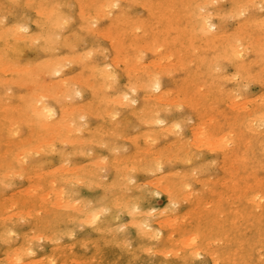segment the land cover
Returning a JSON list of instances; mask_svg holds the SVG:
<instances>
[{"label":"rangeland","instance_id":"1","mask_svg":"<svg viewBox=\"0 0 264 264\" xmlns=\"http://www.w3.org/2000/svg\"><path fill=\"white\" fill-rule=\"evenodd\" d=\"M8 1V2H7ZM42 1H44L43 3H41ZM50 2V4H49V2ZM52 1V2H51ZM59 1V2H58ZM47 0L46 1V3H45V0H0V13L2 12L3 13V15L5 14V13H9V14H11V15H9L8 14V16H7V19L9 20V22H10V26L12 25V24H17V23H19V24H23V25H25V26H27L28 28H30V31H29V33L27 34V35H29V36H32V38L31 39H26V38H24V39H21V37L19 38V39H21V40H19V39H17L16 38V42H15V52L13 53V54H7V56L9 57V55H13L14 57H12V56H10L9 58H10V61L14 58V62H10V63H8V64H6L8 67H9V69H10V71H9V69L8 68H6V70H0V83L2 84V85H4V86H2L1 84H0V100L2 101V105L1 106H12V107H22L21 106V104L23 105V107H24V105L25 104H28V102L29 103H31V101H33V100H28V98H30L33 94H37V93H39L38 92V89H39V91L41 90V89H43V87L45 88V85L47 86V87H49L48 89H47V87L45 88V89H47V92H49L48 94L46 93L45 94V96H46V98H47V95H48V99H46L45 98V96L42 98L44 101V103H45V101L46 100H48L45 104H47L48 106H50L52 109H54L56 112H58V115L60 114V113H62L61 111H62V109H63V107H67V109H65V111L66 110H68L67 111V121H68V124H72V125H68V127H69V129L71 130V129H74L73 130V132L75 131L76 132V135H75V132L74 133H70V132H67L68 130L67 129H63L62 127L61 128H58V130H62V131H64V130H67L65 133H66V135L63 133L62 134V136H61V138H64V139H67L68 137V139H67V141H69V140H71V142L73 143V142H76V139H77V141L80 139V141L79 142H82L83 141V143H80L81 145H79V144H77L78 142H76V144L75 143H73V146H72V144L71 143H66V141H65V144H67V146H65V144L63 145V144H60V143H62V142H64L63 140L62 141H60V143H58L59 142V139H61V138H59V139H57L58 140V142L56 141V139L54 138H50V139H52V140H50V141H48L45 145H47L46 146V149H45V145H42L41 143H39V144H41V145H37L38 144V142L37 141H35V142H37V143H35L34 142V140L32 141H26V140H28L30 137H31V139H32V136H30L31 135V133L30 132H28L29 131V129L28 128H26L27 127V125L25 124V122L27 121V119L29 118V119H31V117H30V113H29V116H27L26 114L28 113V111L30 112L31 110H29L28 109V107H24V108H26L27 110H26V112H23V113H26V114H24V116L23 117H21L22 116V114H21V112L19 113V112H13L12 111V116H13V118H16V117H14V116H16L17 115V113H19L18 114V116H19V118H16V121L14 122H12V127H15V126H17V127H19V128H17V127H15L14 128V132H13V136L12 137H9L10 135H8V133L5 131V130H3L2 129V126L1 125H3L2 123H3V121L1 120L2 118V115H3V112L1 111V109H0V113H2L1 115H0V122H2V123H0V174H4V173H6V174H2V177H0V196H1V198H0V215H2L1 216V218H3L4 216L6 217V216H9L10 217V215H12L11 216V219H10V221L8 222V221H2V219L0 220V225H2L3 226V224H5V226L4 227H2V226H0V228H2V229H0V260H1V258H2V260L0 261V263L2 264H14L13 262H15V260L13 259V257H12V252L13 251H15V250H21V249H23L25 252L29 249V248H31L30 246H32V248H31V250H33L32 252H34L35 253V255H34V257H28L27 255H25V256H23V258L24 257H26L27 256V259H26V261H25V259H23V263L24 264H28V262L29 263H31V262H37V261H41V260H43V261H47V260H49L50 258V260H52V258H54L55 260V262H56V264H60V263H63V264H73L74 262H78L77 264H96V263H100V264H127V263H129V264H214L213 263V261L209 258V257H207L206 255H201L200 257H198V258H192L191 256H189L188 255V251L187 250H184L186 247L182 244V243H180V244H182V245H180L179 244V242H177V243H175V242H172V241H168L167 242V240H168V236H169V234L171 233L170 232V230H172V229H170V227L169 226H167V227H164V229H163V235H161L160 237H162V239L159 241V235H157V237L156 236H154L153 237V234L154 233H156L155 231H159V227H160V225H161V223H159V222H161L162 220H164L165 218H167L169 215L168 214H170V215H173L172 217H175V218H177L178 219V225H179V227L177 226V225H175L176 226V230L177 231H179V234H189V233H192V232H195V230L196 231H199V233H201L202 234V236L204 237V238H207V239H209V240H215L213 243H210V247L211 248H215V249H217V250H219V252H220V254H221V257H222V261H223V263L222 264H248V262H251V264H260V261L259 260H261V259H256L259 255H258V253L260 254V256L261 257H264V252H262V251H259L260 249H261V247L262 246H264V245H262V243H259V242H261V236H262V233H264V200L262 199L261 200V204H260V206L259 207H261V208H259V207H256L255 205H253L252 203H249L250 201H247L246 200V198H245V196L247 197V198H249L251 195H253L254 193H256V192H262L261 194H263L264 195V147H263V143H264V131H263V133L261 134L260 132L262 131L261 130V128H258L259 129V131H258V129H257V127H260L259 126V124L260 123H257V121L258 122H260L259 120H261V118H264L263 116H261L262 115V112L260 111V110H264V103H262V105H261V102H263L264 101V63H261V59H260V51H261V47L262 46H264V33H262L261 32V26L259 27V24H260V22H259V20L261 21V19H262V17H259L260 16V11H259V2H261V1H263V2H261V4H264V0H250V2H247V0L245 1V0H217L218 2L217 3H215L216 1L214 0H210L212 3H208V2H210L209 0H204V1H201V0H196V2L195 1H193V0H191L192 2H193V4L191 3V1L190 0H183L184 1V4L182 3L183 1H181V0H158V3L157 2H155V1H157V0H150L153 4H154V6H155V9H156V6L157 5H159V6H157V8L158 7H160V12H161V14H159L160 12H158L157 13V9H156V15L154 14V13H151V12H149V13H151V14H149V13H147L148 12V8H147V5L146 4H148V3H151L150 1H148V3H146L147 1L145 0V2H143L142 0H140L138 3L136 2V1H138V0H135L134 2H136V3H134L133 2V0H130L131 2H133V3H131L130 1H129V4L131 5V6H129V4H128V0H117V1H115V0H97L96 1V3H95V1H94V3H95V5H94V3L92 4V6H91V2H92V0H88V2L87 1H85V0H83V2H82V0L81 1H79V0H61L62 2H60V0ZM67 1L69 2V4L67 3ZM109 1H112V3H119L120 5H121V9L119 10V11H116V10H107L106 9V7H103V6H106V5H108V2ZM160 1H161V3H160ZM178 1V3L176 4V2ZM198 1H200L201 3H199ZM4 3V4H2V3ZM18 2V3H17ZM48 2V3H47ZM73 4H72V3ZM76 2V3H75ZM80 3V5L79 4H77V3ZM166 2H168V3H166ZM195 2V3H194ZM206 2H207V5H209V4H212L213 5V3L215 4V6L214 7H208L207 8V10H206V12L205 13H203V14H200V11H199V8H197V7H194L195 5H201V6H203V5H205L206 4ZM223 2V3H222ZM241 2H247L248 4L247 5H254V4H256V6L257 7H255V9L253 10V15L252 16H250V17H248L247 18V20H240L239 21V23H237L236 22V24H235V21H233V20H231V19H229L228 20V18H227V15H228V13H230V12H232L233 11V9L232 8H230V7H232V5H234L235 3H241ZM254 4H253V3ZM21 3V4H20ZM57 3L59 4L60 3V9L58 8V9H56L55 11H57V12H59V14H60V16L61 17H65L66 18V16H68V15H70V19H72L71 20V23L68 25V27H64V30L62 31V29L60 28V32H59V28L58 29H56L57 28V25H56V23H55V21H57V24H58V21H60V19L59 18H57V16L56 17H54L53 19H51V20H48L47 19V17H44L43 18V23H42V26H41V28L38 30L37 28H36V20H37V17H36V15H35V12L36 11H44V12H46V13H50L51 11L50 10H52L53 11V8H52V6H54V5H57ZM62 3H65V4H63L64 6H62ZM81 3H83V4H81ZM142 3L144 4V5H142ZM156 3V4H155ZM167 4V6L169 7V10H170V12H177L178 14H176V18H178V19H176V21H175V19L173 18V17H175V13L174 14H172V13H170V12H167V13H169V14H167L166 12H162V11H165L164 9V6L166 7V4ZM197 3V4H196ZM199 3V4H198ZM220 3H222V4H220ZM240 4V5H246V4ZM259 3V4H258ZM7 4H9V5H7ZM16 4V5H15ZM28 4H35V5H46V6H48L47 8H45V9H29V8H26L27 10H26V13H24V8L25 7H23V6H25V5H28ZM66 4H67V6H66ZM77 4V5H76ZM86 4V5H85ZM109 4H110V2H109ZM160 4H162V6H163V8H162V6H160ZM165 4V5H164ZM179 4V5H178ZM217 4V5H216ZM236 4V5H237ZM258 4V5H257ZM15 5V6H14ZM22 5V6H21ZM70 6V9H69V6ZM82 5H84L85 7H81ZM88 5H90V6H88ZM185 5H189L188 6V8H190V9H188V10H186L185 8H184V6ZM190 5H192L193 7H191ZM223 7H222V6ZM4 6V7H3ZM9 6H11V8L9 7ZM15 8H14V7ZM20 6V7H19ZM75 6V7H74ZM95 6V7H94ZM123 6V7H122ZM129 6V7H128ZM176 6H177V8H176ZM217 6H221V7H217ZM68 7V8H67ZM72 7V8H71ZM79 7H81V8H79ZM88 7H91V9L89 8L88 9ZM93 7V8H92ZM126 7H128V8H126ZM143 7V8H142ZM146 7V8H145ZM182 7V10H180V8ZM217 7V8H216ZM3 8V9H2ZM13 8H14V10H13ZM73 8H77V9H75V10H73ZM81 9L82 11L80 12L79 11V9ZM123 8V9H122ZM147 9V10H145V9ZM176 8V10L174 11V9ZM192 8H193V11H192ZM230 8V9H229ZM105 9L107 10V11H105ZM140 9V10H139ZM159 9V8H158ZM185 9V10H184ZM198 9V10H197ZM208 9L210 10V11H208ZM232 9V10H231ZM7 10H9V11H7ZM11 10H13V11H11ZM63 10V11H62ZM104 10V11H103ZM162 10V11H161ZM172 10V11H171ZM177 10H179V12L177 11ZM3 11H5V12H3ZM69 11H73V12H69ZM112 12V13H114V15H112L111 16V18H109V14H107L106 12ZM124 11V12H123ZM136 11V12H135ZM138 11H140V12H138ZM143 11V12H142ZM150 11V10H149ZM159 11V10H158ZM186 11V12H185ZM196 11V12H195ZM214 11L216 12H218V15H219V13H224L225 15H226V17H225V15L224 14H222V16H224L225 18L223 19V17L221 16H217L216 14H217V12L216 13H214ZM11 12V13H10ZM30 12V13H29ZM64 12H66L65 14H64ZM74 12H76V13H74ZM83 12V13H82ZM96 12H97V14H96ZM108 12V13H109ZM123 14H122V13ZM138 12V13H137ZM142 12V13H141ZM196 13V16H195V14L193 15V13ZM209 12H210V14H209ZM211 12H213L214 13V16H211L212 17V22L215 24V26H217L218 27V29L217 28H214V31L215 32H217V34H216V39H211L210 41H208L206 38V36H201L199 33H196L194 30L191 32L190 30L192 29V28H188V27H186V26H190V23H191V26H193L194 24H195V21H196V24L198 25V23H199V16L200 15H205V14H209V15H211L212 13ZM225 12H227V13H225ZM140 13V14H139ZM120 14V15H119ZM121 14H122V17H121ZM125 14H126V16H125ZM129 14L131 15V16H129ZM154 14V15H153ZM159 14V15H158ZM165 14V15H164ZM183 14V15H182ZM185 14H186V16H185ZM198 14V15H197ZM22 15V16H21ZM95 16V18H93L94 16ZM96 15H97V17H98V19H99V16H101L100 18V20L98 21V19L96 18ZM106 15V16H105ZM153 15V16H152ZM161 15V16H160ZM166 16V17H168V16H170V17H168V18H166V17H162V16ZM168 15V16H167ZM181 16L180 18H179V16ZM213 15V14H212ZM0 16H2V14H0ZM13 16V17H12ZM19 16H21V18L19 17ZM81 16V17H80ZM104 18H103V17ZM136 16V17H135ZM158 16V17H157ZM173 16V17H172ZM189 18H188V17ZM26 17V18H25ZM32 19H31V18ZM73 17V18H72ZM121 19V18H123V20L121 19V21H118V19L119 18ZM124 17H125V19H124ZM126 17L127 18H130L131 17V19H135V23H138V24H141L142 25V23H144V21H146L145 23H146V25H142V27L143 28H139L141 25H139L138 27H137V25L138 24H136V26H135V24L133 23V20H131V19H127L128 21H126V23H127V25H126V23L124 24L123 22L126 20ZM141 17H145V20L142 18L141 19ZM185 17V18H184ZM254 17H256L255 19H254ZM257 17H259V18H257ZM68 18V17H67ZM84 18V19H83ZM91 18L93 19V20H91ZM153 18L155 19V21L153 20ZM167 19L166 20V22H165V19ZM227 18V19H226ZM250 18V19H249ZM22 19H23V21H22ZM54 19H56V20H54ZM58 19V20H57ZM81 19V20H80ZM95 19H97V20H95ZM140 20V21H137V20ZM171 19H172V21H171ZM174 19V20H173ZM179 19H181V21L179 20ZM189 19H190V23H189ZM259 19V20H258ZM263 19H264V17H263ZM19 20V21H18ZM21 20V21H20ZM27 21V20H29V21H27V24H26V22L25 21ZM90 20V21H89ZM120 23V22H122V23H118L117 21ZM152 21L153 20V22H155V23H159L160 24V26H159V24H157L156 26L154 25V23L152 24L150 21ZM168 20H170L171 22H168ZM179 20V21H178ZM224 20H226L225 22L226 23H224ZM231 20V21H230ZM13 21V22H12ZM81 21V22H80ZM89 21V22H88ZM96 21H98V22H100V23H98V22H96ZM110 21V22H109ZM130 21V23H128ZM137 21V22H136ZM142 21V22H141ZM149 21V22H148ZM164 21V22H163ZM244 21H248V22H250V23H246L247 25L246 26H243L245 23H243ZM252 21V22H251ZM257 21H258V23H257ZM25 22V23H24ZM61 22V21H60ZM59 22V23H60ZM112 22V23H111ZM131 22L134 24H132V25H130L131 24ZM168 22V23H167ZM184 22V23H183ZM254 22H255V24H254ZM47 23V25H45ZM55 23V24H54ZM90 23V24H89ZM94 23V25H96L95 27H94V25H92ZM118 23V24H117ZM151 23V24H150ZM187 23V24H186ZM189 23V24H188ZM240 23H242L241 25H239ZM256 23H257V26H256ZM28 24H29V26H28ZM89 24V25H88ZM107 24H109V25H107ZM113 24V25H112ZM117 24V25H116ZM152 25L154 28H155V30H153V32L151 33V31H152V29H154V28H152V26H150V25ZM173 24H177V25H181V26H183V24H185L184 26L186 27V28H188V29H186L185 30V27H181L180 26V28H184V29H176V28H179V26H174V29H172L171 30V28L173 27ZM223 24V25H222ZM44 25V26H43ZM92 25V27H94V28H90V26ZM120 25V26H119ZM130 25V26H129ZM148 25V26H147ZM221 26V28H220V26ZM236 25V26H235ZM31 26V27H30ZM46 26H47V28H46ZM108 26H110L109 27V29L107 28H105V27H108ZM115 26H116V28H115ZM151 27L150 29L148 28V27ZM163 26V27H162ZM166 26V27H165ZM170 28H169V27ZM102 27V28H101ZM133 27H135V28H133ZM146 27V28H145ZM167 27H168V29H167ZM176 27V28H175ZM245 27V28H244ZM252 27H254V28H252ZM49 28V29H48ZM52 28H55L53 31L51 30ZM83 28V29H82ZM95 28H99L98 30L96 29V30H93V29H95ZM121 30L122 29V32L124 31V34L126 35H124V34H122L123 35V37H122V35H121V31L118 33V31L117 30H119V29ZM128 28H129V32H128ZM131 28V29H130ZM139 28V29H138ZM157 28H159V30L157 31L156 29ZM252 28V29H251ZM0 29L1 30H3V27H0ZM45 29L47 30L48 29V31L46 32L45 31ZM81 29V30H80ZM89 30L90 32H92V33H88L87 31H85V30ZM91 29H92V31H91ZM104 31H103V30ZM134 29H138V30H140L141 31V33H144V34H141L140 33V31L138 32V30H135V33H134ZM163 29V30H162ZM165 29V30H164ZM170 29V30H169ZM190 29V30H189ZM251 29V30H250ZM257 29V30H256ZM45 32H44V31ZM66 30H68V31H66ZM102 30V31H101ZM109 30H111V31H109ZM126 30V31H125ZM150 30V32L148 33V31ZM177 30H181V31H177ZM235 31V32H233V31ZM238 30V31H237ZM254 30V31H253ZM50 31H52V33L50 32ZM71 31H72V33H71ZM97 31H98V34H96L97 33ZM99 31H101V32H103L102 34H100L101 32H99ZM108 31H109V33L112 35V37L109 35V36H105L106 35V32H107V35L109 34L108 33ZM146 31H147V33H146ZM155 31H157L156 33H155ZM166 31H168V33H166ZM183 31H185V33H183L182 34V32ZM214 31L212 32V34H215L214 33ZM228 31V32H227ZM232 33H230V32ZM55 32V33H54ZM57 32H58V34L59 35H61L60 37H59V35H57ZM70 32V33H69ZM77 32H79V33H77ZM132 32V35L133 36H129V33H131ZM179 32V33H178ZM219 32V33H218ZM220 32H222L221 34H220ZM225 32V33H224ZM228 33V35H224V34H227ZM48 33V34H47ZM63 33H65V34H63ZM136 33H138V34H136ZM47 34V35H46ZM53 34V35H52ZM55 34H56V36H55ZM96 34V35H95ZM135 34V35H134ZM193 34V35H192ZM199 34V35H198ZM37 35V36H36ZM69 35V36H68ZM73 35H75V38H76V40H75V38H74V36ZM101 35V36H100ZM120 35H121V37H120ZM136 35H137V37L138 38H135L134 39V37H136ZM222 35H224L223 37H222ZM234 35L235 36H237V40L239 41L240 40V36L242 35V38H241V40L238 42L237 40H236V37H234ZM239 35V36H238ZM53 38H52V37ZM63 36L65 37L64 39H63ZM85 36V37H84ZM114 36V37H113ZM163 36H166L165 37V39H164V37ZM171 36H173L172 38H171ZM200 36V37H199ZM217 36H221L220 38H218ZM231 36V37H230ZM234 37V39H233V37ZM244 36V37H243ZM51 39H49V38ZM66 37H68V38H70L71 39V37L73 38V39H71V41L72 40H74L73 42H71L70 41V39H69V41L70 42H67V39L68 38H66ZM108 37V38H107ZM113 38L112 39V42L113 41H115V39H116V42H113V43H117L118 45L117 46H114L115 44H112L111 46H110V40H111V38ZM119 37V39H117ZM163 37V38H162ZM205 37V38H204ZM240 37V38H239ZM256 37H260V38H256ZM57 38V39H56ZM62 38V39H61ZM79 38V40H77ZM83 38V39H82ZM101 38H104V39H101ZM115 38V39H114ZM149 38V39H148ZM156 38V39H155ZM178 38V39H177ZM192 38L195 40H193L192 41ZM218 38V39H217ZM247 38V39H246ZM32 39H35L36 41H34V40H32ZM52 39H54V40H56L55 42L56 43H58L57 45L55 44V43H53V44H50V43H52V42H54V40H52ZM59 39V40H58ZM61 39V40H60ZM81 39V40H80ZM99 39V40H98ZM122 40V42L121 41H117V40ZM166 39H169V40H166ZM201 39V40H200ZM258 40V42H257V40ZM31 40V41H30ZM83 40V41H82ZM99 42H98V41ZM135 40V41H134ZM181 41V40H183L182 42H179L178 43V41ZM215 40H216V42H215ZM247 40H249L248 42H247ZM256 40V41H255ZM39 41V42H38ZM41 41H43V42H41ZM61 41V44L59 43ZM83 43H82V42ZM86 42V44H85V42ZM136 41H138V42H136ZM143 41H144V43H143ZM154 41V42H153ZM156 41V42H155ZM160 41H164V42H162L164 45H165V47L163 46V44L160 42ZM170 41V42H169ZM185 41V42H184ZM200 41L202 42V43H200ZM212 41H214L215 43H212ZM245 41H246V43H245ZM254 41V42H253ZM31 42V43H30ZM49 42V43H48ZM65 42V43H64ZM66 42H67V46H66ZM75 42V43H74ZM79 42V43H78ZM81 42V43H80ZM88 42V43H87ZM142 42V44H145L146 43V45H145V48H144V50L143 49H141V48H143V46H142V44H140ZM169 42V43H168ZM193 42V43H192ZM225 42H227V43H225ZM238 42V43H237ZM257 42V43H256ZM22 43V44H21ZM26 43V44H25ZM35 44L34 45V47L32 46V47H30V44L32 45V44ZM70 43L72 44L73 43V45H75L74 47H72L71 46V49H69V45H70ZM82 44V45H78V44ZM93 43V44H92ZM121 43H122V45H121ZM131 43H134L133 45L134 46H137L138 48L140 47V49H138L137 47H135L134 49H132L133 48V45L131 46ZM136 43H137V45H136ZM155 43V44H154ZM160 44V46H162V48L164 47V49H166L165 51H164V49H161L160 47L159 48H156V52L158 51L157 49H160L161 51H163V53L161 52V51H159L161 54H157V53H159V52H150V51H148L147 52V49H146V47L148 46L150 49L151 48H153V50L151 49V51H154V46H159V44ZM197 43H199V45H197ZM225 43V44H224ZM247 43H249V44H247ZM254 43H256V44H254ZM26 46H25V45ZM28 44V45H27ZM39 44V45H38ZM45 44H46V46H45ZM48 44H50V45H48ZM65 44V45H64ZM187 44V46H185ZM196 44V45H195ZM201 44V45H200ZM233 44L234 45H236V44H238V46L240 47V45H241V47L243 46V45H245V44H247L246 46H244V47H240L241 49H238V50H240L241 51V53H242V55H240L239 57L241 58V59H235V58H233L232 56H231V52H232V49H231V47L233 48L234 46H233ZM250 44H252V45H250ZM17 45V46H16ZM18 45H19V47H18ZM25 46L24 48H20V46ZM61 45H63L65 48H63V46H61ZM192 45V46H191ZM251 47H250V46ZM27 46H29V47H27ZM90 46H92V48H91V50L96 46V47H98L97 48V51L98 52H96V50H92L93 51V53L91 52V50H87L91 55L89 56L88 55V57L89 58H87L86 56V54H88V52H86V49H90ZM113 46L116 48V50H115V48H114V50H113ZM122 46H125L124 48H126V49H121L122 48ZM130 46V47H129ZM151 46V47H150ZM157 46V47H158ZM180 48H179V47ZM187 48L188 46H189V48H188V50H186V48ZM190 46L192 47V48H190ZM18 47V48H17ZM30 48V50L29 51H27L28 49L27 48ZM39 47H44L43 49H41V48H39ZM46 47L47 48H49V49H51L50 51H52L53 50V48H55V47H57L59 50L57 51V50H55V52H54V50H53V52H54V56H52L53 54V52H49V49L47 50L46 49ZM51 47V48H50ZM53 47V48H52ZM61 47V48H60ZM95 47V48H96ZM112 47V48H111ZM147 47V48H148ZM178 47V48H177ZM184 47V48H183ZM196 47V51H198V52H195V51H193V50H191V51H189L190 49H193V48H195ZM197 47H199L198 48V50H197ZM207 47V48H206ZM26 48V49H25ZM202 48H204L203 50H202ZM235 48V47H234ZM248 48V49H247ZM44 49H45V51H46V54H44L45 53V51H44ZM56 49V48H55ZM85 49V50H84ZM100 50V52H99V50ZM106 51H104V50ZM121 49V50H120ZM149 49V50H150ZM176 49H178L177 51H180L181 50V55L179 54V52H177L176 51ZM225 49H226V53H225ZM248 51H247V50ZM18 50V51H17ZM26 51V52H24V51ZM35 50V51H34ZM82 50H84L85 52H82ZM101 50H102V52H101ZM134 50V51H133ZM139 50H141V51H139ZM172 51V52H170L171 54H169V52L168 51ZM207 50V51H206ZM234 50H237V47H236V49H234ZM242 50H244V51H247L246 53H247V55H246V53L245 52H243ZM251 50V51H250ZM37 51V52H36ZM44 51V52H43ZM76 51H77V53H76ZM79 51V52H78ZM108 51V52H107ZM122 51V53L123 54H121L120 52ZM137 52V54L135 55V53ZM145 51V52H144ZM187 51V52H186ZM223 51V52H222ZM21 52V53H20ZM64 52H65V54L67 53V55H66V58H67V56L68 57H70V61H72V63L70 62V61H66L65 59V57L63 58V55H64ZM82 52V53H81ZM95 52V53H94ZM113 52V53H112ZM128 52V53H127ZM135 52V53H134ZM138 52H140V53H138ZM143 52V53H142ZM167 52V53H166ZM183 52V53H182ZM196 54H195V53ZM17 53H19L20 54V56L19 57H21L22 55H24V56H22V58H17L18 56V54ZM37 53V54H36ZM50 53V54H49ZM56 53H59L58 55L56 54ZM62 53V54H61ZM84 55V56H82V59H81V61H80V56L79 55ZM86 53V54H85ZM108 53V54H107ZM127 53V55H128V60H127V56L125 55V54ZM142 53V54H141ZM146 53V56L145 55H143V54H145ZM164 53H166V54H169V55H175V56H173L175 59L173 60V57L172 58H168V57H170V56H165V58H164V61L159 65V66H157L158 64H159V57L161 56V57H163V54ZM187 53H189V54H187ZM212 53L214 54V55H212ZM219 55H218V54ZM17 54V55H16ZM22 54V55H21ZM110 54V55H109ZM111 54H112V56H111ZM187 54V55H186ZM192 54H194V56H195V58L193 59H191V57H193L192 56ZM35 55V56H34ZM49 55H51V56H49ZM120 55V56H119ZM122 55H124V56H126V57H124V58H122L123 56ZM137 55H138V57H139V55H143L144 56V59L143 58H138V59H143L142 61L141 60H139V62L141 61V63H143L144 64V62L146 63V64H141V63H139V65H138V63H137V61H138V59L136 60V58H137ZM155 55H157L156 56V59H154L155 58ZM210 55H212L211 57H210ZM216 55V56H215ZM218 55V56H217ZM226 56V55H230L231 57H227L226 56V58L225 57H223V56ZM244 55H246V56H244ZM33 56V57H32ZM60 56V57H59ZM62 56V57H61ZM72 56V57H71ZM79 56V61H78V59L76 58V57H78ZM103 56H105V57H103ZM107 56V57H106ZM131 56V57H130ZM204 59H200L199 60V58H201V57ZM220 56V58L221 59H219L218 57ZM29 57V58H28ZM31 57V58H30ZM48 57H50L51 59H48ZM53 57V58H52ZM130 57V58H129ZM146 57V58H145ZM151 57H153V58H151ZM166 57L168 58V60H169V62L171 61V63L172 62H176L177 64H175V62H174V64H170V63H168V62H166V61H168V60H166ZM186 57V58H185ZM197 57H199L198 59H197ZM215 57H216V60H214L215 59ZM244 57V58H243ZM9 58H8V60H7V62H9ZM34 58V59H33ZM61 58V59H60ZM72 58V59H71ZM76 58V59H75ZM87 58V59H86ZM126 58V60H127V62H129V63H125V62H123V59H125ZM191 59V61H193V64H187V63H189V60ZM218 58V59H217ZM228 58L230 59V60H228ZM38 59V60H37ZM148 60V62L146 61V60ZM173 61H172V60ZM207 59V60H206ZM17 60V63L15 64V61ZM29 60V61H28ZM35 60V61H34ZM51 60V61H50ZM57 60V61H56ZM73 60H75V63H77V64H75L74 62H73ZM77 60V61H76ZM103 60H105V61H103ZM110 60H111V62H110ZM151 60V61H150ZM154 60L156 61V62H154ZM179 61L180 62V64H181V61L183 60V62L185 61V60H188V61H185L184 63L185 64H187L185 67L186 68H184V70L182 69V66H183V64H181L182 66H180V64H178L179 62H177V61ZM197 60V61H196ZM202 60L204 61V62H202ZM212 60H214V63H211V61ZM217 60L219 61V62H217ZM226 60H228V61H226ZM25 61H27V62H25ZM32 61V62H31ZM47 61H48V63H47ZM58 61H59V63H58ZM61 61H66V62H63V64H62V62ZM98 61V62H97ZM125 61V60H124ZM136 61V62H135ZM207 61V62H206ZM210 61V62H209ZM254 61L256 62H258L257 64L256 63H254ZM50 62V63H49ZM53 62L56 64H58V66H57V64H56V67H54L55 65L53 64ZM70 62V63H69ZM92 63V65H91V63ZM112 62H114V63H112ZM119 62H120V64H119ZM121 62H123V63H125V64H130L131 62H133L134 63V66L136 65V69L135 70H137V67L139 68V66H141L142 65V67L144 66V68H147V71H152V72H150V73H152V74H150L149 72H147L146 71V69H144V71H146L149 75H153V72H155L154 74L156 75V72H161V74H165V76L164 75H160L159 73H157V74H159V77H157V78H159L160 79V77H161V84H162V87H163V89H167V91H169L168 93H169V95L167 96V98H166V96H165V98L164 99H162V100H165L166 99V101H165V105L166 106H163L164 104V102H160V101H162V100H159L157 97H154V96H156L157 94H158V92L156 91V94H154L153 92L151 93V92H148V90L149 89H147V87L146 88H139V87H137V89L135 90V93H132V92H134V91H130L129 89H127V88H133L134 89V87H136L135 86V84L137 83L136 81H138L139 83H141L142 81H145V82H142V83H146V72H144V71H142V67L141 68H139L138 70H137V72L136 73H138V74H136L135 72H134V75H133V73H131V72H133L134 71V68H132V70H131V68H130V65L132 66L133 65V63H131L129 66H128V69H130V71H128L127 72V70L128 69H126V67H127V65H125L124 66V64H121ZM182 62V63H183ZM202 62V63H201ZM209 62V63H208ZM215 62H217V64H215ZM19 63V64H18ZM20 63H22L21 64V66L24 68H26V66H27V64H28V66L30 67V66H33V67H30V68H26V72L25 71H22V68H21V66H19L20 65ZM47 63V64H46ZM65 63V64H64ZM69 63V64H68ZM104 63H106L105 65L107 66L108 64H110V65H108L107 66V69L108 68H110L112 71H111V73H110V75H113L114 76V74L113 73H117V75L115 76V77H113L112 76V78H111V80L112 81H114L115 80V82H112V81H110V78L108 77V82L109 83H111L110 85H108V84H106V79H107V75H106V71H107V69L104 67ZM108 63V64H107ZM137 63V64H136ZM149 64V66H148V64ZM166 64V66L168 65V66H171V67H168L167 66V68H166V66H165V64ZM168 63V64H167ZM192 63V62H191ZM245 64V66L244 65H242L243 66V68L241 67V64ZM248 63L250 64V65H248ZM44 64V65H43ZM59 64H61V66L63 65H66V64H68V66H65L66 67V69L65 68H62ZM71 64V65H70ZM82 64H84V65H82ZM88 64V66H89V69L91 70V67L95 70L94 71V75H92V73H93V71H89L88 69V71L85 69V67H86V65ZM90 64V65H89ZM114 64V65H113ZM150 64L152 65V66H150ZM154 64V65H153ZM156 64V65H155ZM164 64V65H163ZM195 64V65H194ZM225 65V66H223L224 67V70H219V69H222L223 67L221 66V65ZM11 65H13V67H11ZM16 67H15V66ZM53 67H52V66ZM76 65V66H75ZM98 65V66H97ZM100 65V66H99ZM162 65L165 67V69L163 70V68H161L162 67ZM176 65H178V66H180L179 68H178V66H177V68H178V70H177V68H176ZM197 65V67H195ZM219 65V66H218ZM233 65V66H232ZM248 65V66H247ZM38 66V67H37ZM44 66H46V67H44ZM49 66H51L52 68L51 69H57V68H61V70L63 69V71H59L58 73H59V75L58 76H56L57 75V73H54L53 74V72L54 71H49L50 73H52L53 75L51 76L50 75V73H48V72H46V70H49ZM60 66V67H59ZM70 66V67H69ZM97 68H96V67ZM103 66V68H105V69H101L100 67H102ZM119 66L120 67H122L121 69L119 68ZM124 66V67H123ZM146 66V67H145ZM158 67V69H157V67ZM212 68H211V67ZM217 66H218V68H217ZM239 66V67H238ZM262 66V67H261ZM19 68L20 67V72H18V69L17 70H14L15 68ZM81 67V68H80ZM99 67V68H98ZM115 67H117V68H115ZM153 67H154V69H153ZM216 67V68H215ZM234 67V68H233ZM236 67V68H235ZM24 68V69H25ZM37 68V69H36ZM47 68V69H46ZM68 68V69H67ZM84 68V69H83ZM87 68V67H86ZM123 68L125 69V70H123ZM149 68H150V70H149ZM168 68H169V70L170 69H172V71H174V73L172 74V73H170V75L168 74L169 73V70H168ZM176 68V69H175ZM181 68V69H180ZM214 68V69H213ZM256 68V69H255ZM23 69V70H24ZM36 70V72H35V70ZM50 69V70H51ZM65 69V70H64ZM92 69V70H93ZM141 69V70H140ZM155 69H157V71H155ZM161 69L163 70V72L161 71ZM209 69H211L210 71H209ZM215 69H218V70H216L215 72L213 71V70H215ZM236 69H237V71H236ZM262 69V70H261ZM9 72H8V71ZM14 72H13V71ZM69 70V71H68ZM77 70V71H76ZM81 70V71H80ZM159 70V71H158ZM166 70H167V74L169 75V76H167L166 77ZM175 70H176V72H175ZM183 70V71H182ZM244 70V71H243ZM261 70V71H260ZM8 73H7V72ZM12 71V72H11ZM22 71V72H21ZM40 71H42L41 72V74L40 73H37V72H40ZM48 73L47 75H46V73ZM65 71V72H64ZM97 71V72H96ZM105 73H104V72ZM124 71H126V72H124ZM165 71V72H164ZM200 71V73H198ZM220 71V72H219ZM230 71V72H229ZM234 71L237 73L238 72V74L237 75H232V73H234ZM248 71V72H247ZM4 72V73H3ZM18 74H17V73ZM44 72V73H43ZM77 72V73H76ZM103 72V73H102ZM108 72H109V70H108ZM170 72H171V70H170ZM214 72V73H213ZM227 72V73H226ZM9 73H11V74H9ZM22 73V74H21ZM23 73H24V75H23ZM28 73H33V74H29V77H30V79H29V77L28 78H26L27 77V74ZM73 73L77 76H74L73 75ZM82 73V74H81ZM86 73H87V76H85L86 75ZM89 73H91V75L93 76V77H90L91 75H88ZM98 73V74H97ZM100 73V74H99ZM230 73V74H229ZM236 73H234V74H236ZM13 74V75H12ZM19 74H21V76L19 75ZM40 74V75H39ZM42 74H44L46 77H44V75L42 76ZM100 75V76H97V75ZM101 74H103V75H101ZM122 76H121V75ZM126 74H128L127 75V77L125 76ZM130 74H132V75H130ZM140 74V75H139ZM146 74V75H145ZM172 74V75H171ZM202 74V75H201ZM222 74H225V75H222ZM17 75V76H16ZM38 75V76H37ZM65 75V76H64ZM70 75H71V77H70ZM84 75V76H83ZM109 75V76H110ZM121 77H120V76ZM148 75V76H149ZM216 75H219V77H220V75H222V78H227V81L225 80H223L222 78H216L217 76ZM229 75V76H228ZM245 75V76H244ZM253 77V75H254V77H253V79H251V76ZM2 76H4V77H2ZM8 76V77H7ZM10 76H12V78H11V80H9L10 79ZM23 76H24V78H23ZM26 76V77H25ZM35 78H34V77ZM47 76H48V78H50V80L49 81H53V80H59V82H56L55 83V81H53L52 83L51 82H49L48 81V78H47ZM51 76V77H50ZM56 76V77H55ZM74 76V77H73ZM101 76H104V78H106V79H104V78H102ZM118 76V77H117ZM131 76V77H130ZM147 76V77H148ZM207 76V77H206ZM235 76V77H234ZM239 76V77H238ZM247 76V77H246ZM248 76H250V77H248ZM257 76V77H256ZM17 77V78H16ZM21 77H22V79H21ZM36 77H37V79H36ZM38 77H40L39 78V80H38ZM43 77V78H42ZM59 77H62V80H63V82L65 81V79L66 80H69V82L68 81H65V83H62L61 81V78H59ZM73 77V78H72ZM89 77V79H90V82H89V79H88V82L86 81L87 80V78ZM105 81V82H103V80H102V83H104L105 85H108V87L109 86H111V89H106L107 87H105V88H101V78ZM111 77V76H110ZM129 77V78H128ZM133 77H136V79H138V80H136V79H133ZM186 77L188 78L187 80H186ZM3 78V79H2ZM6 80H5V79ZM20 78V79H19ZM41 78L43 79V80H41ZM45 78V79H44ZM52 78V79H51ZM65 78V79H64ZM72 78V80L70 81V79ZM75 78H77V79H80V81L79 82H76L77 81V79H76V81L75 80H73V79H75ZM118 78V81H116V79ZM182 78V79H181ZM230 78H233V79H230ZM242 78V79H241ZM244 78V79H243ZM258 78L260 79L261 78V80H258ZM28 79V80H27ZM220 79H222V80H220ZM229 79V80H228ZM236 79H238V80H236ZM251 79V80H250ZM256 79V80H255ZM263 79V80H262ZM5 80V81H4ZM21 80V81H20ZM44 80H46V81H48V83L45 81V83L46 84H44ZM57 80V81H58ZM61 80V81H60ZM91 80H92V82H91ZM100 80V81H99ZM123 80V81H122ZM130 81V83H131V81H132V84H130L129 82L127 83L126 81ZM135 80V81H134ZM193 80H195V82L198 84V83H200L201 82V84H202V86H205V92H206V90H207V92H209V94L211 95V93H212V95L210 96L209 94L207 95V93H205L204 92V90H203V88L204 87H201V84H198V87L196 88V86L197 85H195L196 83L193 81ZM203 80V81H202ZM230 80H232L231 82H230ZM245 80V81H244ZM4 81V82H3ZM7 81V82H6ZM12 82L11 84L9 83V82ZM73 81H74V83H73ZM98 81H99V83H98ZM135 82V84H134V82ZM186 81L188 82V85L186 84L185 85V83H186ZM192 81H193V84H192ZM255 81H257V82H255ZM39 82V83H38ZM211 82V83H210ZM216 82V83H215ZM218 82V83H217ZM227 82V83H226ZM233 82V83H232ZM245 82V83H244ZM259 82V83H258ZM262 84H261V83ZM5 83V84H4ZM51 83V84H50ZM57 84V85H55V84ZM59 83V84H58ZM63 84L62 86H64V84H66L67 85V89L66 88H60V84ZM70 83H72V87H70L71 86V84ZM77 83V84H76ZM89 83L91 84V86L89 85ZM92 83H93V85H92ZM112 83H114V85L112 84ZM126 83V84H125ZM141 83V84H142ZM195 83V84H194ZM208 83V84H207ZM222 83H226L225 85L223 84V86L222 85H220V84H222ZM17 84V85H16ZM20 84H21V88H20ZM32 84V85H31ZM43 84H44V86H43ZM49 86H48V85ZM79 84H83V85H79ZM100 86H99V85ZM103 84V85H104ZM132 85L131 87H127L128 85ZM207 84V85H206ZM218 84H219V86L222 88V90H221V92H220V90L219 91H217L218 89H214V88H217L218 87ZM234 84L236 85V86H234ZM261 84V85H260ZM9 85H11V86H9ZM14 85H16V86H14ZM19 85V86H18ZM51 85H53L52 87H55V90H54V88L52 89V91L51 90H49L50 88H52L51 87ZM66 85L64 86V87H66ZM68 85H69V87H68ZM76 85V86H75ZM88 85L90 86V88L92 89H89L88 88ZM96 85H98L97 86V88H99V89H97L96 88ZM102 85V87H104ZM134 85V86H133ZM210 86V87H208V89H206L207 88V86ZM29 86H31V89H30V87ZM61 86V87H62ZM83 86V87H82ZM92 86H93V88H92ZM113 86V87H112ZM199 86L201 87V89L203 90V92H202V90H201V92H199L200 90V88H199ZM228 86V87H227ZM246 87L247 89L246 90H243L244 89V87ZM251 86V87H250ZM6 88V90L4 91V89ZM25 87V88H24ZM73 87H75V89L73 88ZM77 87H78V89H77ZM95 87V88H94ZM213 87V88H212ZM243 87V88H242ZM253 87V88H252ZM41 88V89H40ZM59 88H60V90L62 89V93H58V92H60V90H59ZM70 88H72V92H75L76 91V93L77 92H82V93H80V95L76 98V96H74V95H76V93H72L71 91V95H70V97H68L69 95H68V93H69V89ZM139 88V89H138ZM193 88H195V89H193ZM220 88V89H221ZM236 88V89H235ZM10 89V90H9ZM26 89L28 90V92L29 93H27V91H26ZM30 89V90H29ZM32 89H33V93H31L32 92ZM58 89V90H57ZM94 89H96V90H94ZM101 89V90H100ZM132 89V90H133ZM183 89V90H182ZM187 89V90H186ZM198 89V94L197 93H195V92H197L196 90ZM230 89V90H229ZM12 90V91H11ZM67 90H68V92H67ZM90 90V91H89ZM94 90V91H93ZM99 90H100V92H99ZM121 90H123V91H121ZM170 90H172V91H170ZM178 90H179V93H178ZM180 90H181V95H180V97H179V94H180ZM195 90V91H194ZM228 90H229V92H228ZM232 90V91H231ZM237 90H239V91H237ZM7 91V92H6ZM22 91H24V92H22ZM31 91V92H30ZM53 91H58V92H53ZM97 91V92H96ZM176 91H177V93H178V95H177V93H176ZM186 91V92H185ZM194 91V93H192ZM227 91V92H226ZM235 92V94H234V92ZM247 91H249L248 93H247ZM20 92V93H19ZM40 92H42L41 94H44L46 91H44V89L42 90V91H40ZM126 92H128V94L126 93ZM138 92V93H137ZM146 92V94H147V97H146V94H144ZM174 92V95L172 94ZM220 92V93H219ZM231 92H233V95H231L230 93ZM253 93V94H251V93ZM260 92H263V93H261L260 95H262V96H260L259 95V93ZM26 93L28 94V95H31L30 97H28V95H26ZM52 95H51V94ZM54 93V94H53ZM58 93V95H59V97H58V95H57V97L58 98H56V96H55V94H57ZM115 93V94H114ZM122 93V95H120ZM123 93L124 94H126V95H128V97H129V101L127 102V101H125V102H123L124 100L122 99H120V100H118L119 98H117V97H124L123 96ZM143 93V94H142ZM153 94V95H151V94ZM176 93V94H175ZM193 94V96H190V94ZM227 93V94H226ZM258 93V94H257ZM3 94V95H2ZM7 94H9L8 95V97L7 96H5V95H7ZM12 94V95H11ZM19 94V95H18ZM49 94L51 95V96H55V98H56V102H59V105H60V102H61V106H58V103H55V102H53V101H55V99L53 98V97H50L49 96ZM97 94H99V95H103L102 96V98H101V96L100 97H98L99 95H97ZM107 96L106 98H105V95ZM150 94V95H149ZM189 94V95H188ZM195 94V95H194ZM203 94V95H202ZM204 94H206V97H207V99H206V97H204L205 95ZM215 94V95H214ZM236 94H240L239 96H237V97H235L234 98V96L236 95ZM248 94V95H247ZM61 95L63 96V97H61ZM66 95H68L67 97L69 98V99H66L67 97H66ZM84 95V96H83ZM91 95H93L92 97H90ZM97 95V96H96ZM110 95V97H108ZM112 95V96H111ZM114 95V96H113ZM144 95V96H143ZM149 95V96H148ZM176 95H177V97H176ZM199 95H201L202 97H203V99L204 100H200V98L198 97ZM221 96V98L222 99H224V100H222V101H224V102H220V100H221V98H219L220 96ZM228 95H231L230 97L228 96ZM3 96V97H2ZM74 99H77V100H75V101H70V100H73V98ZM81 96V97H80ZM136 96V97H135ZM142 96V97H141ZM151 96H153L152 98H151ZM181 96L183 97V99L185 100H182V98H181ZM185 96V97H184ZM187 96H189V97H187ZM196 96V97H195ZM200 96V97H201ZM209 96V97H208ZM217 96V97H216ZM223 96V97H222ZM225 96H226V98H225ZM258 96H260V98L258 99ZM14 97V98H13ZM19 99H18V98ZM26 97H28V98H26ZM33 97V96H32ZM50 97V98H49ZM82 98V100L80 99V98ZM90 97V98H89ZM103 97H104V101H106V100H108L110 103L108 104V101H106V103L104 104V101L102 102V100H103ZM116 97V98H115ZM133 97H135V98H133ZM172 97H174V100L172 99ZM187 97V99H185ZM190 97H193L192 98V100L194 101H198L195 105H198V107H199V111L200 112H202V114L201 115H205V116H207L206 115V113L207 114H209L210 112H211V114H213V116H215L216 118H214L213 116H210V118L211 119H213L214 120V125L213 126H211L212 124H213V122H211L212 120H209V118H207L209 115H211V114H209L207 117H204V120H206L207 121V119L209 120V122H205L204 120H202V118L203 117H201V119H200V117H198V116H200V113H198L199 111L198 110H196V108H198L197 106H195V105H193V104H191V102L193 103V101H190V104H191V106H189V107H191L192 109L193 108H195V109H191V108H189V107H187L188 105H190L189 104V100H188V98H190ZM198 97V98H197ZM215 97V98H214ZM256 97V98H255ZM6 98L8 99V100H6ZM13 98V99H12ZM26 98V100H28L26 103H24L25 101H21V100H24ZM61 99V98H63V99H61L60 101L58 100V99ZM65 98V99H64ZM72 98V99H71ZM131 98V99H130ZM135 99V101H136V103L135 104H133L131 101H133V99ZM143 98V99H142ZM144 98H147V99H144ZM153 98L154 99H156V100H153ZM171 98V99H170ZM175 98H177V99H175ZM218 98V99H217ZM234 99V100H231V99ZM247 99V100H244V99ZM4 100V102H3V100ZM99 99H101V100H99ZM109 99H111V101L114 99L115 100V102L114 101H110ZM168 99V100H167ZM170 99V100H169ZM181 99V100H180ZM191 99V98H190ZM198 99V100H197ZM212 101H210V100ZM213 99H214V101H213ZM215 99L216 100H218V101H215ZM220 99V100H219ZM230 99V100H229ZM238 99L240 100V99H242V100H240L241 102H240V104L242 103L243 105H239L238 103H239V101H238ZM249 99H251L250 101H249ZM253 99H256V100H254V101H256V102H258L257 100H259L260 102L258 103V104H256V103H253L252 104V102H254L253 101ZM12 100V101H11ZM64 100V101H63ZM67 100V102L69 103V104H71V106L70 105H68V103H62V102H65ZM92 101V103L91 104H89V102H91ZM117 100H118V102H117ZM153 100V101H152ZM172 100L173 101H175L174 103H176V104H174L173 102H172ZM181 102H180V101ZM208 100L210 101V105L211 106H213V104L212 103H214V105H215V109H214V106L212 107L213 108V110H212V108L211 107H209V102H208ZM236 100V102H238V103H236V104H238V107H237V105H235L234 103L232 104L231 102H227V101H235ZM243 100H244V103H243ZM261 100H263V101H261ZM11 102L12 104H10L9 102ZM84 101L86 102L85 104H84ZM101 103H100V102ZM119 101H121V105L119 104L120 102ZM168 101H171L172 102V105L170 104L171 102H169V104H168ZM195 101H194V103H195ZM247 101L249 102V103H247ZM19 104H18V103ZM80 102V103H79ZM98 102V103H97ZM114 102V104L112 105L111 103H113ZM150 102H151V104L152 105H150ZM219 102H220V104H219ZM77 103H78V105H77ZM126 103H130V105H126L125 106V104ZM154 103L157 105V106H155L154 105ZM177 103H184V105H179V104H177ZM218 103V104H217ZM17 104H18V106H17ZM72 104H74V105H77V107H76V111H74L75 113H70L71 111H69V108H73L74 109V105H72ZM95 104H96V108L98 109V113L99 114H97V109H95ZM120 106H119V105ZM173 104H174V106L176 105V107H174L173 106ZM187 104V106H185ZM206 104V105H205ZM254 104H256V105H258V106H254ZM260 104V105H259ZM64 105V106H63ZM87 105V106H86ZM90 105V106H89ZM168 105H170V107L168 106ZM179 105V106H178ZM192 105H193V107H192ZM204 105V106H203ZM219 107H221V108H219V110H221V109H223V110H221V113H220V111L218 110V106ZM232 105H234L233 107L235 108H237V110L238 111H240V112H235V111H237L236 110V108H235V110H234V108H231L230 106H232ZM245 105V106H244ZM250 105V106H249ZM1 106H0V108H1ZM53 106V107H52ZM88 106H89V108H88ZM98 106V107H97ZM103 106V107H102ZM124 106V107H123ZM128 106H130V107H128ZM140 106H141V108H140ZM144 106H146V108H150L151 107V110L150 111H148L149 109H146V111H148L149 113H147L144 109ZM149 106V107H148ZM153 106V107H152ZM159 106V107H158ZM173 106V107H172ZM180 106H182L184 109H183V111L182 110H180L179 111V109H182V107H180ZM202 106H203V108H202ZM240 106H241V108H240ZM84 107H85V110H84ZM100 107L103 109H100ZM137 107H139L138 109H137ZM164 107V108H163ZM168 108V110L167 109H165V108ZM179 108L178 109V111H176L177 109L176 108ZM201 107V108H200ZM228 107V108H227ZM253 107V109H254V107H255V109H254V111H255V113H253V109L251 110V108ZM259 107V108H258ZM62 108V109H61ZM82 108V109H81ZM107 108H109L107 111H113L114 112V110H115V112L114 113H110V112H108V114L106 113L107 111H106V109ZM112 108V109H111ZM159 109L158 110V112L160 111V109H161V111L159 112L160 114H156V112H157V110H156V112L155 113H153V109ZM244 108H246V109H244ZM250 109V112H252V114L250 115V117H247V116H249V115H247L248 113V110ZM63 109V110H64ZM89 109V110H88ZM95 109V110H94ZM134 110L133 112H131L132 110ZM141 109V110H140ZM144 111H143V110ZM164 109L165 110H167V112L169 113L170 111H171V114L169 115L167 112H165L164 111ZM203 109V110H202ZM25 110V109H24ZM81 110V111H80ZM84 110V111H83ZM87 110V111H86ZM91 110L93 111L92 113H91ZM101 110H102V113H101ZM136 110V111H135ZM153 110V111H152ZM170 110V111H169ZM175 110V111H174ZM196 111V113H198V115L195 113V111ZM212 110V111H211ZM217 110V111H216ZM230 110H232V111H230ZM242 110H245L244 112H242ZM60 111V112H59ZM89 111V113L90 114H92V115H90V114H88L87 112ZM141 111H142V113H141ZM152 111V115H153V119H152V116H151V118L149 117L150 115H147V114H151L150 112ZM164 111V112H163ZM198 111V112H197ZM206 111V112H205ZM210 111V112H209ZM218 112L219 111V113L217 114L216 112ZM85 115H82L83 117H81V120H80V117H79V115L80 114H82V113ZM103 112H105V113H103ZM131 112V113H130ZM137 112H139V113H137ZM146 112V113H145ZM205 112V113H204ZM250 112H249V114H250ZM258 112H259V114H261V115H259L258 114ZM261 112V113H260ZM70 113V114H69ZM142 114V117H141V114ZM264 113V112H263ZM71 114H73L72 116H73V119L75 120H72V121H70L71 119H72V116H70ZM75 114V115H74ZM103 114H104V116H103ZM117 114V116H115V115ZM127 114V115H126ZM189 114H191V116H189ZM196 114V115H195ZM223 114H225V115H223ZM243 114L246 116V118H245V116H243ZM57 115V116H58ZM101 116V118L99 117V116ZM107 115H109V118H110V120H109V118H108V116L106 117ZM110 115H114L115 117L113 118V116H110ZM139 115H140V120H139ZM150 118V122H148V117ZM156 115H157V118L155 119V117H156ZM230 115V116H229ZM233 115V116H232ZM255 115V116H254ZM94 116V117H93ZM146 116V117H145ZM185 116H186V118H188V119H186L185 118ZM257 116H260L259 118L257 117ZM26 117H28V118H26ZM79 117V118H78ZM86 117H88V118H86ZM102 117H103V119H102ZM106 117V118H105ZM167 117H169L168 118V121L166 120V118ZM171 117V118H170ZM183 117V118H182ZM190 117H192L191 119H193L192 120V122L194 121V122H198V124H196V123H194V124H192V122L191 121H189V120H191L190 119ZM197 117V118H196ZM253 117V118H252ZM23 118V119H22ZM79 119L80 120V122L83 124V122L85 121V123H84V125H82L81 126V123L79 122V121H77V119ZM99 118V119H98ZM105 118V119H104ZM128 118H130V119H128ZM160 118H161V120H163L164 122L165 121H167V122H165V123H163V124H158V123H156V120L158 119V120H160ZM180 118V120H178ZM198 118H199V120H198ZM205 118H207V119H205ZM235 118V119H234ZM240 118H242V119H240ZM251 119L250 121H248L247 119ZM256 118H258V119H256ZM24 119H26V121L24 120ZM28 119V120H29ZM138 119V120H137ZM174 119V120H173ZM181 119L183 120V121H181ZM228 119V120H227ZM248 121H246V120ZM253 119H254V122H253ZM14 120V119H13ZM20 120V121H19ZM175 120H176V122H175ZM186 122H185V121ZM239 120H241L240 122H239ZM23 121H25V122H23ZM69 121H70V123H69ZM106 121V122H105ZM115 121H116V124H115ZM174 121V122H173ZM177 121H179V122H177ZM200 121H201V123H200ZM202 121H204V122H202ZM227 121H229V122H227ZM235 123H234V122ZM244 121H246V122H244ZM256 121V122H255ZM73 122V123H72ZM87 122H89V124L87 123ZM109 122V123H108ZM145 122H148V124L150 123V124H153V125H148L147 123L145 124ZM153 122H155V124L153 123ZM173 122V123H172ZM183 122V123H182ZM184 122H185V124H184ZM218 122H220V124L218 123ZM253 122V123H252ZM17 123V124H16ZM178 123H180V125H182L183 127L182 128H185V125H186V130H184V131H181L182 130V128L179 130V129H177V128H175V125H177ZM182 123V124H181ZM203 123H206V124H203ZM212 123V124H211ZM248 123L250 124L251 123V127H252V125H254V124H256V125H254V127H252L253 128V130L250 132V130H249V127H250V125L249 126H246L245 127V125L247 124L248 125ZM16 124V125H15ZM79 124H80V127L82 128V129H80V131H78V130H76V129H78V128H80L79 127ZM96 124H97V129H95L96 128ZM143 124V125H142ZM144 124H145V126H144ZM190 124H192V125H190ZM196 124V125H195ZM210 124V125H209ZM75 125V126H74ZM147 125V126H146ZM165 125V126H164ZM179 125V124H178ZM199 125H206L209 129H210V133L211 132H214V135H215V133H216V136H214L213 134V137L214 138H218L219 136L218 135H220V138H219V141H217V142H215V145H214V147L212 146L211 148H213L215 151H213V149L212 150H208V149H211V148H209V146H207V147H205V145L204 144H200L201 142L200 141H198V138L196 137V135L194 136L193 134H195V133H192V130H194V128L195 127H198ZM209 125V126H208ZM228 125V126H227ZM235 125V126H234ZM237 125V126H236ZM243 125H244V127H243ZM90 126V127H89ZM99 126H101L100 127V130H99ZM124 126V127H123ZM160 126H162V128H164L162 131H160ZM164 126V127H163ZM78 127V128H77ZM85 127V128H84ZM107 127V128H106ZM137 127V128H136ZM155 129V130H158V127H159V130H158V132H159V134L161 135V134H163V135H161V136H163V137H161L159 134H158V132L157 131H155L153 128ZM165 127H167V128H165ZM220 127V128H219ZM76 128V129H75ZM92 128V129H91ZM109 128H111L114 132H112V130L111 129H109ZM132 128H133V130H132ZM144 128H146V129H144ZM149 130H148V129ZM161 128V129H162ZM171 128V129H170ZM175 130V132H174V130ZM231 128H232V130H231ZM107 129H109V130H111V131H109V130H107ZM140 129H142V130H140ZM228 129H230V130H228ZM245 129H247V131L245 130ZM255 129H257V131L258 132H254L253 133V131H255ZM69 130V131H70ZM84 132H83V131ZM91 130H93V132H96V133H93ZM96 130H99L98 132L96 131ZM102 130V131H101ZM104 130V131H103ZM164 130H168V132H170V130H171V132L170 133H168L167 131V133L164 131ZM234 130V131H233ZM241 130V131H240ZM21 131V132H20ZM85 131H86V133H85ZM116 131V132H115ZM141 131H143V132H141ZM146 131H148V133H146ZM150 131V132H149ZM154 131L156 132V133H154ZM178 131V132H177ZM180 131V132H179ZM219 131V132H218ZM221 131V132H220ZM223 131H226V136H225V132L223 133ZM227 131H230V133L232 132H234L233 134H232V140H231V134L229 135V132L227 133ZM26 132H27V134H26ZM79 132H81V133H79ZM83 132V133H82ZM90 134H89V133ZM134 132H136V134H139L140 132V135H135V133ZM152 132V133H151ZM162 132V133H161ZM172 132H174V134H171ZM187 132V133H186ZM191 132V133H190ZM194 132V131H193ZM239 132V133H238ZM77 133H79V134H77ZM97 133H99V135L97 134ZM103 133V135H102V137H100L101 136V134ZM117 133V134H116ZM185 135H184V134ZM220 133V134H219ZM222 133V134H221ZM17 134V135H16ZM30 134V135H29ZM69 134H73V135H75L74 136V138H75V140H74V138L71 136V135H69ZM105 134V135H104ZM118 134H119V136H118ZM131 134V135H130ZM147 136H149V137H147ZM157 134V135H156ZM164 134L167 136V138H164ZM183 134V135H182ZM192 134V135H191ZM230 136H228V135ZM234 134H235V136H238L239 137V139L236 137V139L234 138L235 136H234ZM27 136V138L25 137V136ZM88 135V136H87ZM95 135V136H94ZM122 135V136H121ZM126 135V136H125ZM128 135V136H127ZM129 135H130V137H129ZM135 135V138H133V136ZM150 135H152V137H153V135H156V136H154L156 139H157V141H154L155 140V138H152V139H150L151 137H150ZM181 135H182V137H181ZM80 136V137H79ZM82 136V137H81ZM88 138H87V137ZM97 136V137H96ZM117 136V137H116ZM140 136V137H139ZM143 136H146L145 138L143 137ZM165 136V137H166ZM218 136V137H217ZM221 136L223 137V136H225L224 137V139L222 140L221 139ZM65 137H67V138H65ZM79 137V138H78ZM98 137H99V141H98ZM119 137V138H118ZM125 137V138H124ZM126 137H128V139H126ZM131 137H132V139H131ZM136 137H138V138H136ZM142 137L144 138V140H142ZM180 137V138H179ZM185 137H187L186 139H184ZM191 137H193V138H195L196 140H194L193 138H191ZM7 138H9V139H7ZM11 138H13V141H15V142H12V140H11ZM20 138H23V139H26V140H23L22 142L20 141L21 139ZM94 138L96 139V141L94 140ZM122 138V139H121ZM149 138V139H148ZM159 138V139H158ZM177 138L179 139V141H176L177 140ZM181 138L183 139L182 141H184V142H181L180 140H181ZM191 138V139H190ZM226 138H228V139H226ZM229 138H230V140H229ZM248 139V141L250 142L249 144L250 145H248V143H244L245 145H243V139ZM6 141H5V140ZM84 139V140H83ZM90 139H91V141L94 143H97L98 142V144H92V142L90 141ZM134 139H136V140H134ZM147 139V141H145ZM176 139V140H175ZM193 139V140H192ZM245 139V140H246ZM3 140V141H2ZM8 140V141H7ZM10 140V141H9ZM30 140V139H29ZM86 140L87 141H89V142H86ZM94 140V141H93ZM100 140H103V141H105V142H103L104 144H102V141H100ZM132 140V141H131ZM141 140V141H140ZM150 140H152V141H150ZM169 140V141H168ZM175 141V142H173L174 143V145H173V143L171 142V141ZM185 140H186V142H185ZM225 140V143L223 142ZM228 140L230 141V143L228 142ZM234 140V141H233ZM2 141V142H1ZM26 143H25V142ZM54 141L55 142H57V143H55L54 144ZM115 141V142H114ZM136 141V142H135ZM143 141H145V142H148V141H150V142H148V143H143ZM155 142V146L153 145V143L152 142ZM164 141H166V142H164ZM216 141V140H215ZM232 141V142H231ZM258 141L260 142L259 144H258ZM9 143V145H8V143ZM51 142V143H50ZM99 142H101V143H99ZM134 142L135 143H137V144H134ZM178 142V143H177ZM179 142H181V143H179ZM194 143V145H193V143ZM198 142H199V145H198ZM234 142V143H233ZM245 142V141H244ZM246 142H247V140H246ZM3 143V144H2ZM4 143H6V144H4ZM11 143V144H10ZM17 145H16V144ZM28 143V144H27ZM54 144V147H56V148H52V146H53V144ZM167 143V144H166ZM169 143H172V144H169ZM183 143H185V144H183ZM188 143H189V145H190V147L188 146ZM190 143H192V144H190ZM197 143V144H196ZM227 143H229V145H227ZM20 144V145H19ZM24 144V145H23ZM52 144V145H51ZM89 144V146H87ZM100 144V145H99ZM126 144V145H125ZM127 144H129V145H127ZM147 144H149V146L151 145V147L148 149V145ZM178 145V146H176V145ZM181 144H183V145H181ZM226 146H231V148L229 147H226ZM235 144V145H234ZM26 145V146H25ZM50 145V146H49ZM56 145V146H55ZM62 145V146H61ZM70 145V146H69ZM85 145V146H84ZM96 145H97V147H96ZM101 145H103V146H101ZM113 145L115 146V148L113 147ZM140 145V146H139ZM144 145H146V146H144ZM164 145V147H162ZM167 145H168V147H167ZM169 145H171V146H169ZM185 145V146H184ZM187 145V146H186ZM191 145H193V146H195V147H191ZM198 145V146H197ZM202 145V146H201ZM218 145V146H217ZM242 145V146H241ZM19 146V147H18ZM22 146V147H21ZM40 146H43V147H40ZM49 146V147H48ZM92 146V147H91ZM104 146H106V147H104ZM109 146V148H110V146H111V148L113 147L114 149V151L112 150H110V152H112V154L109 152V148H107ZM128 146V147H127ZM144 147V149L143 148H137V147ZM148 146V147H147ZM217 146V147H216ZM220 146V147H219ZM222 146V147H221ZM243 146H245V148L243 147ZM8 149V150H6V148ZM16 147H18V148H16ZM32 147V148H31ZM34 147V148H33ZM40 147V148H39ZM66 147V148H65ZM96 147V148H95ZM104 147V148H103ZM119 147V148H118ZM145 147H147L146 149H147V152H146V150H145ZM159 148V153H160V156H159V154H158V157L156 156V154L158 153V151H155L154 153H153V149H155V148ZM177 147H179V148H177ZM202 147H205V148H202ZM215 147H216V149H215ZM224 147H226L227 149H224ZM233 147V148H232ZM11 148V151H16L17 149H19V148H21V149H25V153H24V155H22L20 158H22V159H24L23 161H25V162H23V161H21L20 163L22 164V162H23V164L22 165H19L20 163H18V161H16L15 159H11V156H10V153L9 152H6V151H10L9 149ZM47 148H50V150H48ZM85 148H87V149H85ZM91 148H94V150L95 151H93V149H91ZM103 148V149H102ZM120 148H121V150H120ZM124 148V149H123ZM126 148L127 149H129L128 151H126ZM134 148H137V150H135ZM176 148V149H175ZM188 149V151H186L185 152V150H187ZM198 148L200 149V150H198ZM219 149V151H217L218 149ZM5 149V150H4ZM31 149H32V152H31V154H30V152L29 151H31ZM34 149H39L38 151L37 150H35L34 151ZM75 149H79L78 150V152H76V154H74L72 151H77V150H75ZM83 149H84V154H83ZM90 149V150H89ZM99 149V150H98ZM115 149H118V151H120L121 152V154H117V156H116V153H120V152H116L117 150H115ZM141 149L143 150V151H141ZM183 149V150H182ZM185 149V150H184ZM222 149V150H221ZM263 151H262V150ZM2 150L4 151V152H2ZM42 150H44V151H42ZM47 152H46V151ZM62 150V151H61ZM66 150V151H65ZM82 151V154L80 153L81 151ZM155 150H157V149H155ZM220 150L221 151H223L224 150V152H222V155L225 153V155L227 156V158H228V156H229V160L228 161H231L232 159L234 160H232L231 161V163L229 162L228 164H229V166H228V164H227V159H226V156L224 155V157L222 156V158H221V153H220ZM225 150H227V152L225 151ZM242 150V151H241ZM50 151V152H49ZM89 152V153H91V154H93L92 152H94L95 153V155L93 154V156L91 155V154H89L88 156H89V158L87 157V153L86 152ZM92 151V152H91ZM97 151V152H96ZM103 151V152H102ZM122 151H125V152H123L122 153ZM134 151V152H133ZM137 151V152H136ZM139 151V152H138ZM145 151V153H143ZM148 151H150V152H148ZM152 151V152H151ZM173 151V153L171 154L170 152H172ZM174 151H176L175 153H174ZM184 151V152H183ZM192 151V152H191ZM213 152V153H210V152ZM217 151V152H216ZM234 151V152H233ZM263 153H262V152ZM35 152H38V153H42L43 152V154H36ZM45 152V153H44ZM52 152V153H51ZM61 152V153H60ZM98 152H100L99 153V155H97L96 153H98ZM116 152V153H115ZM192 153V154H189V153ZM198 152H200L201 153V155L199 156H197L196 154L198 153ZM241 152H243L242 154H241ZM2 153V154H1ZM4 153L6 154V155H4ZM27 153V154H26ZM33 153V154H32ZM48 153V154H47ZM51 153V154H50ZM56 153V154H55ZM68 153V155H66ZM79 154V156H77L78 154ZM136 153V154H135ZM152 153V154H151ZM164 153H165V155L168 153V155H170V156H172V155H174L173 157H174V159L176 158V159H178V161L176 160V164H175V162H174V160H172L173 159V157H169L168 155H166V156H168L167 158H170V163H169V159L166 161V156L164 155ZM183 153H185V154H183ZM200 153H198V154H200ZM36 154V155H35ZM65 155V157H64V155ZM105 154V155H104ZM128 154V155H127ZM146 154V155H145ZM162 154H163V156H162ZM203 154V155H202ZM212 154V155H211ZM32 155V156H31ZM55 155V156H54ZM81 155H83V156H81ZM91 155V156H90ZM113 155H114V157L116 156L117 157V161H115V162H113L114 160H115V158H113ZM133 155V156H132ZM139 155V156H138ZM140 155H143L142 157L140 156ZM151 155V156H150ZM154 155L156 156L155 158L156 159H154ZM176 155H178V156H183V157H178V156H176ZM233 155H236V156H234L233 157ZM240 155V156H239ZM26 156H27V158H29V159H27L26 158ZM29 156V157H28ZM74 156V157H73ZM86 156V157H85ZM98 156V157H97ZM102 156L103 158H100V157ZM106 158H105V157ZM118 156H120V157H118ZM123 156V157H122ZM132 156V157H131ZM137 156L138 157H140V160H139V158L137 159ZM161 156L162 157H164V159L163 158H161ZM176 156V157H175ZM192 156H194V157H192ZM243 156V157H242ZM63 157V158H62ZM77 157V158H76ZM133 157H134V159L136 160V161H134V159H133ZM136 157V158H135ZM144 157V158H143ZM187 157H188V160H190L189 158L191 157L192 159L190 160V161H188V162H190L189 164H188V162L187 161H181L183 158H184V160H187ZM197 157V158H196ZM236 157V159H234ZM242 157V158H241ZM35 158V159H34ZM62 158V159H61ZM69 160V161H66L67 159ZM74 158V159H73ZM79 158H80V160H79ZM95 158V159H94ZM100 158V159H99ZM122 158V159H121ZM125 158V159H124ZM131 159L132 161H130L129 159ZM152 158V159H151ZM157 158H158V160H160V161H162V160H164V161H166V162H164V161H162L160 164H164V166L166 165V167H164L163 165H159V162L160 161H158L157 160ZM160 158V159H159ZM202 158V159H201ZM224 158V159H223ZM237 158H241L240 159V161H239V159H237ZM47 159V160H46ZM83 159V160H82ZM97 159H99V160H101V161H97V162H101L102 163V160H103V165H101V163L99 164L98 163V169H91L90 168V170H89V166H94V165H89L91 162H92V164H97V163H94ZM105 159V160H104ZM110 159H112L113 161H110ZM145 159H146V163H145ZM198 159V160H197ZM214 159H216L215 161H214ZM244 159V160H243ZM29 160V161H28ZM62 160H64V161H62ZM73 161V162H71V161ZM95 160V161H94ZM120 160V161H119ZM122 160V161H121ZM124 160V161H123ZM127 160H129V162L126 161ZM148 160V161H147ZM157 160V161H156ZM214 162H213V161ZM17 163H16V162ZM57 161V162H56ZM60 161V162H59ZM85 161V162H84ZM90 161V162H89ZM94 161V162H93ZM106 161V163H109V164H104V162ZM108 161H110V162H112L113 164H117L118 162L120 163V164H117V167H119L118 169L115 167V165H114V167H113V164L111 163L110 164V162H108ZM207 161V162H206ZM213 162V164H211V162ZM243 161V162H242ZM53 162V164L54 165H52L51 163ZM70 162H71V165H70ZM82 162L83 163H85V164H82ZM124 162H126V163H124ZM156 162V163H155ZM158 162V163H157ZM174 162V163H173ZM184 162H187V164L185 163L184 164ZM73 163V164H72ZM76 163V164H75ZM122 163V164H121ZM128 163V164H127ZM134 164L132 167H133V169H132V167H131V169H128V167L130 168V164ZM155 163V164H154ZM169 163V164H168ZM236 163V164H235ZM10 164V165H9ZM12 164H13V166H12ZM19 166H18V165ZM26 166H25V165ZM34 166H33V165ZM60 164V165H59ZM67 165L66 166V168H67V170H70L71 171V169L74 167V169H77L78 168V166L80 167L81 165H83L84 167H86V166H88V167H86V168H88V170L86 169V168H78L77 170H74V169H72V170H74V174H75V172H76V174H75V177L76 176H78L80 179H83V178H85V180L87 181V183H86V181L85 180H80V179H78V180H80V181H82L83 182V184H84V182H85V184H88V186H91L92 187V189H91V187H86V185L84 184H81L82 182H80V181H76L77 179V177L75 178L73 175L74 174H72V172H71V174H72V176H70L71 174L69 173L70 171H68V172H66L67 170H66V168H65V165ZM74 164H75V166H74ZM126 164H127V167H126ZM158 164V165H157ZM171 164V165H170ZM176 165V167H175V165ZM227 166H226V165ZM230 164H231V166H230ZM244 164H246V165H244ZM6 165H7V167L8 168H10V169H8V168H6ZM30 165V166H29ZM64 167H63V166ZM109 165V166H108ZM119 165V166H118ZM140 165H143V168H140L139 169V167H141ZM180 165V166H179ZM218 165H220V166H218ZM222 165H223V167H225V168H223L222 170H221V167H222ZM5 166V167H4ZM24 166H25V168H24ZM27 166H29V167H27ZM60 166V167H59ZM102 166V167H101ZM108 166V167H107ZM124 166V167H123ZM150 167V168H146V167ZM163 166V167H162ZM170 166V167H169ZM31 167H33V168H31ZM35 167V168H34ZM38 167V168H37ZM42 167V168H41ZM77 167V168H76ZM96 166L95 167H93V168H97ZM105 167H107L108 169H109V167H111L109 170L107 169V168H104ZM120 167L121 168H123V170L125 169V171H120ZM135 167V168H134ZM152 167V168H151ZM157 167V168H156ZM160 169H159V168ZM179 167V168H178ZM195 167L196 169H194V171H193V168ZM12 168H13V170L14 171H12ZM21 168H23L22 170H24L23 172L21 171V170H19V169H21ZM41 168V169H40ZM52 168H53V170H52ZM56 168V169H55ZM99 168H101V170L99 169ZM116 168V169H115ZM153 168L155 169V170H153ZM161 168H163V169H161ZM177 168V169H176ZM204 168V169H203ZM215 168V169H214ZM263 168V169H262ZM19 171H18V170ZM32 169H33V171H32ZM43 169V170H42ZM49 169H51L50 171H51V173H47V174H45L46 172H48V170ZM63 169H64V172H66V173H64L63 172ZM83 169H84V171L85 172H82V173H80L81 171H79V170H82L83 171ZM104 169V171H102ZM115 169V170H114ZM126 169H127V171H126ZM138 170V175H137V170ZM148 170V172L150 173H148L147 172V170ZM149 169L151 170V172L149 171ZM159 169V170H158ZM182 171V172H180V170ZM192 169V170H191ZM209 169H210V171H209ZM11 170V171H10ZM37 170H39V171H37ZM54 170H56V172H53ZM62 170V171H61ZM94 170H96V171H94ZM99 170H100V172H99ZM116 170H119L123 175L122 176H124L125 177V173H127V174H129L128 176L126 175V178H123L121 175H119V171H116ZM159 171V172H153V171ZM160 170H162V171H160ZM171 170V171H170ZM179 170V171H178ZM203 170V172H201ZM207 170V173L205 172L204 173V171H206ZM219 170V171H218ZM226 170V171H225ZM7 171V172H6ZM32 171V172H31ZM36 171V172H35ZM41 171V174L39 173ZM77 171H79V173H77ZM90 171V172H89ZM109 171V172H108ZM112 171V172H111ZM167 171V172H166ZM174 171V172H173ZM180 172L179 174H184V175H181V176H179V174H178V172ZM209 171V172H208ZM214 171V172H213ZM11 172H12V174H11ZM17 173V172H21V173H18V178L16 177V176H14V178H13V175L15 174V173ZM31 174H30V173ZM45 172V173H44ZM60 172V173H59ZM152 172H153V174H152ZM164 172V173H163ZM173 172V173H172ZM185 172H188V174H194V175H196V176H194L193 174L191 175V176H189L187 173H185ZM190 172V173H189ZM14 173V174H13ZM40 175H39V174ZM52 173H53V175H54V173H57V175H54L56 178H54V176L53 177H51L50 178V176H52ZM62 173V174H61ZM92 173V174H91ZM94 173V174H93ZM107 173H108V175H107ZM120 173V174H121ZM147 173V174H146ZM159 173V174H158ZM167 173H169V174H172V177H170L171 175H169V174H167ZM176 174L177 173V175H174L173 176V174ZM196 173V174H195ZM200 173V175L198 176V174ZM202 173V174H201ZM204 173V174H203ZM217 173V174H216ZM220 173V174H219ZM230 173H232V175L230 174ZM8 174H10V175H8ZM26 174H28V175H26ZM37 174L38 176H40V177H42V176H45L47 179H49V181H51V183H49V184H52L53 183V181H54V184L56 183L57 185H54V184H52V186L51 185H49V184H47V186H45L46 184L45 183H43L42 181H40L39 182V180H38V177H35V179H37V180H35L34 179V176ZM43 174V175H42ZM58 174L59 175H61V176H58ZM65 174H66V177H68V182H67V184L65 185V182L67 181V178L65 177ZM90 174V175H89ZM103 174L106 176V177H104L103 176ZM143 174H146V175H148V176H143ZM154 174H156V175H154ZM167 174V176H164V175H166ZM212 174H213V176H212ZM6 175V176H5ZM15 175H17V174H15ZM20 175H22L21 177H20ZM30 175H34L33 177L32 176H30ZM42 175V176H41ZM47 175H49V176H47ZM97 175H100V176H103V177H99L98 178V176ZM133 175V177H131ZM134 175H135V178H136V181H135V178H134ZM137 175V176H136ZM152 175V176H151ZM160 175H163L164 176V178H163V176H162V179H160L159 178V176ZM185 175H186V177H185ZM5 176V177H4ZM7 176H9V177H7ZM23 176H24V178H23ZM29 178V179H27V177ZM58 176V177H57ZM82 176V177H81ZM96 176V177H95ZM140 176H142V177H140ZM184 176V177H183ZM207 176V177H206ZM238 176H241V177H238ZM6 177L8 178V179H6ZM16 177V178H15ZM20 177V178H19ZM59 177H61V178H63V179H60ZM66 179H65V178ZM72 177V178H71ZM131 177V178H130ZM152 177V178H151ZM154 177V178H153ZM158 178L157 180H156V178ZM161 177V176H160ZM195 177H200V178H198V179H195ZM217 177V178H216ZM223 177H224V179L227 181V183H225L224 181V179H223ZM3 180H2V179ZM22 178V179H21ZM103 178V179H102ZM121 178H123V179H120ZM127 178H129V179H127ZM182 178H184V180L182 179ZM189 178V179H188ZM202 178V179H201ZM210 178V179H209ZM212 178H214V179H212ZM255 178H256V180H255ZM16 179V180H15ZM57 181H56V180ZM66 180V181H63V180ZM87 179H89V180H87ZM111 179V180H110ZM130 179H134V180H130ZM147 179L149 180L148 181V183H149V185H148V183H147ZM163 179L165 180L166 179V181H167V183L169 184V186H172V188H173V190H174V193H177V194H174V196H173V198L175 197V196H178V197H175L174 199H176L177 198V200L179 199L180 200V202H178V203H176L177 204V206H176V204H171V202H170V197L168 198V196H167V194L165 193V192H163L162 190L164 189V185H165V183H166V181H163ZM195 179V180H194ZM203 179L205 180V181H203ZM208 179V180H207ZM217 179V181H215V183H212V182H207V181H214V180H216ZM220 179H223V182L220 180ZM228 179V180H227ZM8 180V181H7ZM26 181V183H25V181ZM33 180H35V181H32ZM63 181V182H59L58 183V181ZM93 181L94 183H93V185L94 186H92V185H90V184H92V182L89 184V181ZM96 180H97V182H96ZM107 180H108V182H107ZM153 180H155V181H153ZM161 180V181H160ZM193 180V181H192ZM197 180V181H196ZM202 180V181H201ZM220 180V181H219ZM3 181V182H2ZM7 181V182H6ZM13 181V182H12ZM23 181V182H22ZM28 181H31V182H28ZM72 181V182H71ZM110 181H112L113 183H114V187H112V183L110 182ZM127 181V182H126ZM132 181L134 182V183H132ZM141 181V182H140ZM156 181H158V182H156ZM176 181V182H175ZM191 182L190 184H187L186 182ZM196 181V182H195ZM200 181V182H199ZM233 183H232V182ZM8 182H9V184H8ZM70 182V183H69ZM112 184V185H110V183ZM124 182L126 183L125 184V186H124V191H123V187H120V186H122L123 184H124ZM131 182V183H130ZM137 182H140V184L138 183L137 184ZM142 182H146L145 184H143L144 185V187L143 186H141L142 184ZM150 182H152V183H150ZM156 182V183H155ZM161 183V185H160V183ZM181 182H182V184H181ZM185 182V183H184ZM194 183V185L196 184V186L197 187H194V186H192L191 184H193ZM219 182H221V183H219ZM237 182V183H236ZM2 183V184H1ZM13 183V184H12ZM36 183V184H35ZM95 183L96 184H99V185H96L95 186ZM106 183H109V184H106ZM119 183V185L117 186V184ZM166 183V185H168ZM200 183H201V185H200ZM219 183V184H218ZM256 185H255V184ZM4 184L6 185V186H4ZM41 184V186L40 187H42V186H44V187H42L43 188V190H42V188H40L39 187V185ZM44 184V185H43ZM79 184H81L80 185V187H79ZM104 184V185H103ZM121 184V185H120ZM136 185V186H138L137 188L134 186V185ZM153 184H155V186L153 185ZM157 184H159V185H157ZM176 184H180L179 186L178 185H176ZM184 184V185H183ZM198 184V185H197ZM222 184H223V186H222ZM226 184V185H225ZM12 185H14V186H12ZM16 185H18V187L16 186ZM30 185V186H29ZM38 185V186H37ZM59 185V186H58ZM63 187H62V186ZM78 185V186H77ZM128 185V186H127ZM132 187H130V186ZM151 185V186H150ZM153 185V186H152ZM157 185V186H156ZM165 185V186H166ZM188 186V188L190 189L191 187H194V188H191L190 190L188 189V190H186L185 191V189L187 188H183L182 187V189L185 191H183L182 189H181V186ZM191 185V186H190ZM4 186V187H3ZM12 188H11V187ZM26 186V187H25ZM35 186H37V187H39V190L38 189H36L35 188V190H34V187ZM55 186V187H54ZM60 186L62 187V188H60ZM73 186V187H72ZM83 186H85V187H83ZM100 186V187H99ZM104 187V189H105V187H106V189L105 190H108V192L107 191H105L104 189H102L101 187ZM108 186H109V188H108ZM127 186V187H126ZM134 186V187H133ZM176 186H178V187H180V188H177ZM206 186V187H205ZM8 187H9V189H8ZM32 187V189H30V188ZM98 187V188H97ZM129 187V188H128ZM153 187V188H152ZM156 187V188H155ZM163 187V188H162ZM167 187V186H166ZM165 187V188H166ZM208 187H210V188H208ZM246 187V188H245ZM7 188V189H6ZM46 188V189H45ZM50 188V190H48ZM51 188H53L54 190L56 189H58L57 191L59 192L61 189L63 190L62 192H61V194L64 192V194H62V196H60V192H59V194L57 193V195L58 196H56L55 194V192H57L56 190L54 191L53 189V191L51 190ZM65 190H64V189ZM78 188V189H77ZM86 188V189H85ZM111 188V189H110ZM119 188H122V189H119ZM126 188H128L129 189V192L127 191L128 189H126ZM144 188V189H143ZM161 189V191L159 190V189ZM208 188V189H207ZM5 189V190H4ZM14 189V190H13ZM41 189V190H40ZM60 189V190H59ZM73 189V190H72ZM140 189V190H139ZM143 189V190H142ZM147 189V191H149V192H147L146 193V190ZM155 189V190H154ZM158 191H157V190ZM196 189H197V191H198V195H197V191H196ZM206 189V190H205ZM20 190V191H19ZM34 190V193H38V192H41L42 191V193H38L39 195H44L45 194V196H46V194L48 193V191L50 192H53L52 193V195H51V192L50 193H48V196L47 197H45L44 196V198L43 199H40V198H38V194L37 195H35V194H32V191ZM38 190V191H37ZM47 190V192H45ZM79 190V191H78ZM95 190V191H94ZM105 192H104V191ZM131 190V191H130ZM139 190V191H138ZM154 192H153V191ZM176 190V191H175ZM180 190V191H179ZM193 190H195L194 192H193ZM18 191V193H16V192ZM72 191V192H71ZM92 191V192H91ZM109 191H111V192H109ZM113 191V192H112ZM123 191V192H122ZM192 191V192H191ZM201 191V192H200ZM231 191V194L229 193ZM256 191V192H255ZM4 192V193H3ZM12 193V194H10L9 195V193ZM23 192V193H22ZM26 192H28V193H31L30 195L29 194H25ZM45 192V193H44ZM65 192H66V195H65ZM73 193L72 195L74 196L73 197V200H72V197H70V196H72L71 194H67V193ZM96 192H98V193H96ZM143 192V193H142ZM151 192H153V193H151ZM182 192V193H181ZM188 192H189V194H190V192H191V197L189 196V197H187L189 194H188ZM252 192V193H251ZM3 193V194H2ZM15 193L17 194V195H15ZM20 193V194H19ZM55 193V194H54ZM107 193H109L108 195H107ZM118 193V194H117ZM157 193H159V194H157ZM161 193V194H160ZM180 193V194H179ZM184 193H185V196H181V195H184ZM202 193V194H201ZM235 193H237L236 195L237 196H241V197H237V196H235ZM251 193V194H250ZM6 194V195H5ZM23 194V195H22ZM54 194V195H53ZM76 194H78L77 196L78 197H76L75 195ZM87 196H86V195ZM98 194V195H97ZM114 194H115V196H116V194H117V196L115 197L114 196ZM122 195V197H120L121 195ZM150 194V195H149ZM156 194V195H155ZM188 194V195H187ZM224 194H226V195H229V196H225ZM12 195V196H11ZM21 197H20V196ZM27 195H28V198H27ZM85 195V196H84ZM89 195V196H88ZM139 195H142V196H140V197H144V198H139ZM202 195V196H201ZM219 195H221V196H219ZM12 197L11 199L13 200H17V199H19V200H17V201H13V202H15V204H12L13 202H12V200H10L9 198H8V200H7V197ZM13 196H14V198H13ZM53 196H55V197H53ZM107 196V197H106ZM127 196H129L128 198H127ZM133 196V197H132ZM136 196V197H135ZM232 196V197H231ZM16 197V198H15ZM31 197V198H30ZM49 197V198H48ZM56 197L57 198H59L60 200H61V203H65L66 201H64V200H67V202H69L70 204L71 203H73L71 206H73V205H81L79 208H76L75 206L72 208V207H70L69 209L68 208H63V207H65L63 204H61L60 202L59 203H55V201H58L59 199H56ZM61 197H62V199H61ZM76 197V198H75ZM112 197L114 198V199H116L115 201L114 200H112ZM118 197V198H117ZM166 197V198H165ZM180 197H182V198H186V199H188V200H185V199H183L182 200V198L180 199ZM228 197H229V199H228ZM23 198V199H22ZM25 198V199H24ZM26 198H27V200H26ZM46 198H48V199H50L49 201H47V202H44V201H46V200H48V199H46ZM52 198V199H51ZM64 198V199H63ZM65 198H67V199H65ZM77 198H79V199H77ZM119 198H121V199H119ZM124 198H126L125 199V201L123 200ZM129 198H133V199H129ZM136 198H137V200H136ZM147 198V199H146ZM191 198H193V199H191ZM209 198H210V200H209ZM216 198H218V199H216ZM220 198V199H219ZM237 199V200H235V199ZM244 198V199H243ZM4 199V200H3ZM44 199H46V200H44ZM54 199H55V201H54ZM127 199H128V201H127ZM144 199V202H145V200H146V202H147V200H149L147 203L145 202V208H144V205H143V202H141V200H143ZM191 199V200H190ZM8 201V202H6V201ZM41 200V201H40ZM80 201V202H77L78 204H75L76 202H73V201ZM103 200V201H102ZM111 200H112V202H111ZM117 200H122L120 203H122L123 201V203L125 204L126 203V201H127V203L130 201L131 203H128V205H127V203L124 205V204H122V205H124L125 207H126V205L127 206H129L130 208H134V207H136L135 209H136V211H135V213H138V212H141L142 210H145L146 212H149V213H147L146 214V216L149 218H147V217H145L144 219H145V221L146 222H148L149 224H150V226L151 227H149L151 230H153V231H149V228L148 227H145V230L146 231H149L148 232V234H147V232H146V234H141V233H139V232H137L138 231V229L137 228H134V227H136V226H134V225H132V223H133V221L131 220V216L128 214V212L125 210V207L123 208L121 205H117V204H119V201L118 202H116ZM133 200H135L136 201V203L138 204H136L135 203V201H133ZM195 200V201H194ZM212 200V202H211V204L209 203L210 201ZM213 200H214V202H213ZM3 201V202H2ZM5 201V202H4ZM26 201V202H25ZM31 201H33V203H30ZM53 201V202H52ZM63 201V202H62ZM101 201V202H100ZM138 201V202H137ZM183 201H185V202H183ZM188 201V202H187ZM207 202V204H209L208 206H207V204L205 205V203ZM12 202V203H11ZM21 202H24L23 204L21 203ZM35 202V203H34ZM43 202H44V204H43ZM51 202V203H50ZM84 202V203H83ZM89 202H90V205H89V207L87 206V204H89ZM115 202V203H114ZM170 202V203H169ZM195 202V203H194ZM203 202V203H202ZM227 202V203H226ZM248 202V203H247ZM257 202V201H256ZM9 203H11V204H9ZM40 203H42V205H44V206H46V208H45V210L43 209L44 208V206H41V204ZM81 203V204H80ZM82 203H83V206H82ZM91 203L93 204V205H91ZM114 203V204H113ZM135 203V204H134ZM153 203V204H152ZM167 203H169V206H168V204ZM202 203V204H201ZM212 203H213V205H212ZM234 205H233V204ZM4 204L6 205V206H4ZM18 204V205H17ZM35 204L37 205V206H35ZM38 204H40V205H38ZM49 206H48V205ZM55 204L57 205H59V204H61L60 206H59V208L56 206V207H54L55 206ZM66 204V203H65ZM107 204V205H106ZM112 204L113 205H117V206H115V207H113L112 206ZM148 204V205H147ZM171 204V205H170ZM230 204V205H229ZM12 205H14V207L12 206ZM31 205V206H30ZM33 205V206H32ZM101 205V206H100ZM104 205H105V207H104ZM131 205V206H130ZM188 205V206H187ZM202 205H203V207L205 208H203L202 207ZM1 206H4V207H1ZM13 207V208H11V207ZM15 206H17V208L15 207ZM29 206V207H28ZM38 206H40L39 208H38ZM84 206L86 207V208H84ZM168 206V207H167ZM172 206V207H171ZM174 206V207H173ZM186 206V207H185ZM191 206H192V208H191ZM196 206V208H193V207H195ZM253 206H255V207H253ZM7 207V208H6ZM34 207H36V208H34ZM47 207H48V209H47ZM92 207L94 208V209H92ZM101 207V208H100ZM121 209H120V208ZM137 207H139V209L137 208ZM140 207H142L141 209H140ZM206 207H208V208H206ZM210 207V208H209ZM5 209L6 208V211L5 210H3V209ZM21 208V209H20ZM24 208V209H23ZM41 208V209H40ZM71 208L73 209V211L74 212H72V210H71ZM78 209L77 211H79V212H75V210L76 209ZM82 208V209H81ZM97 208V210H101V209H108V208H111L110 209V212H109V210H107L106 212L107 213H105V211L104 212H102V214L101 215H104L105 217H102V216H100V219L102 218V219H104V220H100V221H102V222H100V221H98L100 224H97V223H95V224H93V223H88L87 221H85L86 219H85V217H84V215H83V212H86L87 210L88 211H92V210H95ZM127 208V207H126ZM155 209V211H157V212H155V211H153V210H150V209ZM160 208V209H159ZM169 208V209H168ZM172 208V209H171ZM175 208V209H174ZM185 208V209H184ZM231 208V210H229ZM235 208V209H234ZM252 208V209H251ZM30 210V209H34V210H32L31 211V213H33V211H34V213L33 214H31L28 210ZM63 209H65V210H63ZM84 209H85V211H84ZM116 209H117V211H116ZM124 210V212H122L123 210ZM159 209V210H158ZM166 209H168L169 211H167ZM179 209L181 210V211H179ZM190 209H193L192 211H190ZM196 209V210H195ZM237 209V210H236ZM255 209V210H254ZM257 209V210H256ZM7 210H10V212L9 211H7ZM36 210H38V211H40V212H36ZM50 211V213H48L49 211ZM83 210V211H82ZM122 210V211H121ZM150 210V211H149ZM171 210H173V211H171ZM195 210V211H194ZM236 210V211H235ZM239 210V211H238ZM22 213H21V212ZM43 211V212H42ZM46 211V212H45ZM80 211H82V214L80 213ZM96 211V210H95ZM119 211V213L118 214H116V212H118ZM175 211V212H174ZM177 211V212H176ZM231 211H234V213L233 212H231ZM1 212H2V214H1ZM22 214H20V213ZM24 212H28V214L29 215H27L26 213H24ZM159 212H161L160 214H163L164 213V215H160L159 216V218L157 217L158 215H159ZM166 212V213H165ZM170 212H173L172 214L170 213ZM185 212V213H184ZM190 212V213H189ZM223 212V213H222ZM224 212H225V214H224ZM5 213V214H4ZM53 213H54V216H52L53 215ZM66 213H68V214H66ZM108 213H109V216H108ZM122 213H123V215H122ZM125 213V214H124ZM151 213H153V214H151ZM168 213V214H167ZM175 213V214H174ZM178 213V214H177ZM180 213V214H179ZM182 213V214H181ZM198 213H200V215H202V213H203V215H202V217L198 214ZM221 213H222V215H221ZM14 214H16L15 216H14ZM35 214H38V215H41L40 216V219H39V216H37V215H35ZM80 214V215H79ZM107 214V215H106ZM116 214V215H115ZM177 214V215H176ZM19 215H21V217L19 216ZM25 215H26V218H25ZM33 215H34V217H33ZM67 215V216H66ZM72 215H75V216H73V219L75 218L77 221H74L73 220V222H72ZM82 215V217H80ZM113 215H115L114 217H113ZM119 216V217H116V216ZM150 215V216H149ZM166 215V216H165ZM181 215V216H180ZM188 215V216H187ZM18 216V217H17ZM24 216V217H23ZM31 216V217H30ZM38 218H37V217ZM66 216V217H65ZM69 216V217H68ZM107 216V217H106ZM152 216V217H151ZM155 216V217H154ZM184 216V217H183ZM192 216V218H190ZM195 216V218L193 219V217ZM31 219H30V218ZM33 217V218H32ZM77 217V218H76ZM115 217H116V219L117 220H115ZM151 217V218H150ZM196 217H198V218H200V219H197L196 220ZM15 218V219H14ZM17 218H18V220H17ZM35 218H37L36 220H35ZM58 218H60V220H58ZM67 219V221L69 222H66V219ZM83 218V219H82ZM147 218V219H146ZM155 218V219H154ZM158 218V219H157ZM181 218H184V219H181ZM188 218V219H187ZM190 218V219H189ZM213 218V219H212ZM14 219V220H13ZM33 219V220H32ZM70 219V220H69ZM154 219V220H153ZM205 219V220H204ZM212 219V220H211ZM9 220V219H8ZM15 220H17V221H15ZM20 220V221H19ZM21 220H23L22 221V223H21ZM49 220V221H48ZM63 220V222H60V221H62ZM84 220V222H80V221H83ZM110 221L111 223V225L109 224V227H107V225H108V223L106 222V221ZM115 220V221H114ZM122 220H124V221H122ZM126 220V221H125ZM129 220H131L130 222H128ZM147 220H149V221H147ZM157 220V221H156ZM159 220V221H158ZM161 220V221H160ZM193 222V223H195L194 225H193V223H190L191 221ZM199 220V221H198ZM241 220V221H240ZM26 221V222H25ZM36 221H37V224H34V223H36ZM39 221H41V224L42 225H40L39 223ZM43 221H44V223H43ZM46 221H48V222H46ZM57 221H58V223H57ZM108 221V222H109ZM144 221V222H145ZM236 221V222H235ZM2 222H4V223H2ZM13 222V223H12ZM28 222V223H27ZM46 222V223H45ZM79 222H80V224H79ZM122 222L124 223V224H122ZM128 222V223H127ZM145 222V223H146ZM158 224H157V223ZM181 222V223H180ZM183 222V223H182ZM187 223V225H186V223ZM188 222L190 223L189 225H188ZM201 222H202V224H201ZM2 223V224H1ZM6 223H7V226H6ZM84 223V224H83ZM118 223H119V226H118ZM125 223H126V225H125ZM130 223V225H128ZM144 223V224H145ZM220 223V224H219ZM10 224V225H9ZM22 224V225H21ZM44 224V225H43ZM85 225V227H82L83 225ZM87 224H90L91 226L93 225L94 227H91L90 225H87ZM107 224V225H106ZM117 224V225H116ZM134 224V223H133ZM143 224V225H144ZM160 224V225H159ZM177 224V223H176ZM183 224V225H182ZM185 224V225H184ZM213 224V225H212ZM46 225H48V227L46 226ZM59 225V226H58ZM76 225V226H75ZM155 225H156V228H155ZM157 225H159V226H157ZM181 225V226H180ZM191 225V226H190ZM31 226V227H30ZM33 226V227H32ZM73 226V227H72ZM81 227V228H78V227ZM96 226H99L98 228L96 227ZM100 226H103V228H101ZM105 226V227H104ZM115 226V227H114ZM118 226V227H117ZM123 226V227H122ZM124 226H126V227H124ZM128 226V227H127ZM134 226V227H133ZM145 226V225H144ZM185 226V227H184ZM211 226V227H210ZM6 227H10V233L11 234H13L14 233V235L12 236L11 234V236L10 237H8V236H5V238H8V243H5V240H3L4 239V235H2V233H3V230L6 228ZM30 227V228H29ZM45 227V228H44ZM63 227V228H62ZM69 227V228H68ZM76 227V228H75ZM112 227V229H110ZM123 229H122V228ZM130 227V228H129ZM133 227V228H132ZM153 227H154V229H153ZM201 227V228H200ZM4 228V229H3ZM24 228V229H23ZM28 228V229H27ZM61 228V229H60ZM69 229L68 230V232H66V230L67 229ZM70 228H72V229H70ZM91 228V229H90ZM101 228V229H100ZM109 228V230H107ZM115 228H116V230H115ZM125 228V229H124ZM127 228V229H126ZM147 228V229H146ZM157 228H159V229H157ZM26 229V230H25ZM33 229V230H32ZM50 229V230H49ZM60 231H59V230ZM90 229V230H89ZM93 229V230H92ZM96 229V230H95ZM103 229H104V232H105V234H103ZM115 231H114V230ZM118 229V230H117ZM129 229V230H128ZM156 229V230H155ZM252 229V230H251ZM17 230V231H16ZM19 230V231H18ZM38 230V231H37ZM41 232H40V231ZM44 230V231H43ZM55 230V231H54ZM56 230H58L57 231V233H56ZM72 230V231H71ZM95 230V231H94ZM120 230V231H119ZM127 230L128 231H130V232H127ZM137 230V231H136ZM167 230V231H166ZM250 230V231H249ZM23 231V232H22ZM27 231V232H26ZM33 231H35V232H33ZM37 231V232H36ZM61 231L63 232H65V235H64V232L61 234ZM109 231H110V233H109ZM119 231V232H118ZM124 231V232H123ZM247 231V232H246ZM252 231V232H251ZM20 232H21V234H20ZM26 232V233H25ZM50 232V233H49ZM52 232V233H51ZM54 232L56 233V234H54ZM113 232V233H112ZM116 234H115V233ZM168 232V233H167ZM34 233V234H33ZM38 233V234H37ZM40 233V234H39ZM66 233H67V235H66ZM72 233V234H71ZM119 233H121V234H119ZM127 233V234H126ZM129 233V234H128ZM153 233V234H152ZM178 233V232H177ZM33 234V235H32ZM41 234H45L46 235V238L45 239H39V235H41ZM71 234V235H70ZM100 234V235H99ZM114 234V235H113ZM126 234V235H125ZM31 235L32 236H34V237H36V238H32L31 237ZM51 235H53V236H56V238H58L57 240H54V239H56L55 237L52 239V237H51ZM88 235V236H87ZM110 235V236H109ZM144 235L145 236H147V237H144ZM70 236H71V238H70ZM83 236V237H82ZM100 236V237H99ZM113 236V237H112ZM114 236H116L115 238H114ZM120 236H123V237H121L120 238ZM150 236V237H149ZM189 236V235H188ZM224 236V237H223ZM15 237H16V240H14L15 239ZM23 237V238H22ZM50 237V238H49ZM62 237V239H60ZM80 237H82V238H80ZM92 237V238H91ZM93 237H94V239H93ZM96 237V238H95ZM106 237H107V239H108V241H107V239H106ZM155 237H156V239H155ZM177 237V236H176ZM223 237V238H222ZM12 238V239H11ZM22 238V239H21ZM28 238V239H27ZM32 238V239H31ZM51 239V240H54L55 241V243L53 242V241H49V239ZM77 238V239H76ZM87 238V239H86ZM111 238V240H109ZM125 238H128V239H126L125 240ZM134 238V239H133ZM139 238V239H138ZM148 238V239H147ZM211 238V239H210ZM216 238V239H215ZM27 239V240H26ZM35 239L38 241H40V243H39V241L37 242V241H35ZM47 239V240H46ZM70 239H72V240H74V241H70ZM76 239V240H75ZM88 239H89V241H88ZM90 239H92V241L90 240ZM113 239H115V240H113ZM119 239H120V241H119ZM218 239H221V240H218ZM9 240L11 241V242H9ZM22 240H23V242H22ZM25 240V241H24ZM30 240H34L33 242L32 241H30ZM44 240V241H43ZM59 240H61V241H59ZM128 240V241H127ZM148 240V241H147ZM158 242H157V241ZM224 240H225V242H224ZM260 240V241H259ZM22 243H21V242ZM59 241V242H58ZM64 241H66V242H64ZM69 241V242H68ZM86 241V242H85ZM91 241V242H90ZM109 241H111V242H109ZM115 241V242H114ZM122 241H124L123 242V244L125 245V248L126 247H128V249H125L124 248V245H122ZM127 241V242H126ZM130 241V242H129ZM138 241V242H137ZM145 241V242H144ZM157 242V244H155L156 242ZM218 241H221V243L220 242H218ZM230 243H228V242ZM25 242V243H24ZM31 242H32V245H31ZM53 242V243H52ZM58 242V243H57ZM60 242H62V243H60ZM143 242V243H142ZM153 242V243H152ZM167 242V243H166ZM171 242V243H170ZM25 245H24V244ZM29 243H30V246H28L29 245ZM35 243H37V246L35 245ZM39 243V244H38ZM85 243V244H84ZM127 243H128V246H127ZM149 245H148V244ZM175 243V245H173V244ZM215 243V244H214ZM9 244V246H6V245H8ZM21 244H23V245H21ZM52 244V245H51ZM60 244V245H59ZM84 244V245H83ZM133 244V245H132ZM141 244H142V247H140L141 246ZM178 244V245H177ZM212 244V245H211ZM214 244V245H213ZM261 244V245H260ZM21 245V246H20ZM60 246V247H56V246ZM64 245H66V246H64ZM95 245V246H94ZM98 245V246H97ZM103 245V246H102ZM119 245V246H118ZM147 245V246H146ZM154 245V246H153ZM156 245V246H155ZM177 245V246H176ZM3 246H5V247H3ZM42 246V247H41ZM62 246H64V248H62V249H60ZM70 246V247H69ZM88 246H90V247H88ZM129 246H131V247H129ZM132 246H134V247H132ZM149 246H151V247H153V248H151V247H149ZM165 246L166 247H168V248H165ZM175 246V247H174ZM182 246H184V247H182ZM44 247V248H43ZM51 247V248H50ZM94 247V248H93ZM120 247V248H119ZM139 248V250H138V248ZM147 247H149V248H147ZM154 247H156V248H154ZM159 247H161V248H158ZM173 247V248H172ZM260 247V248H259ZM6 248V249H5ZM38 248V249H37ZM52 248H54L53 250H52ZM56 248H57V250H56ZM95 248H96V250H95ZM135 248V249H134ZM143 248H145V250L143 249ZM164 248V249H163ZM173 250H171V249ZM179 248H183L182 250L181 249H179ZM258 248V249H257ZM64 249V250H63ZM121 249V250H120ZM144 251H143V250ZM149 249V250H148ZM157 249V250H156ZM176 249V250H175ZM177 249H179V250H177ZM4 250V251H3ZM51 250V251H50ZM60 250H63L62 252L60 251ZM69 250V251H68ZM93 250V251H92ZM150 252L151 250H152V252H151V254L149 253V254H147L148 253V251ZM155 250V251H154ZM159 250V251H158ZM163 250H164V252H163ZM167 250H168V252H167ZM169 250H171V251H169ZM258 251L257 253L255 252V251ZM11 251V252H10ZM57 251H58V253H57ZM61 253H60V252ZM92 251V252H91ZM98 251V252H97ZM132 251H134V252H132ZM179 251V252H178ZM54 252V253H53ZM69 252H70V254H69ZM72 252H74V253H72ZM132 252V253H131ZM141 252V253H140ZM145 252H147V253H145ZM158 252V253H157ZM162 252V253H161ZM172 252V253H171ZM185 252V253H184ZM7 253H10V254H8L7 255ZM91 253V254H90ZM93 253V254H92ZM135 253V254H134ZM162 254V255H160V254ZM165 253H169L168 255H172V256H168L167 254H165ZM173 253H174V255H175V253H176V257L173 255ZM182 255L183 253H184V255H180V254ZM44 254V255H43ZM49 254V255H48ZM59 254H61V255H59ZM63 254V255H62ZM66 254V255H65ZM68 254V255H67ZM75 256H74V255ZM81 256H80V255ZM83 254V255H82ZM120 254V255H119ZM139 254V255H138ZM155 254V255H154ZM164 254V255H163ZM180 256H179V255ZM53 255V256H52ZM59 255V256H58ZM132 255V256H131ZM133 255H135V257H133ZM136 255H138V256H136ZM160 255V256H159ZM186 255V257H183V256H185ZM258 255V256H257ZM263 255V256H262ZM45 256V257H44ZM68 256V257H67ZM86 256V257H85ZM88 256V257H87ZM118 256V257H117ZM148 256V257H147ZM259 256V257H260ZM42 257H44V258H42ZM66 257V258H65ZM137 257V258H136ZM180 257V259H178L177 260V258H179ZM184 258V260H183V258ZM256 257V258H255ZM260 257V258H261ZM6 258H8L7 260H6ZM10 258H12V261L10 260ZM42 258V259H41ZM168 258V259H167ZM188 258V259H187ZM31 259V260H30ZM58 259V260H57ZM94 259V260H93ZM117 259V260H116ZM150 259V260H149ZM187 259V260H186ZM193 259V260H192ZM91 260V261H90ZM162 260H163V262H162ZM170 260V262H168ZM186 260V262H184ZM189 260V261H188ZM9 261V262H8ZM88 261V262H87ZM126 261H128V262H126ZM174 261V262H173ZM80 262V263H79ZM91 262V263H90ZM140 262V263H139ZM162 262V263H161ZM211 262V263H210Z\"/></svg>","mask_w":264,"mask_h":264},{"label":"bare ground","instance_id":"2","mask_svg":"<svg viewBox=\"0 0 264 264\" xmlns=\"http://www.w3.org/2000/svg\"><path fill=\"white\" fill-rule=\"evenodd\" d=\"M25 1H26V0H25ZM32 1H33V0H32ZM46 1H47V0H45V3H46ZM54 1H55V0H54ZM57 1H58V0H57ZM62 1H63V0H62ZM62 1L60 0V2H62ZM65 1H66V0H65ZM69 1H70V0H69ZM79 1H81V0H79ZM85 1L88 2V0H85ZM94 1H95V3H96L97 0H94ZM94 1L92 0V2H91V6H92V4L94 3ZM107 1H108V0H107ZM115 1H117V0H115ZM129 1H130V0H128V4H129ZM134 1H135V0H133V2H134ZM139 1H140V0H138V1H136V2L138 3ZM142 1L145 2V0H142ZM146 1H147L146 3H148V1H150V0H146ZM163 1H164V0H163ZM181 1H183V0H181ZM185 1H186V0H185ZM190 1H191V0H190ZM193 1L196 2V0H193ZM201 1H204V0H201ZM209 1H210V0H209ZM213 1H214V0H213ZM215 1H216L215 3L218 2L217 0H215ZM223 1H224V0H223ZM242 1H243V0H242ZM245 1H246V0H245ZM251 1H252V0H251ZM254 1H255V0H254ZM7 2H8V1H7ZM40 2H41V1H40ZM43 2H44V1H42L41 3H43ZM48 2H49V1H48ZM48 2H47V3H48ZM51 2H52V1H51ZM58 2H59V1H58ZM63 2H64V1H63ZM82 2H83V0H82ZM109 2H110V4L112 3V1H109ZM109 2H108V4H109ZM130 2H131V1H130ZM133 2H131V3H133ZM136 2H134V3H136ZM150 2H151V1H150ZM155 2L158 3V0L155 1ZM175 2H176V1H175ZM195 2H194V3H195ZM198 2L201 3L200 1H198ZM247 2H250V0H247ZM247 2H245V3H244V2H241V3H238V4L235 3V5H236V4H237V5H240V4H243V3L247 5V4H248ZM261 2H263V1H261ZM261 2H259L260 4H259V3H258V4L261 5ZM1 3H2V2H1ZM17 3H18V2H17ZM67 3L69 4L68 1H67ZM71 3H72V2H71ZM75 3H76V2H75ZM95 3H94V5H95ZM134 3H133V4H134ZM160 3H161V1H160ZM166 3H168V2H166ZM166 3H165V4H166ZM177 3H178V1L176 2V4H177ZM182 3L184 4V1H183ZM191 3L193 4L192 1H191ZM199 3H198V4H199ZM208 3H212V2L210 1V2H208ZM218 3H219V2H218ZM222 3H223V2H222ZM222 3H220V4H222ZM252 3H253V2H252ZM2 4H4V3H2ZM20 4H21V3H20ZM43 4H44V3H43ZM49 4H50V2H49ZM63 4H65V3H62V6H64ZM72 4H73V3H72ZM77 4L80 5L79 2H78ZM77 4H76V5H77ZM81 4H83V3H81ZM96 4H97V3H96ZM138 4H139V3H138ZM144 4H145V3H144ZM144 4L142 3V5H144ZM155 4H156V3H155ZM165 4H164V5H165ZM168 4H169V3H168ZM196 4H197V3H196ZM213 4H214V3H213ZM253 4H254V3H253ZM258 4H257V5H258ZM4 5H5V4H4ZM7 5H9V4H7ZM15 5H16V4H15ZM15 5H14V6H15ZM57 5L61 6L60 3H59V4L57 3ZM85 5H86V4H85ZM146 5H147V8L149 7L148 9L150 10V11L148 10L147 13H149V12H151V13H154V12H155V13H156V9H157V13L160 12V7H158L159 9L157 8V6H159V5L156 6V9H155V6H154V4H153L152 2H151V3H148V4H146ZM178 5H179V4H178ZM205 5H207V2H206ZM209 5H212V4H209ZM214 5H215V4H214ZM216 5H217V4H216ZM254 5L256 6V4H254ZM5 6H6V5H5ZM14 6H13V7H14ZM21 6H22V5H21ZM66 6H67V4H66ZM68 6H69V5H68ZM83 6H84V5H83ZM88 6H90V5H88ZM129 6H131V5L129 4ZM129 6H128V7H129ZM160 6H162V4H160ZM188 6H189V5H188ZM188 6L185 5L184 8L186 7V8H185L186 10L190 9V8H188ZM190 6L193 7L192 5H190ZM195 6H196V5H195ZM195 6H194V7H195ZM203 6H204V5H203ZM221 6H222V5H221ZM221 6H217V7L219 8V7H221ZM3 7H4V6H3ZM9 7L11 8V6H9ZM19 7H20V6H19ZM23 7H24V6H23ZM74 7H75V6H74ZM94 7H95V6H94ZM122 7H123V6H122ZM128 7H126V8H128ZM217 7H216V8H217ZM222 7H223V6H222ZM222 7H221V8H222ZM14 8H15V7H14ZM14 8H13V10H14ZM67 8H68V7H67ZM71 8H72V7H71ZM79 8H81V7H79ZM79 8H78V9H79ZM89 8L91 9V7H88V9H89ZM92 8H93V7H92ZM142 8H143V7H142ZM145 8H146V7H145ZM145 8H144V9H145ZM162 8H163V6H162ZM164 8H165V9H164ZM164 8H163V9H164L165 11H162V10H161L162 12H166V11H167V12H170L169 7L167 6V4H166V7L164 6ZM176 8H177V6H176ZM176 8L174 9V11L176 10ZM187 8H188V9H187ZM230 8H232V7H230ZM230 8H229V9H230ZM2 9H3V8H2ZM24 9H25V10H24V13H26V10H27V9H26V8H24ZM59 9H60V8H59ZM69 9H70V6H69ZM75 9H77V8H73V10H75ZM122 9H123V8H122ZM177 9H178V8H177ZM185 9H184V10H185ZM13 10H11V11H13ZM30 10H31V9H30ZM60 10H61V9H60ZM70 10H71V9H70ZM107 10H109V9H107ZM107 10L105 9V11H107ZM139 10H140V9H139ZM145 10H147V9H145ZM158 10H159V11H158ZM180 10H182V7L180 8ZM197 10H198V9H197ZM206 10H207V9H206ZM231 10H232V9H231ZM255 10H256V9H255ZM7 11H9V10H7ZM44 11H45V10H44ZM50 11L52 12V10H50ZM62 11H63V10H62ZM79 11L81 12L82 10L79 9ZM103 11H104V10H103ZM171 11H172V10H171ZM177 11L179 12V10H177ZM192 11H193V8H192ZM208 11H210V10L208 9ZM259 11H260V9H259ZM3 12H5V11H3ZM69 12H73V11H69ZM108 12H109V11H108ZM108 12H106V13L109 14ZM123 12H124V11H123ZM135 12H136V11H135ZM138 12H140V11H138ZM138 12H137V13H138ZM142 12H143V11H142ZM142 12H141V13H142ZM167 12H166V13H167ZM185 12H186V11H185ZM195 12H196V11H195ZM205 12H206V11H205ZM205 12H204V13H205ZM216 12H217V11H216ZM216 12L214 11V13H216ZM10 13H11V12H10ZM29 13H30V12H29ZM58 13H59V12H58ZM65 13H66V12H64V14H65ZM74 13H76V12H74ZM82 13H83V12H82ZM121 13H122V12H121ZM151 13H149V14H151ZM155 13H154V14H155ZM170 13H172V14L175 13V17L172 16L174 19L176 18V14H178L176 11H175V12H170ZM192 13H193V12H192ZM211 13H212L213 15H212V14L209 15V14H210V12H209V14H205V15H203V16H204L205 18H210L211 24L215 25V24L212 22V17H211V16H214V13H213V12H211ZM225 13H227V12H225ZM0 14H2V16H3V13H2V12H1ZM8 14H9V13H8ZM96 14H97V12H96ZM122 14H123V13H122ZM122 14H121V17H122ZM139 14H140V13H139ZM154 14H153V15H154ZM159 14H161V12H160ZM159 14H158V15H159ZM167 14H169V13H167ZM194 14H195V16H196V13H193V15H194ZM200 14H201V13H200ZM222 14H224V13H222ZM222 14L219 13V15H218V12H217L216 15H217V16H220V15L222 16ZM4 15H5V14H4ZM9 15H11V14H9ZM119 15H120V14H119ZM153 15H152V16H153ZM155 15H156V14H155ZM164 15H165V14H164ZM164 15H163L162 17H166V16H164ZM182 15H183V14H182ZM197 15H198V14H197ZM224 15H225V14H224ZM21 16H22V15H21ZM21 16H19V17L21 18ZM93 16H94V15H93ZM105 16H106V15H105ZM125 16H126V14H125ZM129 16H131V15L129 14ZM160 16H161V15H160ZM167 16H168V15H167ZM178 16H179V15H178ZM185 16H186V14H185ZM201 16H202V15H200V16L198 17V18H199V23H198V25L196 24V21H195V24H194L193 26H191V23H190L191 21H190V19H189L190 26H186V27H188V28H192L191 30L189 29L191 32L194 30L196 33H199L201 36H206V37H207L206 39H207L208 41H210L211 39H216V34H217V32H215L216 30L214 31V28H217V29H218V27L215 26L214 28H210L208 25L204 24L203 19H201ZM221 16H220V17H221ZM12 17H13V16H12ZM54 17H56V16H53L52 19H53ZM67 17L69 18L70 15L66 16V18H67ZM80 17H81V16H80ZM100 17H101V16H99V19H98L97 15H96V18L98 19V21L101 19ZM102 17H103V16H102ZM135 17H136V16H135ZM157 17H158V16H157ZM168 17H170V16H168ZM168 17H166V18H168ZM180 17H181V16H179V18H180ZM187 17H188V16H187ZM196 17H197V16H196ZM222 17H223V19H224V18L226 17V15H225V17H224V16H222ZM259 17H261V16H259ZM259 17H257V18H259ZM25 18H26V17H25ZM30 18H31V17H30ZM32 18H33V17H32ZM32 18H31V19H32ZM57 18H58V17H57ZM64 18H65V17H64ZM72 18H73V17H72ZM93 18H95V16H94ZM103 18H104V17H103ZM118 18H119V17H118ZM142 18H143V17H141V19H142ZM184 18H185V17H184ZM188 18H189V17H188ZM255 18H256V17H254V19H255ZM83 19H84V18H83ZM97 19H95V20H97ZM121 19L123 20V18H121ZM121 19L119 18L118 21H121ZM124 19H125V17H124ZM127 19H131V17H130V18H127V17H126V20L123 22L124 24L126 23V21H128ZM143 19L145 20V17H144ZM164 19H165V18H164ZM174 19H173V20H174ZM176 19H178V18H176ZM176 19H175V21H176ZM226 19H227V18H226ZM249 19H250V18H249ZM262 19H263V17H262ZM54 20H56V19H54ZM57 20H58V19H57ZM70 20H72V19H70ZM80 20H81V19H80ZM91 20H93V19L91 18ZM131 20H133V23L135 24V26H136V24H138V23H135V19H131ZM136 20H137V19H136ZM153 20L155 21L154 18H153ZM153 20H152V21L149 20V21H150L152 24L154 23L155 26H156L157 24H159V23H155L156 21L153 22ZM166 20H167V19H165V22H166ZM179 20L181 21V19H179ZM179 20H178V21H179ZM228 20H229V19H228ZM243 20H247V19H243ZM243 20H242V21H243ZM258 20H259V19H258ZM18 21H19V20H18ZM20 21H21V20H20ZM22 21H23V19H22ZM24 21H25V20H24ZM27 21H29V20H27ZM27 21H25L26 24H27ZM60 21H61V20H60ZM60 21H58V23H59ZM89 21H90V20H89ZM89 21H88V22H89ZM98 21H96V22H98ZM116 21H117V20H116ZM118 21H117V22H118ZM137 21H140V20H137ZM137 21H136V22H137ZM146 21H147V20H146ZM146 21H144V23H145ZM149 21H148V22H149ZM171 21H172V19H171ZM171 21L168 20V22H171ZM225 21H226V20H224V23L227 22V21H226V22H225ZM230 21H231V20H230ZM12 22H13V21H12ZM25 22H24V23H25ZM80 22H81V21H80ZM109 22H110V21H109ZM141 22H142V21H141ZM163 22H164V21H163ZM168 22H167V23H168ZM251 22H252V21H251ZM259 22H260V20H259ZM55 23H56V25H57V21H55ZM55 23H54V24H55ZM98 23H100V22H98ZM111 23H112V22H111ZM118 23H119V22H118ZM118 23H117V24H118ZM120 23H122V22H120ZM120 23H119V24H120ZM128 23H130V21H129ZM133 23L131 22L130 25H132ZM144 23H142V25H143ZM146 23H147V22H146ZM146 23H145L144 25H146ZM151 23H150V24H151ZM183 23H184V22H183ZM189 23H188V24H189ZM243 23H245L243 26H246V25H247L248 23H250V22H248V21H244ZM246 23H247V24H246ZM257 23H258V21H257ZM257 23H256V26H257ZM89 24H90V23H89ZM89 24H88V25H89ZM117 24H116V25H117ZM134 24H133V25H134ZM150 24H149V25H150ZM186 24H187V23H186ZM235 24H236V22H235ZM241 24H242V23H240L239 25H241ZM254 24H255V22H254ZM45 25H47V23H46ZM92 25H94V23H93ZM92 25L90 26V28H94V27L96 26V25H95L94 27H92ZM107 25H109V24H107ZM112 25H113V24H112ZM126 25H127V23H126ZM130 25H129V26H130ZM139 25H141V24H138L137 27H138ZM142 25H141L139 28H143L144 26L142 27ZM184 25H185V24H183V26H181V25H177V24H176V25L173 24V27L171 28V30L174 29V26H179V28H176V27H175V28H176V29H181V30H182V29H184V28H180V26H181V27H185ZM222 25H223V24H222ZM222 25H221V26H222ZM28 26H29V24H28ZM43 26H44V25H43ZM119 26H120V25H119ZM147 26H148V25H147ZM150 26H152V25H150ZM150 26L148 27L149 29L151 28ZM159 26H160V24H159ZM219 26H220V25H219ZM221 26H220V28H221ZM235 26H236V25H235ZM30 27H31V26H30ZM66 27H68V25H67ZM66 27H65V28H66ZM109 27H110V26L105 27V28H106V29H107V28L109 29ZM162 27H163V26H162ZM165 27H166V26H165ZM168 27H169V26H168ZM168 27H167V29H168ZM186 27H185V30L188 29V28H186ZM259 27H260V24H259ZM36 28H37V27H36ZM46 28H47V26H46ZM58 28H59V27H57L56 29H58ZM101 28H102V27H101ZM115 28H116V26H115ZM133 28H135V27H133ZM139 28H138V29H139ZM145 28H146V27H145ZM152 28H154V27L152 26ZM152 28H151V29H152ZM169 28H170V27H169ZM244 28H245V27H244ZM252 28H254V27H252ZM252 28H251V29H252ZM260 28H261V27H260ZM29 29H30V28H29ZM48 29H49V28H48ZM48 29H47V30L45 29V31L47 32ZM54 29H55V28H52L51 30L53 31ZM61 29H62V31L64 30V28H61ZM66 29H67V28H66ZM82 29H83V28H82ZM96 29H97V28H95V29H93V30H96ZM98 29H99V28H98ZM98 29H97V30H98ZM118 29H119V28H118ZM130 29H131V28H130ZM138 29H134V33H135V30H138ZM251 29H250V30H251ZM80 30H81V29H80ZM84 30H85V29H84ZM99 30H100V29H99ZM102 30H103V29H102ZM102 30H101V31H102ZM153 30H155V28L152 29L151 33L153 32ZM156 30L158 31L159 28H157ZM162 30H163V29H162ZM164 30H165V29H164ZM169 30H170V29H169ZM181 30H177V31H181ZM256 30H257V29H256ZM43 31H44V30H43ZM45 31H44V32H45ZM52 31H50V32L52 33ZM66 31H68V30H66ZM85 31H87V30H85ZM91 31H92V29H91ZM101 31H99V32H101ZM103 31H104V30H103ZM109 31H111V30H109ZM109 31H108V33H109ZM117 31H118V33L121 31V35L124 34V31L122 32V29H121V30L119 29V30H117ZM125 31H126V30H125ZM139 31H140V30H138V32H139ZM147 31H148V30H147ZM147 31H146V33H147ZM157 31H155V33H156ZM172 31H173V30H172ZM213 31H214L215 34H212ZM232 31H233V30H232ZM237 31H238V30H237ZM253 31H254V30H253ZM59 32H60V28H59ZM87 32L89 33L90 31L88 30ZM92 32H93V31H92ZM92 32H90V33H92ZM128 32H129V28H128ZM149 32H150V30L148 31V33H149ZM227 32H228V31H227ZM227 32H226V33H227ZM229 32H230V31H229ZM233 32H235V31H233ZM54 33H55V32H54ZM69 33H70V32H69ZM71 33H72V31H71ZM77 33H79V32H77ZM102 33H103V32H101L100 34H102ZM140 33H141V31H140ZM148 33H147V34H148ZM166 33H168V31H166ZM178 33H179V32H178ZM183 33H185V31H183L182 34H183ZM218 33H219V32H218ZM221 33H222V32H220V34H221ZM224 33H225V32H224ZM230 33H231V32H230ZM47 34H48V33H47ZM47 34H46V35H47ZM63 34H65V33H63ZM96 34H98V31H97ZM96 34H95V35H96ZM103 34H104V33H103ZM119 34H120V33H119ZM125 34H126V33H125ZM125 34H124V35H125ZM136 34H138V33H136ZM141 34H144V33H141ZM199 34H198V35H199ZM231 34H232V33H231ZM52 35H53V34H52ZM57 35H59L58 32H57ZM109 35L112 37V35H111L110 33L107 35V32H106V35H105V36H109ZM121 35H120V37H121ZM134 35H135V34H134ZM183 35H184V34H183ZM192 35H193V34H192ZM224 35H228V33H227V34H224ZM224 35H222V37H223ZM229 35H230V34H229ZM229 35H228V36H229ZM36 36H37V35H36ZM55 36H56V34H55ZM60 36H61V35H59V37H60ZM68 36H69V35H68ZM73 36H74V38H75V35H73ZM100 36H101V35H100ZM125 36H126V35H125ZM129 36H133V35H132V32L129 33ZM238 36H239V35H238ZM20 37H21V39L26 38V39H28V40L32 38V36H29V35H24V36H19V37H13V36H11V35H6V30H5L4 28H3V30L0 29V70L3 71V70H6V68L9 69V67H8L6 64L10 63L12 60H13L12 62H14V58H13L11 61H10V58H9L10 56H12V57H14V56H13V55H9V57H8L7 54H13V53L15 52V42H16V38L19 39ZM51 37H52V36H51ZM53 37H54V36H53ZM53 37H52V38H53ZM56 37H57V36H56ZM84 37H85V36H84ZM111 37H110V38H111ZM113 37H114V36H113ZM122 37H123V35H122ZM163 37H164V39H165L166 36H163ZM163 37H162V38H163ZM172 37H173V36H171V38H172ZM199 37H200V36H199ZM217 37L220 38L221 36H217ZM230 37H231V36H230ZM232 37H233V36H232ZM234 37H236V40L238 39L237 36L234 35ZM234 37H233V39H234ZM240 37L242 38V35H241ZM240 37H239V38H240ZM243 37H244V36H243ZM48 38H49V37H48ZM64 38H65V37L63 36V39H64ZM66 38H68V37H66ZM107 38H108V37H107ZM135 38H138L137 35H136V37H134V39H135ZM173 38H174V37H173ZM204 38H205V37H204ZM218 38H217V39H218ZM241 38H240V40H241ZM256 38L258 39V38H260V37H256ZM21 39H19V40H21ZM49 39H50V38H49ZM56 39H57V38H56ZM61 39H62V38H61ZM61 39H60V40H61ZM69 39H70V38L67 39V42H70L71 39H73V38L71 37L70 41H69ZM82 39H83V38H82ZM101 39H104V38H101ZM112 39H113V38H111V40H110L111 42L109 43L110 46H111L112 44H115L114 46H117V45H118V44H117L118 42H117V43H113V42H116V39L114 38L115 41H113V42H112ZM117 39H119V37H118ZM148 39H149V38H148ZM155 39H156V38H155ZM177 39H178V38H177ZM194 39H195V38H194ZM194 39L192 38V41H193ZM246 39H247V38H246ZM257 39H256V40H257ZM32 40L36 41L35 39H32ZM50 40H51V39H50ZM52 40H54V39H52ZM58 40H59V39H58ZM75 40H76V38H75ZM77 40H79V38H78ZM80 40H81V39H80ZM98 40H99V39H98ZM98 40H97V41H98ZM166 40H169V39H166ZM200 40H201V39H200ZM240 40H239V41H240ZM256 40H255V41H256ZM258 40H259V39H258ZM258 40H257V42H258ZM30 41H31V40H30ZM55 41H56V40H54V42H52V43H50V44L55 43V44L57 45L58 43H56L57 41H56V42H55ZM73 41H74V40H72L71 42H73ZM82 41H83V40H82ZM82 41H81V42H82ZM117 41H121V42H122L121 39H120V40H117ZM134 41H135V40H134ZM177 41H178V40H177ZM182 41H183V40L178 41V43H179V42H182ZM194 41H195V40H194ZM237 41H238V40H237ZM239 41H238V42H239ZM248 41H249V40H247V42H248ZM38 42H39V41H38ZM41 42H43V41H41ZM67 42H66V46L68 45ZM81 42H80V43H81ZM84 42H85V41H84ZM98 42H99V41H98ZM136 42H138V41H136ZM153 42H154V41H153ZM155 42H156V41H155ZM160 42L162 43V42H164V41H160ZM169 42H170V41H169ZM169 42H168V43H169ZM184 42H185V41H184ZM210 42H211V41H210ZM215 42H216V40H215ZM215 42L212 41V43H215ZM238 42H237V43H238ZM253 42H254V41H253ZM257 42H256V43H257ZM30 43H31V42H30ZM48 43H49V42H48ZM59 43L61 44V41H60ZM64 43H65V42H64ZM74 43H75V42H74ZM78 43H79V42H78ZM78 43H77V44H78ZM82 43H83V42H82ZM87 43H88V42H87ZM138 43H139V42H138ZM143 43H144V41H143ZM161 43H160V44H161ZM192 43H193V42H192ZM200 43H202V42L200 41ZM225 43H227V42H225ZM225 43H224V44H225ZM245 43H246V41H245ZM256 43H254V44H256ZM21 44H22V43H21ZM25 44H26V43H25ZM25 44H24V45H25ZM35 44H36V43H35ZM35 44H34V43H33L32 45L30 44V47H32V46L34 47ZM50 44H48V45H50ZM85 44H86V42H85ZM92 44H93V43H92ZM133 44H134V43H131V46H132ZM140 44H142V42H141ZM154 44H155V43H154ZM158 44H159V43H158ZM160 44H159V46L157 45L158 47H157V46H154V47H155V48H154V51H151V49L153 50V48L150 49V48L147 46V47H148V48L146 47L147 52H148V51H150V52H152V53H153V52H156V51H155L156 48H159V47H160L161 49H164L165 45L162 43L163 46H164V47L162 48V46H160ZM247 44H249V43H247ZM247 44L243 45L242 47L246 46ZM27 45H28V44H27ZM38 45H39V44H38ZM64 45H65V44H64ZM72 45H73V43H72V44L70 43V45H69V46H70L69 49H71V46H72ZM78 45L80 46V45H82V44H78ZM121 45H122V43H121ZM136 45H137V43H136ZM143 45H144V46H143ZM145 45H146V43H145V44H142L143 48H141V49L144 50ZM195 45H196V44H195ZM197 45H199V43H197ZM200 45H201V44H200ZM250 45H252V44H250ZM250 45H249V46H250ZM16 46H17V45H16ZM25 46H26V45H25ZM25 46H24V47H25ZM45 46H46V44H45ZM57 46H58V45H57ZM61 46H63V45H61ZM66 46H65V47H66ZM74 46H75V45H73L72 47H74ZM114 46H113V50H114V48H115ZM185 46H187V44H186ZM185 46H184V47H185ZM191 46H192V45H191ZM191 46H190V48H192ZM233 46H234L235 48H234V47H233V48L231 47V49H232L231 56H232L233 58H235V59H236V58H237V59H241V58H242V57L240 56L241 51L238 50V49H241V48H242L241 45H240L241 48L238 46V44H236V45L233 44ZM18 47H19V45H18ZM18 47H17V48H18ZM24 47H23L22 45L20 46L21 49L24 48ZM27 47H29V46H27ZM27 47H26V48H27ZM65 47L63 46V48H65ZM75 47H76V46H75ZM75 47H74V48H75ZM95 47H96V46H95ZM95 47H94L92 50H93V51L96 50V52H98V51H97V48H98V47H96V48H95ZM124 47H125V46H122L121 49H122V50H123V49H126V48H124ZM129 47H130V46H129ZM135 47H137V46H134V45H133V48H132V49H134ZM140 47H141V46H140ZM140 47H139V48L137 47V48L140 49ZM150 47H151V46H150ZM178 47H179V46H178ZM178 47H177V48H178ZM180 47H181V46H180ZM180 47H179V48H180ZM184 47H183V48H184ZM236 47H237V50H234V49H236ZM250 47H251V46H250ZM26 48H25V49H26ZM34 48H35V47H34ZM39 48H41V47H39ZM43 48H44V47H42L41 49H43ZM50 48H51V47H50ZM52 48H53V47H52ZM55 48H56V49H55ZM55 48H53L54 52H55V50H57V51L59 50L57 47H55ZM60 48H61V47H60ZM91 48H92V46H90V49H86V52H88L87 50H91ZM111 48H112V47H111ZM185 48H186V47H185ZM188 48H189V46L186 48V50H188ZM198 48H199V47H197V50H198ZM206 48H207V47H206ZM27 49H28L27 51L30 50V48H27ZM46 49L48 50L49 48L46 47ZM121 49H120V50H121ZM149 49H150V50H149ZM199 49H200V48H199ZM203 49H204V48H202V50H203ZM242 49H243V48H242ZM247 49H248V48H247ZM247 49H246V50H247ZM50 50H51V49H49V52H53V50H52V51H50ZM84 50H85V49H84ZM84 50H82V52H85ZM92 50H91V52L93 53ZM98 50H99V49H98ZM103 50H104V49H103ZM105 50H106V49H105ZM105 50H104V51H105ZM115 50H116V48H115ZM157 50H158L157 52L161 51L160 49H157ZM165 50H166V49H164V51H165ZM177 50H178V49H176V51H177ZM191 50H193V51H195V52H198V51H196V47L193 48V49H190L189 51H191ZM204 50H205V49H204ZM17 51H18V50H17ZM23 51H24V50H23ZM34 51H35V50H34ZM44 51H45V49H44ZM44 51H43V52H44ZM133 51H134V50H133ZM139 51H141V50H139ZM167 51H168V50H167ZM206 51H207V50H206ZM242 51L246 53L248 50H247V51L242 50ZM24 52H26V51H24ZM36 52H37V51H36ZM54 52L52 53V54H53L52 56H54ZM78 52H79V51H78ZM82 52H81V53H82ZM89 52H90V51H89ZM89 52H88V54L85 53V54L87 55V56H86L87 58H89V57H88ZM99 52H100V50H99ZM101 52H102V50H101ZM105 52H106V51H105ZM107 52H108V51H107ZM135 52H136V51H135ZM135 52H134V53H135ZM144 52H145V51H144ZM157 52H156V53H157ZM161 52L163 53V51H161ZM168 52H169V54H171L170 52H172V51H168ZM177 52H179V54H180V53H181V50H180V51H177ZM186 52H187V51H186ZM191 52H192V51H191ZM195 52H194V53H195ZM222 52H223V51H222ZM20 53H21V52H20ZM76 53H77V51H76ZM81 53H80V54H81ZM94 53H95V52H94ZM112 53H113V52H112ZM120 53L123 54L122 51H121ZM127 53H128V52H127ZM127 53H126V54L124 53V54L127 56V60H128V55H127ZM138 53H140V52H138ZM142 53H143V52H142ZM142 53H141V54H142ZM166 53H167V52H166ZM166 53L163 54V57H161V56L159 57V58H160V59L158 60V61H159V64H158L157 66H159V65L164 61L165 56H170V57H168L169 59L172 58L173 56H175V55H169V54H166ZM182 53H183V52H182ZM225 53H226V49H225ZM247 53H248V52H247ZM247 53H246V55H247ZM17 54H18V55H17ZM17 54H16V55L18 56L17 58H22V56H24V55L21 54L22 56L19 57L20 54H19V53H17ZM36 54H37V53H36ZM44 54H46V51H45ZM49 54H50V53H49ZM56 54L58 55L59 53H56ZM61 54H62V53H61ZM107 54H108V53H107ZM136 54H137V52L135 53V55H136ZM157 54H161V53L159 52V53H157ZM187 54H189V53H187ZM187 54H186V55H187ZM195 54H196V53H195ZM217 54H218V53H217ZM66 55H67V53L65 54V52H64L63 58H64V57L66 58ZM109 55H110V54H109ZM143 55L146 56V53L143 54ZM143 55H139V57H138V55H137L136 60H137L138 58H143V59H144V56H143ZM180 55H181V54H180ZM212 55H214V54L212 53ZM212 55H210V57H211ZM218 55H219V54H218ZM218 55H217V56H218ZM246 55H244V56H246ZM34 56H35V55H34ZM49 56H51V55H49ZM79 56L81 57V58H80V61H81L82 56H84V55L81 54V55H79ZM79 56L76 57V58L78 59ZM89 56H90V55H89ZM111 56H112V54H111ZM119 56H120V55H119ZM122 56H123L122 58L126 57V56H124V55H122ZM156 56H157V55H155V58H154V59H156ZM181 56H182V55H181ZM192 56H193V57H191V59H192V58L194 59L196 55L194 56V54H192ZM215 56H216V55H215ZM222 56H223V55H222ZM226 56H227V57H228V56L231 57L230 55H226ZM226 56H223V57L226 58ZM239 56H240L241 58H240ZM32 57H33V56H32ZM59 57H60V56H59ZM61 57H62V56H61ZM71 57H72V56H71ZM84 57H85V56H84ZM103 57H105V56H103ZM106 57H107V56H106ZM130 57H131V56H130ZM130 57H129V58H130ZM200 57H201V56H200ZM212 57H213V56H212ZM232 57H231V58H232ZM8 58H9V62H7ZM28 58H29V57H28ZM30 58H31V57H30ZM52 58H53V57H52ZM76 58H75V59H76ZM87 58H86V59H87ZM145 58H146V57H145ZM151 58H153V57H151ZM168 58L166 57V60H168ZM185 58H186V57H185ZM198 58H199V57H197V59H198ZM203 58H204V57H203ZM203 58L201 57V58H199V60H200V59H203ZM218 58L221 59L222 57L220 58V56H219ZM218 58H217V59H218ZM243 58H244V57H243ZM33 59H34V58H33ZM48 59H51V58L48 57ZM60 59H61V58H60ZM69 59H70V57L67 56V58H66L65 60L68 62V61H70ZM71 59H72V58H71ZM143 59H138L137 63L139 62V60L142 61ZM174 59H175V58L173 57V60H174ZM189 59H190V58H189ZM191 59L189 60V63H187V64H193V61H194V60L191 61ZM222 59H223V58H222ZM37 60H38V59H37ZM124 60H125V61H124ZM127 60H126V58H125V59H123V62H125V63H129V62H127ZM145 60H146V59H145ZM148 60H149V59H148ZM148 60H146V61L148 62ZM171 60H172V59H171ZM173 60H172V61H173ZM203 60H204V59H203ZM203 60H202V62H204ZM206 60H207V59H206ZM214 60H216V57H215ZM214 60H212V61L210 60L211 63H214ZM228 60H230V59L228 58ZM228 60H226V61H228ZM28 61H29V60H28ZM34 61H35V60H34ZM50 61H51V60H50ZM56 61H57V60H56ZM66 61H61V62H62V64H63V62H66ZM76 61H77V60H76ZM78 61H79V59H78ZM103 61H105V60H103ZM128 61H129V60H128ZM141 61H140L139 63H141ZM150 61H151V60H150ZM176 61H177V60H176ZM185 61H188V60H185ZM185 61H184V62H185ZM196 61H197V60H196ZM210 61H209V62H210ZM12 62H11V63H12ZM25 62H27V61H25ZM31 62H32V61H31ZM67 62H66V63H67ZM70 62L72 63V61H70ZM70 62H69V63H70ZM73 62L75 63V60H73ZM97 62H98V61H97ZM110 62H111V60H110ZM123 62H121V64H124V66L127 65L126 69H128V66H129L131 63H133V62H131L130 64H125V63H123ZM135 62H136V61H135ZM154 62H156V61L154 60ZM166 62H168V63H170V64H174L175 61L171 63V61L169 62V60H168V61H166ZM177 62H179V61H177ZM182 62H183V60L181 61V64H183V66L180 64V62H179L178 64H180V66H182V69L184 70V68L187 67V66H186L187 64H185L184 62L182 63ZM191 62H192V63H191ZM202 62H201V63H202ZM206 62H207V61H206ZM209 62H208V63H209ZM217 62H219V61L217 60ZM217 62H215V64H217ZM16 63H17V60L15 61V64H16ZM47 63H48V61H47ZM47 63H46V64H47ZM49 63H50V62H49ZM58 63H59V61H58ZM69 63H68V64H69ZM90 63H91V62H90ZM112 63H114V62H112ZM137 63H136V64H137ZM139 63H138V65H139ZM168 63H167V64H168ZM254 63L257 64L258 62H257V61H256V62L254 61ZM18 64H19V63H18ZM21 64H22V63H20L19 66H21ZM53 64L55 65L54 67H56V64H57V63L55 64V63L53 62ZM64 64H65V63H64ZM68 64H66V65H64V66L62 65L63 67L61 66V64H59V65H60L62 68H65V69H66L65 66H68ZM75 64H77V63H75ZM105 64H106V63L103 64L104 67L106 66ZM107 64H108V63H107ZM114 64H115V63H114ZM114 64H113V65H114ZM119 64H120V62H119ZM141 64H143V63H141ZM144 64H146V63L144 62ZM144 64H143V65H144ZM147 64H148V63H147ZM164 64H165V63H164ZM164 64H163V65H164ZM175 64H177V63L175 62ZM175 64H174V65H175ZM250 64H251V63H250ZM250 64L248 63V65H250ZM43 65H44V64H43ZM70 65H71V64H70ZM82 65H84V64H82ZM89 65H90V64H89ZM91 65H92V63H91ZM108 65H110V64H108ZM108 65H107V66H108ZM115 65H116V64H115ZM153 65H154V64H153ZM155 65H156V64H155ZM163 65H162L161 68L164 67ZM168 65H169V64H168ZM168 65H167V66H168ZM194 65H195V64H194ZM220 65H221V64H220ZM242 65L245 66V64L242 63V64H241V67H242V68H243ZM248 65H247V66H248ZM14 66H15V65H14ZM51 66H52V65H51ZM51 66L48 67L49 70H46V72L50 73L51 71H54V72H53V74H54V73H58V72L61 70V68L51 69V68L53 67V66H52V67H51ZM57 66H58V64H57ZM60 66H59V67H60ZM75 66H76V65H75ZM97 66H98V65H97ZM99 66H100V65H99ZM107 66L105 67L106 69H107ZM124 66H123V67H124ZM148 66H149V64H148ZM150 66H152V65L150 64ZM157 66H156V67H157ZM165 66H166V64H165ZM167 66H166V68H167ZM177 66H178V65H176V68H177ZM180 66H178V68H179ZM185 66H186V67H185ZM218 66H219V65H218ZM218 66H217V68H218ZM221 66L223 67V66H225V65H221ZM232 66H233V65H232ZM11 67H13V65H11ZM15 67H16V66H15ZM27 67L30 68V67H33V66H30V67H29L28 64H27L26 68H27ZM37 67H38V66H37ZM44 67H46V66H44ZM69 67H70V66H69ZM86 67H87V68H86ZM86 67H85L86 70L88 69L89 71H93L92 75L95 74V73H94L95 70H94L92 67H91V70L89 69L88 64L86 65ZM95 67H96V66H95ZM131 67H132V68L135 67V68H134V71L132 70ZM141 67H142V65L139 66V68H141ZM145 67H146V66H145ZM168 67H171V66H168ZM195 67H197V65H196ZM210 67H211V66H210ZM238 67H239V66H238ZM261 67H262V66H261ZM21 68H22V71H25V72H26V68H25V67H24L25 69H24L22 66H21ZM28 68H27V69H28ZM80 68H81V67H80ZM96 68H97V67H96ZM98 68H99V67H98ZM100 68H101V69H105V68H103V66L100 67ZM115 68H117V67H115ZM119 68L121 69L122 67L119 66ZM130 68H131V70L133 71V72H131V73H133V75H134V72H135V71L137 72V70L139 69V68L137 67V70H135V69H136V65L134 66V63H133L132 66L130 65ZM143 68H144V66L142 67V71H144V69H146V71H147V68H144V69H143ZM176 68H175V69H176ZM178 68H177V70H178ZM211 68H212V67H211ZM215 68H216V67H215ZM233 68H234V67H233ZM235 68H236V67H235ZM17 69H18V72H20V70H21L20 67H19V68L17 67V68H15L14 70H17ZM19 69H20V70H19ZM23 69H24V70H23ZM36 69H37V68H36ZM46 69H47V68H46ZM50 69H51V70H50ZM65 69H64V70H65ZM67 69H68V68H67ZM83 69H84V68H83ZM92 69H93V70H92ZM108 69H109V68H108ZM108 69H107V71H106V72H107L106 75L108 74V75L106 76L107 79L104 78V76H101L102 78H104V79L107 80V81L105 80V81H106V84L109 83V82H108V80H109L108 77H110V76L112 77V76H113V75H110V73H111L112 70H111L110 72H108ZM153 69H154V67H153ZM157 69H158V67H157ZM157 69H155V71H157ZM164 69H165V67L163 68V70H164ZM180 69H181V68H180ZM213 69H214V68H213ZM255 69H256V68H255ZM34 70H35V69H34ZM88 70H87V71H88ZM123 70H125V69L123 68ZM140 70H141V69H140ZM149 70H150V68H149ZM163 70L161 69L162 72H163ZM168 70H169V68H168ZM170 70H171V72H170ZM170 70H169V73H168L169 75H170V73H172V72L174 73V71H172V69H170ZM183 70H182V71H183ZM210 70H211V69H209V71H210ZM216 70H218V69H215V70H213V71L215 72ZM219 70H224V67H223L222 69H219ZM261 70H262V69H261ZM261 70H260V71H261ZM7 71H8V70H7ZM7 71H6V72H7ZM9 71H10V69H9ZM9 71H8V72H9ZM12 71H13V70H12ZM12 71H11V72H12ZM22 71H21V72H22ZM49 71H50V72H49ZM61 71H63V69H62ZM61 71H60V72H61ZM68 71H69V70H68ZM76 71H77V70H76ZM80 71H81V70H80ZM128 71H130V69H128L127 72H128ZM146 71H144V72H146ZM158 71H159V70H158ZM224 71H225V70H224ZM236 71H237V69H236ZM243 71H244V70H243ZM8 72H7V73H8ZM13 72H14V71H13ZM35 72H36V70H35ZM41 72H42V71L37 72V73H40V74H41ZM44 72H45V71H44ZM44 72H43V73H44ZM46 72H45V73H46ZM64 72H65V71H64ZM96 72H97V71H96ZM103 72H104V71H103ZM103 72H102V73H103ZM124 72H126V71H124ZM127 72H126V73H127ZM136 72H135V73H136ZM147 72H149V71H147ZM147 72H146L147 75L145 74V75H146V78H145V79H146V83H145V84L142 83V82H145V81H142V82H141L142 84L139 83L138 81H136L137 83L135 84V82H134L135 80L133 81L136 87H134V92H132V93H135V90L137 89V87H139V88H146V87H147V89H149L148 92H151V93H152V92L154 91V92H155V93L153 92L154 94H156V91L158 92V94H157L156 96H154V97H157L159 100L164 99L165 96H166V98H167V96L169 95L170 92L167 91L168 88H167V89H163L162 84H161V82H160V81H161V77H160V79L157 78V77H159V74H160V75H164V76H165V74H164V73L161 74V72H156V75H155V74H154L155 72H153V75H149ZM150 72H152V71H150ZM150 72H149V73H150ZM164 72H165V71H164ZM175 72H176V70H175ZM214 72H213V73H214ZM219 72H220V71H219ZM229 72H230V71H229ZM247 72H248V71H247ZM3 73H4V72H3ZM16 73H17V72H16ZM48 73H46V75H47ZM76 73H77V72H76ZM104 73H105V72H104ZM157 73H159V74H157ZM165 73H166V77L169 76V75L167 74V70H166ZM173 73H172V74H173ZM198 73H200V71H199ZM226 73H227V72H226ZM234 73H236V72L234 71ZM234 73H232V75H237V74H238V72H237L236 74H234ZM9 74H11V73H9ZM17 74H18V73H17ZM21 74H22V73H21ZM21 74H19V75L21 76ZM29 74L31 75V74H33V73H28V74H27V77H26V76H25V77L28 78V77H29ZM40 74H39V75H40ZM53 74L50 73L51 76H52ZM81 74H82V73H81ZM97 74H98V73H97ZM97 74H96V75H97ZM99 74H100V73H99ZM113 74H114L113 77H115V76L117 75V73H116V74L113 73ZM136 74H138V73H136ZM150 74H152V73H150ZM172 74H171V75H172ZM229 74H230V73H229ZM12 75H13V74H12ZM23 75H24V73H23ZM43 75H44V74H42V76H43ZM73 75L76 76L77 74L75 75V74L73 73ZM88 75H91V73H89ZM92 75H91L90 77H93ZM101 75H103V74H101ZM109 75H110V76H109ZM120 75H121V74H120ZM120 75H119V76H120ZM127 75H128V74H126L125 76L127 77ZM130 75H132V74H130ZM139 75H140V74H139ZM148 75H149V76H148ZM201 75H202V74H201ZM222 75H225V74H222ZM222 75H220V77H219V75H216V76H217L216 78H218V79H219V78H222ZM16 76H17V75H16ZM37 76H38V75H37ZM51 76H50V77H51ZM56 76H58V75H56ZM56 76H55V77H56ZM59 76H60V75H59ZM64 76H65V75H64ZM74 76H73V77H74ZM77 76H78V75H77ZM77 76H76V77H77ZM83 76H84V75H83ZM85 76H87V73H86ZM97 76H100V75H97ZM121 76H122V75H121ZM121 76H120V77H121ZM147 76H148V77H147ZM156 76H157V77H156ZM228 76H229V75H228ZM244 76H245V75H244ZM250 76H251V75H250ZM250 76H248V77H250ZM2 77H4V76H2ZM7 77H8V76H7ZM30 77H31V76H30ZM30 77H29V79H30ZM33 77H34V76H33ZM44 77H46V76L44 75ZM70 77H71V75H70ZM73 77H72V78H73ZM101 77H100V78H101ZM117 77H118V76H117ZM130 77H131V76H130ZM206 77H207V76H206ZM234 77H235V76H234ZM238 77H239V76H238ZM246 77H247V76H246ZM253 77H254V75H253ZM253 77L251 76V79H253ZM256 77H257V76H256ZM11 78H12V76H10V79H9V80H11ZM16 78H17V77H16ZM23 78H24V76H23ZM34 78H35V77H34ZM39 78H40V77H38V80H39ZM42 78H43V77H42ZM42 78H41V80H43ZM47 78H48V76H47ZM59 78H61V80H62V77H59ZM72 78L70 79V81L72 80ZM102 78H101V81L99 80L101 83H102V80H103ZM128 78H129V77H128ZM254 78H255V77H254ZM2 79H3V78H2ZM4 79H5V78H4ZM6 79H7V78H6ZM6 79H5V80H6ZM19 79H20V78H19ZM21 79H22V77H21ZM36 79H37V77H36ZM44 79H45V78H44ZM51 79H52V78H51ZM64 79H65V78H64ZM76 79H77V78H75V79H73V80L76 81ZM88 79H89V77H88L87 80H86L87 82H88ZM133 79H136V77H133ZM181 79H182V78H181ZM187 79H188V78L186 77V80H187ZM222 79H223L224 81H225V80L227 81V78H226V79H225V78H222ZM222 79H220V80H222ZM230 79H233V78H230ZM241 79H242V78H241ZM243 79H244V78H243ZM251 79H250V80H251ZM0 80H1V79H0ZM5 80H4V81H5ZM27 80H28V79H27ZM49 80H50V78H48V81H49ZM57 80H58V79H57ZM57 80H56V81L53 80V81H55V83H56V82H59V80H58V81H57ZM61 80H60V81H61ZM112 80H113V79H112ZM112 80L110 79V81H112ZM136 80H138V79H136ZM159 80H160V81H159ZM228 80H229V79H228ZM236 80H238V79H236ZM255 80H256V79H255ZM258 80H261V78H260V79L258 78ZM262 80H263V79H262ZM4 81H3V82H4ZM20 81H21V80H20ZM45 81H46V80H44V84H46ZM48 81H46V82L48 83ZM53 81H49V82L52 83ZM65 81H68V82H69V80H66V79H65ZM65 81L63 82V80H62L61 82H62V83H65ZM79 81H80V79H77L76 82H79ZM99 81H98V83H99ZM105 81L103 80V82H105ZM116 81H118V78L116 79ZM122 81H123V80H122ZM193 81L195 82V80H193ZM193 81H192V84H193ZM202 81H203V80H202ZM231 81H232V80H230V82H231ZM244 81H245V80H244ZM6 82H7V81H6ZM8 82H9V81H8ZM89 82H90V79H89ZM91 82H92V80H91ZM107 82H108V83H107ZM112 82H115V80L112 81ZM118 82H119V81H118ZM126 82H127V83L129 82V83H130L129 80L126 81ZM188 82H189V81H188ZM188 82L186 81L185 85H186V84L188 85ZM255 82H257V81H255ZM263 82H264V81H263ZM263 82H262V83H263ZM9 83L11 84L12 82H9ZM38 83H39V82H38ZM51 83H50V84H51ZM55 83H54V84H55ZM62 83L60 84V88H62V89H63V88H66V89H67V85L64 84V86L66 85V87H64V86H62V85H63ZM73 83H74V81H73ZM189 83H190V82H189ZM195 83H196V82H195ZM195 83H194V84H195ZM210 83H211V82H210ZM215 83H216V82H215ZM217 83H218V82H217ZM226 83H227V82H226ZM226 83H225V84H226ZM232 83H233V82H232ZM244 83H245V82H244ZM258 83H259V82H258ZM260 83H261V82H260ZM262 83H261V84H262ZM0 84H1V83H0ZM4 84H5V83H4ZM44 84H43V86H44ZM50 84H49V85H50ZM58 84H59V83H58ZM70 84H71L70 87H72V83H70ZM74 84H75V83H74ZM76 84H77V83H76ZM99 84H100V83H99ZM99 84H98V85H99ZM103 84H104V83L101 84V88H105V87H107L106 89H108V88L111 89V86L108 87V85H110L111 83H109L108 85H105V84L103 85ZM112 84L114 85V83H112ZM125 84H126V83H125ZM130 84H132V81H131ZM157 84L159 85V88H157ZM198 84H201V82L198 83ZM198 84H197V83L195 84V85H197L196 88L198 87ZM207 84H208V83H207ZM207 84H206V85H207ZM223 84H224V83H222V84H220V85L223 86ZM225 84H224V85H225ZM261 84H260V85H261ZM1 85H2V84H1ZM16 85H17V84H16ZM16 85H14V86H16ZM31 85H32V84H31ZM47 85H48V84H47ZM49 85H48V86H49ZM55 85H57V84H55ZM79 85H83V84H79ZM89 85L91 86L90 83H89ZM89 85H88V88L91 89ZM92 85H93V83H92ZM98 85H96V88H97ZM102 85H103L104 87H102ZM127 85H128V84H127ZM2 86H4V85H2ZM9 86H11V85H9ZM18 86H19V85H18ZM52 86H53V85H51V87H52ZM61 86H62V87H61ZM75 86H76V85H75ZM99 86H100V85H99ZM99 86H98V87H99ZM131 86H132V85H128L127 87H131ZM133 86H134V85H133ZM234 86H236V85L234 84ZM263 86H264V85H263ZM29 87H30V89H31V86H29ZM46 87H47V86L45 85V88H46ZM68 87H69V85H68ZM82 87H83V86H82ZM112 87H113V86H112ZM201 87H204L203 90H204V92H205V86H202V84H201ZM201 87L199 86V88H200V89H199V90H200L199 92H201V90H202ZM208 87H210V86L208 85L206 89H208ZM219 87H220V86H219V84H218V87H217V88H214V89L216 90V89H218ZM227 87H228V86H227ZM243 87H244V86H243ZM243 87H242V88H243ZM250 87H251V86H250ZM4 88H5V87H4ZM20 88H21V84H20ZM24 88H25V87H24ZM45 88L43 87L44 91H46L44 94H41L42 92H40V91H42L43 89L40 88V89H41L40 91H39V89H38V92H39V93H37V94H33V95H32L33 97H32L31 95H28V94H27V93H29V92H28V90L26 89V91H27L26 95H28V97L31 96L30 98H28V97H26V98H28V100L31 99V100H33V101H31V103H29V102H30V101H29L28 104H25V105H24V107H28V109L30 108V109H29V110H31L30 112H29L26 108H24L22 104H21L22 107H20V108H19V107H15V106H14V107H12V106L9 107V106H6V105H5V106H1V105H2V101L0 100V106H1L0 109H1V111L3 112V115H2V117H1V118H2L1 120L3 121V123H2V122H0V123L3 124V125H1V126H2V129L5 130V131L8 133V135H10L9 137H12V136L14 135V134H13V132L15 131L14 128L17 127V126L12 127V122H13V121L15 122V121H16V118H19L18 114H19L20 112H21V114H22L23 112H26V110L28 111V113H27V112H26L27 114H26V113H23L21 117H23L24 114H26L27 116H29V113H30V117H31V119H29L28 117H26V118H28L29 120L27 119V121H26V119H24L26 122H25V121H23V122H25V124L27 125L26 128L29 129L28 132L31 133V135H30V134H29V135L32 136V139H31V137L29 138L30 140H29V139L26 140V139L20 138V139H21V140H20L21 142H22L23 140H26V141H31V140L33 141V140H34V142H35V141L38 142L37 145H41V144H42V145H45L48 141L52 140V139H50V138H53V139L55 138L56 141L58 142L57 139L61 138V136H62L63 133L66 135L65 132H66L67 130H68L67 132H70V133H71V132H72V133L75 132V131L73 132L74 129H71V130H70L69 127H68V125H72V124L70 123V121L74 120L75 118L73 119V116H72L73 114H71L70 116H72V119L69 121L70 124H68V121H67V115H68V114H67V111H68V110L65 111V109H67L66 106L63 107V109L65 108L64 110L61 108V109H62V111H61L62 113H60V114L58 115V112H56V111H55L54 109H52L50 106H48L47 104H45L48 100H46L45 103L43 102L44 100H43L42 98L45 96L46 93H47V94L49 93V92H47V89H48L49 87H47V89H45ZM53 88H54V90H55V87H52V88H50L49 90L52 91ZM60 88H59V90H60ZM73 88L75 89V87H73ZM92 88H93V86H92ZM94 88H95V87H94ZM99 88H100V87H99ZM99 88H97V89H99ZM139 88H138V89H139ZM212 88H213V87H212ZM220 88H221V87H220ZM220 88H219L217 91L220 90V92H221L222 88H221V89H220ZM252 88H253V87H252ZM30 89H29V90H30ZM62 89L60 90V92H58V91H53V92H58V93L60 94V93H62ZM68 89H69V88H68ZM70 89L72 90V88H70ZM70 89H69V93H68V95H69V94L71 95L72 93H73V94L76 93V91H75V92H72ZM77 89H78V87H77ZM109 89H108V90H109ZM127 89H129V90L131 89L130 91H133V90H132L133 88H127ZM193 89H195V88H193ZM235 89H236V88H235ZM246 89H247V88L244 87L243 90H246ZM5 90H6V88L4 89V91H5ZM9 90H10V89H9ZM57 90H58V89H57ZM91 90H92V89H91ZM94 90H96V89H94ZM94 90H93V91H94ZM100 90H101V89H100ZM100 90H99V92H100ZM182 90H183V89H182ZM186 90H187V89H186ZM203 90H202V92H203ZM229 90H230V89H229ZM229 90H228V92H229ZM11 91H12V90H11ZM70 91H71L72 93H71ZM89 91H90V90H89ZM109 91H110V90H109ZM121 91H123V90H121ZM170 91H172V90H170ZM194 91H195V90H194ZM194 91H193L192 93H194ZM196 91H197V92H195V93L198 94V89H197ZM231 91H232V90H231ZM237 91H239V90H237ZM6 92H7V91H6ZM22 92H24V91H22ZM30 92H31V91H30ZM67 92H68V90H67ZM79 92H80V91H79ZM96 92H97V91H96ZM168 92H169V93H168ZM185 92H186V91H185ZM220 92H219V93H220ZM226 92H227V91H226ZM233 92H234V91H233ZM233 92H231L230 94L233 95ZM248 92H249V91H247V93H248ZM19 93H20V92H19ZM31 93H33V89H32V92H31ZM58 93L55 94L56 98L59 97ZM80 93H82V92H80ZM126 93L128 94V92H126ZM137 93H138V92H137ZM151 93H150V94H151ZM176 93H177V91H176ZM176 93H175V94H176ZM178 93H179V90H178ZM178 93H177V95H178ZM181 93H182V92H181V90H180L179 97H180ZM205 93H207V95L209 94V92H207V90H206ZM250 93H251V92H250ZM261 93H263V92H260L259 95H260ZM50 94H51V93H50ZM50 94H49V96H50V97H53V98L55 99V101H53V102L58 103V106H61V102H60V105H59V102H56L57 100H56L55 96H51L52 94H51V95H50ZM53 94H54V93H53ZM114 94H115V93H114ZM142 94H143V93H142ZM144 94H146V92H145ZM150 94H149V95H150ZM172 94L174 95V92H173ZM189 94H190V93H189ZM189 94H188V95H189ZM226 94H227V93H226ZM234 94H235V92H234ZM251 94H253V93H251ZM257 94H258V93H257ZM263 94H264V93H263ZM263 94H262V95H263ZM2 95H3V94H2ZM8 95H9V94H7V95H5V96L8 97ZM11 95H12V94H11ZM18 95H19V94H18ZM57 95H58V97H57ZM68 95H66V97H67ZM70 95H69L68 97H70ZM97 95H99V94H97ZM97 95H96V96H97ZM104 95H105V94H104ZM120 95H122V93H121ZM124 95H126V94L123 93V96H124ZM128 95H129V94H128ZM128 95H127V96H128ZM149 95H148V96H149ZM151 95H153V94H151ZM177 95H176V97H177ZM194 95H195V94H194ZM202 95H203V94H202ZM204 95H205L204 97H206V94H204ZM209 95H210V94H209ZM211 95H212V93H211ZM211 95H210V96H211ZM214 95H215V94H214ZM231 95H228V96L230 97ZM239 95H240V94H236V95L234 96V98L237 97V96H239ZM247 95H248V94H247ZM262 95H260V96H262ZM9 96H10V95H9ZM74 96H76V98L78 97L77 95H74ZM83 96H84V95H83ZM92 96H93V95H91L90 97H92ZM100 96H101V95H99L98 97H100ZM102 96H103V95H102ZM102 96H101V98H102ZM111 96H112V95H111ZM113 96H114V95H113ZM143 96H144V95H143ZM190 96H193V94H190ZM200 96H201V95L198 96V97L200 98V100H201V101L204 100L203 97H202V96L200 97ZM219 96H220V95H219ZM260 96H258V99L260 98ZM2 97H3V96H2ZM50 97H49V98H50ZM61 97H63V96L61 95ZM68 97H67L66 99H69ZM71 97H72V96H71ZM80 97H81V96H80ZM80 97H79V98H80ZM90 97H89V98H90ZM106 97H107V96L105 95V98H106ZM108 97H110V95H109ZM135 97H136V96H135ZM135 97H133V98H135ZM141 97H142V96H141ZM146 97H147V94H146ZM152 97H153V96H151V98H152ZM184 97H185V96H184ZM187 97H189V96H187ZM187 97H186L185 99H187ZM195 97H196V96H195ZM198 97H197V98H198ZM208 97H209V96H208ZM216 97H217V96H216ZM222 97H223V96H222ZM231 97H232V96H231ZM262 97H263V96H262ZM13 98H14V97H13ZM13 98H12V99H13ZM17 98H18V97H17ZM19 98H20V97H19ZM19 98H18V99H19ZM26 98H25L24 100H21V101H25L24 103H26V102L28 101V100H26ZM45 98H46V96H45ZM72 98H73V97H72ZM72 98H71V99H72ZM82 98H83V97H82ZM82 98H80V99L82 100ZM115 98H116V97H115ZM117 98H119L118 100H120V99H121V100H122V99L124 100V97H117ZM133 98H132V99H133ZM147 98H148V97H147ZM147 98H144V99H147ZM177 98H178V97H177ZM177 98H175V99H177ZM181 98H182V100H184L182 96H181ZM190 98H191V99H190ZM190 98H188V100H189V104H190V101H193V100H192L193 97H190ZM214 98H215V97H214ZM219 98H221V96H220ZM225 98H226V96H225ZM255 98H256V97H255ZM20 99H21V98H20ZM46 99H48V95H47V98H46ZM61 99H63V98H61ZM61 99L59 98L58 100L60 101ZM64 99H65V98H64ZM130 99H131V98H130ZM135 99H136V98H135ZM135 99H133V100H135ZM142 99H143V98H142ZM170 99H171V98H170ZM170 99H169V100H170ZM172 99L174 100V97H172ZM206 99H207V97H206ZM217 99H218V98H217ZM235 99H236V98H235ZM243 99H244V98H243ZM263 99H264V98H263ZM2 100H3V99H2ZM6 100H8V99L6 98ZM75 100H77V99H74V98H73V100H70V101H75ZM99 100H101V99H99ZM109 100L111 101V99H109ZM118 100H117V102H118ZM153 100H156V99L153 98ZM153 100H152V101H153ZM167 100H168V99H167ZM173 100H172V102L174 103L175 101H173ZM180 100H181V99H180ZM180 100H179V101H180ZM197 100H198V99H197ZM209 100H210V99H209ZM209 100H208V102H209V104H208L209 107L212 108V107L214 106V109H215V105H214V103H212L213 106H211V105H210V104H211V103H210L211 100H210V101H209ZM219 100H220V99H219ZM222 100H224V99L221 98L220 102H221ZM229 100H230V99H229ZM231 100H234V99L232 98ZM236 100H237V99H236ZM236 100L233 101V102H232V101H227V102H231L232 104L235 102L234 104L237 105V107H238V104H239V105H243L242 103L240 104V102H241L240 100H242V99H240V100L238 99L239 103L236 102ZM244 100H247V99H244ZM244 100H243V103H244ZM250 100H251V99H249V101H250ZM254 100H256V99H253V101H254ZM11 101H12V100H11ZM63 101H64V100H63ZM90 101H91V100H90ZM103 101H104V97H103L102 102H103ZM106 101H108V100H106ZM106 101H104V104L106 103ZM112 101L115 102L114 99H113ZM112 101H111V102H112ZM128 101H129V99L127 100V102H128ZM136 101H137V100H136ZM156 101H157V100H156ZM165 101H166V99L160 101V102H164V103H163V104H164L163 106H166V105H165ZM184 101H185V100H184ZM194 101H195V100H194ZM194 101H193V103L191 102V104L195 105V104L198 102V101H197V102L195 101V103H194ZM213 101H214V99H213ZM215 101H218V100L215 99ZM257 101H258V102H256V101L252 102V104H253V103L258 104V103L260 102L259 100H257ZM261 101H263V100H261ZM3 102H4V100H3ZM8 102H9V101H8ZM68 102H69V101H68ZM68 102H67V100H66L65 102H62V103L64 104V103H68ZM99 102H100V101H99ZM114 102L111 103V104L113 105ZM119 102H120L119 104L121 105V101H119ZM123 102H125V100H124ZM129 102H130V101H129ZM169 102H171V101H168V104H169ZM172 102L170 103L171 105H172ZM180 102H181V101H180ZM211 102H212V101H211ZM220 102H219V104H220ZM222 102H224V101H222ZM222 102H221V103H222ZM9 103L12 104L11 102H9ZM17 103H18V102H17ZM79 103H80V102H79ZM85 103H86V102L84 101V104H85ZM91 103H92V101L89 102V104H91ZM97 103H98V102H97ZM100 103H101V102H100ZM109 103H110V102L108 101V104H109ZM115 103H116V102H115ZM236 103H238V104H236ZM247 103H249V102L247 101ZM262 103H264V101L261 102V105H262ZM18 104H19V103H18ZM18 104H17V106H18ZM119 104H118V105H119ZM174 104H176V103H174ZM174 104H173V106H174ZM177 104L180 105L181 103H177ZM191 104L188 105V106H187V104H186L185 106L189 107V106H191ZM217 104H218V103H217ZM256 104H254L255 107L258 106V105H256ZM68 105L71 106V104H69V103H68ZM72 105H74V104H72ZM77 105H78V103H77ZM77 105H74V109H73V108H69V111H71L70 113H75L74 111H76V107H77ZM120 105H119V106H120ZM126 105H130V103H129V104L126 103L125 106H126ZM150 105H152L151 102H150ZM154 105L157 106L155 103H154ZM179 105H178V106H179ZM181 105H184V103H182ZM193 105H192V107H193ZM198 105H199V104H198ZM198 105H195V106L198 107ZM205 105H206V104H205ZM259 105H260V104H259ZM63 106H64V105H63ZM86 106H87V105H86ZM89 106H90V105H89ZM89 106H88V108H89ZM168 106L170 107V105H168ZM173 106H172V107H173ZM203 106H204V105H203ZM203 106H202V108H203ZM217 106H218V105H217ZM233 106H234V105H232V106H230V107H231V108H234ZM244 106H245V105H244ZM249 106H250V105H249ZM52 107H53V106H52ZM97 107H98V106H97ZM102 107H103V106H102ZM123 107H124V106H123ZM128 107H130V106H128ZM148 107H149V106H148ZM152 107H153V106H152ZM158 107H159V106H158ZM174 107H176V105H175ZM180 107H182V106H180ZM255 107H254V109H255ZM138 108H139V107H137V109H138ZM140 108H141V106H140ZM144 108H145V109H144L145 111H146V109H149L148 111L151 110V107H150V108H146V106H144ZM163 108H164V107H163ZM189 108H191V107H189ZM200 108H201V107H200ZM219 108H221V107L218 106V110H219ZM227 108H228V107H227ZM235 108H236V107H235ZM235 108H234V110H235ZM240 108H241V106H240ZM242 108H243V107H242ZM242 108H241V109H242ZM258 108H259V107H258ZM24 109H25V110H24ZM81 109H82V108H81ZM95 109H97V108H96V104H95ZM95 109H94V110H95ZM100 109H102V108L100 107ZM105 109H106V108H105ZM108 109H109V108H107L106 111H107ZM111 109H112V108H111ZM165 109L168 110L167 107H166ZM165 109H164V111L167 112V110H165ZM176 109H177L176 111H178L179 108L177 107ZM183 109H184V108L182 107V109H179V111H180V110L183 111ZM191 109H192V108H191ZM193 109H195V108H193ZM193 109H192V110H193ZM198 109H199V107L196 108V110H198ZM244 109H246V108H244ZM248 109H249V108H248ZM252 109H253V107L251 108V110H252ZM254 109H253V113H255ZM84 110H85V107H84ZM84 110H83V111H84ZM88 110H89V109H88ZM94 110H93V111H94ZM102 110H103V109H102ZM102 110H101V113H102ZM131 110H132V109H131ZM140 110H141V109H140ZM142 110H143V109H142ZM144 110H143V111H144ZM153 110H154V111H153ZM153 110H152L153 113H155L156 110H157L156 114H157V113L160 114L159 112L161 111V109H160L159 112H158L159 109H156V108H155V109H153ZM202 110H203V109H202ZM212 110H213V108H212ZM212 110H211V111H212ZM221 110H223V109H221ZM221 110H219L220 113H221ZM236 110H237V108H236ZM238 110H239V109H238ZM238 110L235 111V112H240V111H238ZM12 111H13V112H14V111H15V112H19V113H17L16 116H14V117H16V118H13V116H12ZM80 111H81V110H80ZM86 111H87V110H86ZM93 111L91 110V113H92ZM96 111H97V114H99V113H98V109H97ZM133 111H134V110H132L131 112H133ZM135 111H136V110H135ZM148 111H146V112L149 113ZM152 111L150 112L151 114H147V115H150V116H149L150 118H151V116H152V119H153V115H154V114L152 115ZM164 111H163V112H164ZM169 111H170V110H169ZM174 111H175V110H174ZM194 111H195V110H194ZM198 111H199V110H198ZM198 111H197V112H198ZM216 111H217V110H216ZM216 111H215V112H216ZM219 111L216 112V113L218 114ZM230 111H232V110H230ZM244 111H245V110H242V112H244ZM260 111L262 112V115L259 114V112H258V114L261 115V116H263V115H264V113H263L264 110H263V111L260 110ZM59 112H60V111H59ZM108 112H110V113H111V112L114 113L115 110H114V112L109 110V111H107L106 113L108 114ZM131 112H130V113H131ZM146 112H145V113H146ZM205 112H206V111H205ZM205 112H204V113H205ZM209 112H210V111H209ZM249 112H250V109H249L248 112H247V113H248L247 115H249V116H247V117H250V115L252 114V112H250V114H249ZM261 112H260V113H261ZM49 113H51V115H49ZM70 113H69V114H70ZM81 113H82V112H81ZM83 113H84V112H83ZM83 113L80 114L79 117H80V116L83 117L82 115L85 114V113H84V114H83ZM87 113L90 114L89 111H88ZM103 113H105V112H103ZM137 113H139V112H137ZM141 113H142V111H141ZM141 113H140V114H141ZM167 113H168V112H167ZM195 113H196V111H195ZM198 113H200V116H198V117H200V119H201V117H203L202 120H204V117H207L209 114H211V112H210L209 114L206 113L207 116H205L204 114L201 115L202 112H200V111H199ZM198 113H196V114L198 115ZM1 114H2V113H0V115H1ZM168 114L170 115V114H171V111H170ZM196 114H195V115H196ZM57 115H58V116H57ZM74 115H75V114H74ZM90 115H92V114H90ZM114 115H115V114H114ZM114 115H110V116H113V118H114L115 116H117V114H116L115 116H114ZM126 115H127V114H126ZM147 115H146V116H147ZM223 115H225V114H223ZM84 116H85V115H84ZM98 116H99V115H98ZM103 116H104V114H103ZM105 116H106V115H105ZM107 116H108V118H109V115H107ZM107 116H106V117H107ZM146 116H145V117H146ZM189 116H191V114H189ZM210 116H213V114H211V115H209V116L207 117V118H209V120H212L211 122H213V124L211 123V124H212L211 126H213V125H214V120L211 119L212 117L210 118ZM229 116H230V115H229ZM232 116H233V115H232ZM243 116H245V115L243 114ZM254 116H255V115H254ZM79 117H78V118H79ZM81 117H80V120H81ZM93 117H94V116H93ZM99 117L101 118V116H99ZM106 117H105V118H106ZM141 117H142V114H141ZM143 117H144V116H143ZM143 117H142V118H143ZM147 117H148V116H147ZM149 117H148V122H150V121H149V120H150ZM213 117L216 118L215 116H213ZM257 117L259 118L260 116H257ZM263 117H264V116H263ZM86 118H88V117H86ZM105 118H104V119H105ZM138 118H139V120L141 119V118H140V115H139ZM156 118H157V115H156L155 119H156ZM168 118H169V117L166 118L167 121H168ZM170 118H171V117H170ZM182 118H183V117H182ZM185 118H186V116H185ZM191 118H192V117H190V119H191ZM196 118H197V117H196ZM207 118H205V119H207ZM245 118H246V116H245ZM252 118H253V117H252ZM258 118H256V119H258ZM260 118H261V117H260ZM260 118H259V119H260ZM13 119H14V120H13ZM22 119H23V118H22ZM76 119H77V118H76ZM98 119H99V118H98ZM102 119H103V117H102ZM128 119H130V118H128ZM186 119H188V118H186ZM216 119H217V118H216ZM234 119H235V118H234ZM240 119H242V118H240ZM261 119H262V118H261ZM80 120L77 119V121H79V122H80ZM109 120H110V118H109ZM137 120H138V119H137ZM157 120H158V119H157ZM157 120H156V121H157ZM160 120H161V118H160ZM173 120H174V119H173ZM178 120H180V118H179ZM192 120H193V119H191V120H189V121L192 122ZM198 120H199V118H198ZM209 120L207 119V121H206V120H204V121L207 123V122H209ZM227 120H228V119H227ZM245 120H246V119H245ZM247 120L250 121L251 119L248 118ZM247 120H246V121H247ZM19 121H20V120H19ZM74 121H75V120H74ZM82 121H83V120H82ZM82 121H81V122H82ZM110 121H111V120H110ZM161 121H163V120H161ZM167 121H165V122H167ZM181 121H183V120L181 119ZM184 121H185V120H184ZM204 121H202V122H204ZM240 121H241V120H239V122H240ZM246 121H244V122H246ZM248 121H247V122H248ZM259 121H261V120H259ZM81 122H80V123H81ZM105 122H106V121H105ZM148 122H145V124H146V123L148 124ZM151 122H152V121H151ZM151 122H150V123H151ZM163 122H164V121H163ZM165 122H164V123H165ZM173 122H174V121H173ZM173 122H172V123H173ZM175 122H176V120H175ZM177 122H179V121H177ZM185 122H186V121H185ZM185 122H184V124H185ZM227 122H229V121H227ZM233 122H234V121H233ZM241 122H242V121H241ZM241 122H240V123H241ZM247 122H246V123H247ZM250 122H251V121H250ZM253 122H254V119H253ZM253 122H252V123H253ZM255 122H256V121H255ZM72 123H73V122H72ZM84 123H85V121L83 122V124L81 123V126L84 125ZM87 123L89 124V122H87ZM108 123H109V122H108ZM150 123H149L148 125H153V124H150ZM153 123L155 124V122H153ZM182 123H183V122H182ZM182 123H181V124H182ZM194 123H196V122L193 121L192 124H194ZM200 123H201V121H200ZM206 123H203V124H206ZM218 123L220 124V122H218ZM234 123H235V122H234ZM257 123H260V122L257 121ZM16 124H17V123H16ZM16 124H15V125H16ZM85 124H86V123H85ZM115 124H116V121H115ZM145 124H144V126H145ZM165 124H166V123H165ZM178 124H179V128H178V129L180 130L183 126L180 125V123H178ZM187 124H188V123H187ZM187 124H186V125H187ZM192 124H190V125H192ZM196 124H198V122H197ZM196 124H195V125H196ZM207 124H208V123H207ZM207 124H206V125H207ZM142 125H143V124H142ZM160 125H161V124H160ZM186 125H185V128H186ZM206 125H199L198 127H195L194 130H192V133H195V134H193V135H194V136L196 135V137L198 138V141L201 142L200 144H204L205 147L209 146V148H211L212 146L214 147L215 142L219 141L220 135H218L219 137L217 136L218 138H214V137H213L214 132H211V133H210V132H209L210 129H209ZM209 125H210V124H209ZM209 125H208V126H209ZM249 125H250L249 130H250V132H251V131L253 130L252 127H254V125H256V124L252 125V127H251V123H250V124L248 123V125L246 124L245 127H246V126H249ZM74 126H75V125H74ZM146 126H147V125H146ZM164 126H165V125H164ZM164 126H163V127H164ZM227 126H228V125H227ZM234 126H235V125H234ZM236 126H237V125H236ZM259 126H260V124H259ZM61 127H62L63 129H67V130H64L65 132L62 131L63 129H62L61 131L58 130V128H61ZM79 127H80V124H79ZM89 127H90V126H89ZM100 127H101V126H99V130H100ZM123 127H124V126H123ZM160 127L162 128V126H160ZM180 127H181V128H180ZM243 127H244V125H243ZM245 127H244V128H245ZM17 128H19V127H17ZM77 128H78V127H77ZM84 128H85V127H84ZM101 128H102V127H101ZM106 128H107V127H106ZM136 128H137V127H136ZM152 128H153V127H152ZM161 128H160V131H162V130L164 129V128H162V129H161ZM165 128H167V127H165ZM175 128H176V127H175ZM185 128H182L181 131L186 130ZM219 128H220V127H219ZM246 128H247V127H246ZM254 128H255V127H254ZM258 128H260V127H257V129H258ZM15 129H16V128H15ZM75 129H76V128H75ZM80 129H82V128L80 127V128H78V129H76V130L80 131ZM91 129H92V128H91ZM95 129H97V124H96V128H95ZM109 129H111V128H109ZM109 129H107V130H109ZM144 129H146V128H144ZM147 129H148V128H147ZM149 129H150V128H149ZM149 129H148V130H149ZM153 129H154V128H153ZM170 129H171V128H170ZM172 129H173V128H172ZM247 129H248V128H247ZM247 129H245V130L247 131ZM257 129H255V131H253V133H254V132H258L259 129H258V131H257ZM16 130H17V129H16ZM69 130H70V131H69ZM99 130H96V131L98 132ZM111 130H112V129H111ZM111 130H109V131H111ZM132 130H133V128H132ZM140 130H142V129H140ZM154 130H155V129H154ZM158 130H159V127H158ZM158 130H155V131L158 132ZM173 130H174V129H173ZM228 130H230V129H228ZM231 130H232V128H231ZM82 131H83V130H82ZM91 131L93 132V130H91ZM101 131H102V130H101ZM103 131H104V130H103ZM155 131H154V133H156ZM164 131H165V132H166V131L168 132V130H164ZM193 131H194V132H193ZM233 131H234V130H233ZM240 131H241V130H240ZM20 132H21V131H20ZM83 132H84V131H83ZM83 132H82V133H83ZM112 132H114V131L112 130ZM115 132H116V131H115ZM141 132H143V131H141ZM141 132H140V133H141ZM149 132H150V131H149ZM167 132H166V133H167ZM170 132H171V130H170ZM170 132H168V133H170ZM174 132H175V130H174ZM174 132H172L171 134H174ZM177 132H178V131H177ZM179 132H180V131H179ZM184 132H185V131H184ZM218 132H219V131H218ZM220 132H221V131H220ZM224 132H225V136H226V131H223V133H224ZM228 132H229V135L231 134L230 136H231V140H232V134H233L234 132H233V133H232V132L230 133V131H227V133H228ZM14 133H15V132H14ZM79 133H81V132H79ZM79 133H77V134H79ZM85 133H86V131H85ZM88 133H89V132H88ZM93 133H96V132H93ZM134 133H135L136 136H137V135H140V133H139V134H136V132H134ZM143 133H144V132H143ZM146 133H148V131H146ZM151 133H152V132H151ZM161 133H162V132H161ZM168 133H167V134H168ZM186 133H187V132H186ZM190 133H191V132H190ZM238 133H239V132H238ZM251 133H252V132H251ZM260 133L262 134L263 131H261ZM26 134H27V132H26ZM89 134H90V133H89ZM97 134L99 135V133H97ZM116 134H117V133H116ZM158 134H159V132H158ZM183 134H184V133H183ZM183 134H182V135H183ZM212 134H213V135H212ZM219 134H220V133H219ZM221 134H222V133H221ZM263 134H264V133H263ZM16 135H17V134H16ZM69 135H71V134H69ZM72 135H73V134H72ZM72 135H71V136H72ZM75 135H76V132H75ZM75 135H73L72 137L74 138ZM102 135H103V133L101 134L100 137H102ZM104 135H105V134H104ZM130 135H131V134H130ZM130 135H129V137H130ZM135 135L133 136V138H135ZM145 135H146V134H145ZM156 135H157V134H156ZM156 135H153V137H152V135H150V137H151L150 139L155 138L154 136H156ZM159 135H160V134H159ZM161 135H163V134H161ZM161 135H160V136H161ZM174 135H175V134H174ZM182 135H181V137H182ZM184 135H185V134H184ZM191 135H192V134H191ZM227 135H228V134H227ZM229 135H228V136H229ZM24 136H25V135H24ZM27 136H28V135H27ZM27 136H25V137L27 138ZM87 136H88V135H87ZM87 136H86V137H87ZM94 136H95V135H94ZM118 136H119V134H118ZM121 136H122V135H121ZM125 136H126V135H125ZM127 136H128V135H127ZM146 136H147V135H146ZM146 136H143V137L145 138ZM165 136H166V135L164 134V138H167L168 135H167L166 137H165ZM214 136H216V133H215ZM225 136H223V137L221 136V139L223 140ZM230 136H229V137H230ZM234 136H235V134H234ZM263 136H264V135H263ZM79 137H80V136H79ZM79 137H78V138H79ZM81 137H82V136H81ZM96 137H97V136H96ZM116 137H117V136H116ZM139 137H140V136H139ZM143 137H142V140H144ZM147 137H149V136H147ZM161 137H163V136H161ZM226 137H227V136H226ZM236 137L239 139L238 136H235L234 138L236 139ZM65 138H67V137H65ZM68 138H69V137H68ZM68 138H67V139H68ZM87 138H88V137H87ZM118 138H119V137H118ZM124 138H125V137H124ZM136 138H138V137H136ZM179 138H180V137H179ZM186 138H187V137H185L184 139H186ZM191 138H193V137H191ZM191 138H190V139H191ZM7 139H9V138H7ZM63 139H64V138L59 139V142H58V143H60V141H62ZM67 139H64V140L66 141V143H68V142L70 141L69 143H71L72 146H73V143L76 144V142H78L77 144H79V145H81L80 143H83V141H82V142H79L80 139H79L78 141H77V139H76V142H73V143L71 142L72 139L69 140V141H67ZM121 139H122V138H121ZM126 139H128V137H126ZM131 139H132V137H131ZM148 139H149V138H148ZM158 139H159V138H158ZM187 139H188V138H187ZM193 139L196 140L195 138H193ZM193 139H192V140H193ZM226 139H228V138H226ZM245 139H246V138H245ZM245 139H243V142H242L243 145H245L246 143H248V145H250V144H249L250 142L248 141V139H246L247 142H246ZM4 140H5V139H4ZM11 140H12V142H15V141H13V138H11ZM64 140H63V141H64ZM74 140H75V138H74ZM83 140H84V139H83ZM94 140L96 141L95 138H94ZM94 140H93V141H94ZM134 140H136V139H134ZM152 140H153V139H152ZM152 140H150V141H152ZM175 140H176V139H175ZM182 140H183V139L181 138L180 141H181V142H184V141H182ZM215 140H216V141H215ZM229 140H230V138H229ZM229 140H228V142L230 143ZM2 141H3V140H2ZM2 141H1V142H2ZM5 141H6V140H5ZM7 141H8V140H7ZM9 141H10V140H9ZM65 141L62 142V143H60V144H63V143L65 144ZM90 141H91V139H90ZM98 141H99V137H98ZM100 141H102V144H104L103 142H105V141H103V140H100ZM131 141H132V140H131ZM140 141H141V140H140ZM145 141H147V139H146ZM145 141H143V143H148V142H150V141H148V142H145ZM154 141H157V139L155 138ZM154 141L152 142L153 145L155 144ZM168 141H169V140H168ZM176 141H179V139L177 138ZM233 141H234V140H233ZM244 141H245V142H244ZM24 142H25V141H24ZM37 142H35V143H37ZM57 142L54 141V144L57 143ZM86 142H89V141L86 140ZM91 142H92V141H91ZM114 142H115V141H114ZM135 142H136V141H135ZM135 142H134V144H137V143H135ZM164 142H166V141H164ZM171 142L173 143V142H175V141L172 140ZM181 142H179V143H181ZM185 142H186V140H185ZM223 142L225 143V140H224ZM231 142H232V141H231ZM7 143H8V142H7ZM25 143H26V142H25ZM39 143H41V144H39ZM50 143H51V142H50ZM69 143H68V144H69ZM99 143H101V142H99ZM150 143H151V142H150ZM172 143H169V144H172ZM177 143H178V142H177ZM192 143H193V142H192ZM192 143H190V144H192ZM229 143H227V145H229ZM233 143H234V142H233ZM244 143H245V144H244ZM259 143H260V142L258 141V144H259ZM2 144H3V143H2ZM4 144H6V143H4ZM10 144H11V143H10ZM15 144H16V143H15ZM17 144H18V143H17ZM17 144H16V145H17ZM27 144H28V143H27ZM52 144H53V143H52ZM52 144H51V145H52ZM54 144H53L52 148H56V147H57L56 145H55L56 147H54ZM64 144H63V145H64ZM83 144H84V143H83ZM92 144H98V142H97V143H95V142L93 143V142H92ZM166 144H167V143H166ZM183 144H185V143H183ZM183 144H181V145H183ZM196 144H197V143H196ZM263 144H264V143H263ZM8 145H9V143H8ZM19 145H20V144H19ZM23 145H24V144H23ZM99 145H100V144H99ZM125 145H126V144H125ZM127 145H129V144H127ZM147 145L149 146V144H147ZM151 145H152V144H151ZM151 145H150L149 147L147 146L148 149L151 147ZM173 145H174V143H173ZM175 145H176V144H175ZM178 145H179V144H178ZM178 145H176V146H178ZM193 145H194V143H193ZM193 145H191V147H195V146H193ZM198 145H199V142H198ZM198 145H197V146H198ZM206 145H207V146H206ZM224 145H225V144H224ZM234 145H235V144H234ZM246 145H247V144H246ZM246 145H245V146H246ZM25 146H26V145H25ZM46 146H47V145H45V149H46ZM49 146H50V145H49ZM49 146H48V147H49ZM61 146H62V145H61ZM65 146H67V144H65ZM69 146H70V145H69ZM84 146H85V145H84ZM87 146H89V144H88ZM101 146H103V145H101ZM139 146H140V145H139ZM144 146H146V145H144ZM154 146H155V145H154ZM169 146H171V145H169ZM184 146H185V145H184ZM186 146H187V145H186ZM188 146L190 147L189 143H188ZM201 146H202V145H201ZM217 146H218V145H217ZM217 146H216V147H217ZM225 146H226V145H225ZM241 146H242V145H241ZM245 146H243V147L245 148ZM18 147H19V146H18ZM18 147H16V148H18ZM21 147H22V146H21ZM40 147H43V146H40ZM40 147H39V148H40ZM91 147H92V146H91ZM96 147H97V145H96ZM96 147H95V148H96ZM104 147H106V146H104ZM104 147H103V148H104ZM113 147L115 148L114 145H113ZM113 147L111 148V146H110V148H111L112 150L114 149ZM127 147H128V146H127ZM147 147H145L146 152H147V149H146ZM162 147H164V145H163ZM167 147H168V145H167ZM205 147H202V148H205ZM216 147H215V149H216ZM219 147H220V146H219ZM221 147H222V146H221ZM226 147H228V146H226ZM226 147H224V149H227ZM229 147L231 148V146H229ZM229 147H228V148H229ZM263 147H264V145H263ZM5 148H6V147H5ZM31 148H32V147H31ZM33 148H34V147H33ZM65 148H66V147H65ZM103 148H102V149H103ZM107 148H109V146H108ZM110 148H109V152H110V150H111ZM118 148H119V147H118ZM137 148H143V149H144L143 146H142V147H137ZM137 148H134V149L137 150ZM177 148H179V147H177ZM232 148H233V147H232ZM47 149L50 150V148H47ZM85 149H87V148H85ZM91 149H93V151H95L94 148H91ZM123 149H124V148H123ZM155 149H157V150H155ZM155 149H153V150H154L153 153H154L155 151H158V150H159L158 147L155 148ZM175 149H176V148H175ZM186 149H187V148H186ZM188 149H189V148H188ZM188 149H187V150L184 149L185 152L188 151ZM200 149H201V148H200ZM200 149L198 148V150H200ZM205 149H206V148H205ZM212 149H213V148L208 149V150H212ZM217 149H218V148H217ZM4 150H5V149H4ZM6 150H8V149L6 148ZM9 150H10V151H6V152H9V153H10V156H11V159H15L16 161H18V163H20L21 161H23V160L25 159V158L22 159V158H20V157H21L22 155H24V153H25L27 150L25 151V149H21V148L17 149L16 151H11V148H10ZM35 150H37V149H34V151H35ZM38 150H39V149H38ZM38 150H37V151H38ZM75 150H77V151H72L73 153L75 152L74 154H76V152H78L79 149H75ZM89 150H90V149H89ZM98 150H99V149H98ZM112 150H111V151H112ZM115 150H117L116 152H120V151H118V149H115ZM120 150H121V148H120ZM128 150H129V149L126 148V151H128ZM182 150H183V149H182ZM221 150H222V149H221ZM221 150H220V153H221V158H222V156L224 157L225 153L222 155V152H224V150H223V151H221ZM261 150H262V149H261ZM42 151H44V150H42ZM45 151H46V150H45ZM61 151H62V150H61ZM65 151H66V150H65ZM80 151H81V150H80ZM113 151H114V150H113ZM141 151H143V150L141 149ZM213 151H215V150L213 149ZM217 151H219V149H218ZM217 151H216V152H217ZM225 151L227 152V150H225ZM241 151H242V150H241ZM262 151H263V150H262ZM262 151H261V152H262ZM2 152H4V151L2 150ZM29 152H30V154H31L32 149H31V151H29ZM46 152H47V151H46ZM49 152H50V151H49ZM91 152H92V151H91ZM96 152H97V151H96ZM102 152H103V151H102ZM116 152H115V153H116ZM123 152H125V151H122V153H123ZM133 152H134V151H133ZM136 152H137V151H136ZM138 152H139V151H138ZM148 152H150V151H148ZM151 152H152V151H151ZM175 152H176V151H174V153H175ZM183 152H184V151H183ZM191 152H192V151H191ZM191 152H190L189 154H192ZM233 152H234V151H233ZM35 153H36V154H40L41 152H40V153L35 152ZM44 153H45V152H44ZM51 153H52V152H51ZM51 153H50V154H51ZM60 153H61V152H60ZM80 153L82 154V151H81ZM84 153H85V152H84V149H83V154H84ZM86 153H87V157L89 158L88 155L91 154V153H89L88 151H87ZM88 153H89V154H88ZM92 153L95 155L94 152H92ZM99 153H100V152H98V153H96V154L99 155ZM110 153L112 154V152H110ZM143 153H145V151H144ZM170 153L172 154L173 151L170 152ZM186 153H187V152H186ZM198 153H200V152H198ZM198 153H197L196 155H197V156H198V155L200 156L201 153H200V154H198ZM210 153H213V152L211 151ZM242 153H243V152H241V154H242ZM262 153H263V152H262ZM1 154H2V153H1ZM26 154H27V153H26ZM32 154H33V153H32ZM36 154H35V155H36ZM41 154H43V152H42ZM47 154H48V153H47ZM55 154H56V153H55ZM77 154H78V153H77ZM93 154H91V155L93 156ZM100 154H101V153H100ZM117 154H121V152H120V153H116V156H117ZM135 154H136V153H135ZM151 154H152V153H151ZM158 154H159V156H160L159 151H158V153L156 154L157 157H158ZM171 154H170V155H171ZM183 154H185V153H183ZM263 154H264V153H263ZM4 155H6V154L4 153ZM63 155H64V154H63ZM66 155H68V153H67ZM91 155H90V156H91ZM104 155H105V154H104ZM127 155H128V154H127ZM145 155H146V154H145ZM164 155H165V153H164ZM166 155H168V153H167ZM166 155H165V156H166ZM170 155H168L170 158L174 156V155H172V156H170ZM202 155H203V154H202ZM211 155H212V154H211ZM31 156H32V155H31ZM54 156H55V155H54ZM68 156H69V155H68ZM77 156H79V154H78ZM81 156H83V155H81ZM116 156L114 157V155H113V158H115V160L113 161L112 159H110V161H113V162L117 161V157H116ZM132 156H133V155H132ZM132 156H131V157H132ZM138 156H139V155H138ZM138 156H137V159L139 158V160H140V157H138ZM140 156L142 157L143 155H140ZM150 156H151V155H150ZM156 156L154 155V159H156V158H155ZM162 156H163V154H162ZM162 156H161V158L164 159V157H162ZM168 156H166V158H167ZM176 156H178V155H176ZM176 156H175V157H176ZM225 156H226V155H225ZM234 156H236V155H233V157H234ZM239 156H240V155H239ZM28 157H29V156H28ZM64 157H65V155H64ZM73 157H74V156H73ZM79 157H80V156H79ZM85 157H86V156H85ZM97 157H98V156H97ZM99 157H100V156H99ZM104 157H105V156H104ZM106 157H107V156H106ZM106 157H105V158H106ZM118 157H120V156H118ZM122 157H123V156H122ZM178 157L180 158V157H183V156H178ZM192 157H194V156H192ZM242 157H243V156H242ZM242 157H241V158H242ZM26 158H27V156H26ZM62 158H63V157H62ZM62 158H61V159H62ZM76 158H77V157H76ZM100 158H103V157L101 156ZM100 158H99V159H100ZM135 158H136V157H135ZM143 158H144V157H143ZM170 158H167V159H166V161L169 159V163L171 162V161H170ZM176 158H177V157H176ZM176 158L174 159V157H173V159H172V160H174L175 164H176V160L178 161V159H176ZM196 158H197V157H196ZM228 158H229V156H228ZM228 158H227V156H226L227 161H228L231 157H230L229 159H228ZM241 158H240V159H241ZM27 159H29V158H27ZM34 159H35V158H34ZM66 159H67V158H66ZM68 159H69V158H68ZM68 159H67L66 161H69ZM73 159H74V158H73ZM94 159H95V158H94ZM99 159H97L96 161L94 160L95 162L93 161L94 163H97V164H92V162L89 164V165H94V166H89V170H90L91 167H92L91 169H98V167H99V166H98V163H99V164L101 163V162H97V161H101V160H99ZM121 159H122V158H121ZM124 159H125V158H124ZM128 159H129V158H128ZM131 159H132V158H131ZM131 159H129V160L132 161ZM133 159H134V157H133ZM151 159H152V158H151ZM159 159H160V158H159ZM189 159L191 160L192 158L190 157ZM201 159H202V158H201ZM223 159H224V158H223ZM234 159H236V157H235ZM237 159H239V158H237ZM240 159H239V161H240ZM46 160H47V159H46ZM79 160H80V158H79ZM82 160H83V159H82ZM104 160H105V159H104ZM129 160H127V161L129 162ZM157 160H158V158H157ZM157 160H156V161H157ZM164 160H165V159H164ZM164 160H162V161H164ZM190 160H188V157H187V160H184V158H183L181 161H187V162H188V161H190ZM197 160H198V159H197ZM215 160H216V159H214V161H215ZM232 160H233V159H232ZM232 160H231V161H232ZM241 160H242V159H241ZM243 160H244V159H243ZM16 161H15V162H16ZM28 161H29V160H28ZM62 161H64V160H62ZM70 161H71V160H70ZM110 161H108V162H110ZM119 161H120V160H119ZM121 161H122V160H121ZM123 161H124V160H123ZM125 161H126V160H125ZM127 161H126V162H127ZM134 161H136V160L134 159ZM147 161H148V160H147ZM158 161H160V160H158ZM162 161L159 162V165H163V166H164V164H160ZM166 161H164V162H166ZM212 161H213V160H212ZM214 161H213V162H214ZM231 161H228L227 164H228L229 162L231 163ZM233 161H234V160H233ZM233 161H232V162H233ZM23 162H25V161H23ZM23 162H22V164H23ZM56 162H57V161H56ZM59 162H60V161H59ZM71 162H73V161H71ZM71 162H70V165H71ZM84 162H85V161H84ZM89 162H90V161H89ZM126 162H124V163H126ZM174 162H173V163H174ZM187 162H184V164H185V163L187 164ZM190 162H191V161H190ZM190 162H188V164H189ZM206 162H207V161H206ZM210 162H211V161H210ZM213 162H211V164H213ZM242 162H243V161H242ZM16 163H17V162H16ZM102 163H103V160H102ZM102 163H101V165H103ZM111 163H112V162H110V164H111ZM145 163H146V159H145ZM155 163H156V162H155ZM155 163H154V164H155ZM157 163H158V162H157ZM162 163H163V162H162ZM169 163H168V164H169ZM22 164L20 163L19 165H22ZM51 164L54 165L53 162H52ZM72 164H73V163H72ZM75 164H76V163H75ZM75 164H74V166H75ZM82 164H85V163L82 162ZM104 164H109V163H106V161H105ZM112 164H113V163H112ZM117 164H120V163L118 162ZM117 164H116V165L113 164V167H114V165H115V167L118 169L119 167H117ZM121 164H122V163H121ZM127 164H128V163H127ZM127 164H126V167H127ZM175 164H174V165H175ZM190 164H191V163H190ZM235 164H236V163H235ZM9 165H10V164H9ZM17 165H18V164H17ZM19 165H18V166H19ZM24 165H25V164H24ZM32 165H33V164H32ZM59 165H60V164H59ZM64 165H65V164H64ZM133 165H134L133 163L130 164V168L128 167V169H131V167H132ZM157 165H158V164H157ZM170 165H171V164H170ZM176 165H177V164H176ZM176 165H175V167H176ZM225 165H226V164H225ZM244 165H246V164H244ZM12 166H13V164H12ZM25 166H26V165H25ZM25 166H24V168H25ZM29 166H30V165H29ZM29 166H27V167H29ZM33 166H34V165H33ZM62 166H63V165H62ZM66 166H67V165H65V168H66ZM82 166H83V165H81L80 167L78 166V168H81ZM95 166H96V167L98 166V167H97V168H93V167H95ZM108 166H109V165H108ZM108 166H107V167H108ZM118 166H119V165H118ZM140 166H141V167H139V169H140V168H143V165H140ZM163 166H162V167H163ZM179 166H180V165H179ZM218 166H220V165H218ZM226 166H227V165H226ZM226 166H225V167H226ZM228 166H229V164H228ZM230 166H231V164H230ZM4 167H5V166H4ZM59 167H60V166H59ZM63 167H64V166H63ZM67 167H68V166H67ZM86 167H88V166H86ZM86 167L83 166L82 168H86ZM101 167H102V166H101ZM107 167H105V168H107ZM123 167H124V166H123ZM164 167H166V165H165ZM169 167H170V166H169ZM225 167H223V165H222L221 170H222L223 168H225ZM6 168H8L7 165H6ZM29 168H30V167H29ZM31 168H33V167H31ZM34 168H35V167H34ZM37 168H38V167H37ZM41 168H42V167H41ZM41 168H40V169H41ZM68 168H69V167H68ZM70 168H71V167H70ZM70 168H69V169H70ZM76 168H77V167H76ZM78 168H77V169H78ZM103 168H104V167H103ZM105 168H104V169H105ZM110 168H111V167H109V169H110ZM116 168H115V169H116ZM134 168H135V167H134ZM146 168L148 169V168H150V167L147 166ZM151 168H152V167H151ZM156 168H157V167H156ZM156 168H155V169H156ZM158 168H159V167H158ZM178 168H179V167H178ZM192 168H193V167H192ZM8 169H10V168H8ZM22 169H23V168H21V169H19V170H21V171L23 172L24 170H22ZM55 169H56V168H55ZM72 169H74V167H73ZM72 169H71V171H70V170H67V168H66V170H67L66 172L70 171L69 173L71 174V172L73 171L72 174H74V170H77V169H74V170H72ZM86 169L88 170V168H86ZM99 169L101 170V168H99ZM104 169H103L102 171H104ZM107 169H108V168H107ZM109 169H108V170H109ZM115 169H114V170H115ZM132 169H133V167H132ZM139 169H138V170H139ZM147 169H146V170H147ZM155 169L153 168V170H155ZM159 169H160V168H159ZM159 169H158V170H159ZM161 169H163V168H161ZM176 169H177V168H176ZM194 169H196V168L194 167V168H193V171H194ZM203 169H204V168H203ZM214 169H215V168H214ZM262 169H263V168H262ZM17 170H18V169H17ZM19 170H18V171H19ZM42 170H43V169H42ZM50 170H51V169H49L48 172H46V173L44 172V173H45V174H47V173H51ZM52 170H53V168H52ZM100 170H99V172H100ZM105 170H106V169H105ZM122 170H123V168L120 167V171H122ZM136 170H137V169H136ZM138 170H137V172H136L137 175H138ZM179 170H180V169H179ZM179 170H178V171H179ZM191 170H192V169H191ZM0 171H1V170H0ZM10 171H11V170H10ZM12 171H14L13 168H12ZM32 171H33V169H32ZM32 171H31V172H32ZM37 171H39V170H37ZM61 171H62V170H61ZM79 171H81L80 173L85 172L84 169H83V171H82V170H79ZM79 171H77V173H79ZM94 171H96V170H94ZM116 171H119V170H116ZM120 171H119V172H120ZM123 171H125V169H124ZM126 171H127V169H126ZM139 171H140V170H139ZM149 171L151 172L150 169H149ZM160 171H162V170H160ZM170 171H171V170H170ZM178 171H177V172H178ZM209 171H210V169H209ZM209 171H208V172H209ZM211 171H212V170H211ZM211 171H210V172H211ZM218 171H219V170H218ZM225 171H226V170H225ZM6 172H7V171H6ZM35 172H36V171H35ZM53 172H56V170H54ZM63 172H64V169H63ZM66 172H64V173H66ZM89 172H90V171H89ZM104 172H105V171H104ZM108 172H109V171H108ZM111 172H112V171H111ZM147 172H148V170H147ZM153 172L155 173V172H159V171L156 170V171H153ZM153 172H152V174H153ZM166 172H167V171H166ZM173 172H174V171H173ZM173 172H172V173H173ZM180 172H182V171L180 170ZM180 172H178V174H179ZM201 172H203V170H202ZM205 172L207 173V170L204 171V173H205ZM213 172H214V171H213ZM14 173H15V172H14ZM14 173H13V174H14ZM18 173H21V172H17V173H15V174H17V175L14 174V175H13V178H14V176L17 177V176H18ZM29 173H30V172H29ZM39 173L41 174V171H40ZM39 173H38V174H39ZM59 173H60V172H59ZM80 173H79V174H80ZM120 173H121V172H120ZM120 173H119V175L122 176L123 174H122V173L120 174ZM148 173H149V172H148ZM163 173H164V172H163ZM185 173L188 174V172H185ZM189 173H190V172H189ZM204 173H203V174H204ZM2 174H3V173H2ZM2 174H0V177H2ZM4 174H6V173H4ZM4 174H3V175H4ZM11 174H12V172H11ZM21 174H22V173H21ZM30 174H31V173H30ZM40 174H39V175H40ZM61 174H62V173H61ZM72 174H71L70 176H72ZM75 174H76V172H75ZM75 174L73 175L74 177H75ZM91 174H92V173H91ZM93 174H94V173H93ZM146 174H147V173H146ZM146 174H143V176H144V175H145V176H148V175H146ZM149 174H150V173H149ZM158 174H159V173H158ZM167 174H169V173H167ZM167 174L164 175V176H167ZM192 174H193V173H192ZM192 174H188V175L191 176ZM195 174H196V173H195ZM201 174H202V173H201ZM216 174H217V173H216ZM219 174H220V173H219ZM230 174L232 175V173H230ZM8 175H10V174H8ZM26 175H28V174H26ZM34 175H35V174H34ZM34 175H33V176H34ZM42 175H43V174H42ZM42 175H41V176H42ZM54 175H57V173H54ZM54 175H53V173H52V176H50V178L53 177ZM89 175H90V174H89ZM105 175H106V174H105ZM105 175L103 174V176L106 177V176L108 175V173H107L106 176H105ZM126 175L128 176L129 174L125 173V177H124V176H122V177H123V178H126ZM137 175H136V176H137ZM154 175H156V174H154ZM169 175H171L170 177H172V174H169ZM174 175H177V173H176V174L174 173L173 176H174ZM181 175H184V174H183V173H182V174H179V176H181ZM193 175H194V174H193ZM196 175H197V174H196ZM196 175H194V176H196ZM199 175H200V173L198 174V176H199ZM5 176H6V175H5ZM5 176H4V177H5ZM21 176H22V175H20V177H21ZM30 176H32V175H30ZM33 176H32V177H33ZM47 176H49V175H47ZM58 176H61V175L58 174ZM58 176H57V177H58ZM78 176H79V175H78ZM78 176H76L77 178L75 177V178L77 179L76 181H80V180L83 181V180H85V178H86V177H85V178H83V179H80ZM97 176H98V178H99V177H103V176H100V175H97ZM151 176H152V175H151ZM156 176H157V175H156ZM160 176H161V177H160ZM160 176H159V178L162 179V176H163V175H160ZM164 176H163V178H164ZM212 176H213V174H212ZM7 177H9V176H7ZM7 177H6V179H8ZM16 177H15V178H16ZM20 177H19V178H20ZM26 177H27V176H26ZM35 177H38L39 182L42 181L43 183H45V184H46L45 186H47V184L51 183V181H49V179H47L45 176L40 177V176H38V175L36 174V175L34 176V179H35ZM65 177H66V174H65ZM65 177H64V178H65ZM81 177H82V176H81ZM95 177H96V176H95ZM128 177H129V176H128ZM131 177H133V175H132ZM131 177H130V178H131ZM140 177H142V176H140ZM157 177H158V176H157ZM167 177H168V176H167ZM174 177H175V176H174ZM183 177H184V176H183ZM185 177H186V175H185ZM187 177H188V176H187ZM187 177H186V178H187ZM206 177H207V176H206ZM238 177H241V176H238ZM9 178H10V177H9ZM17 178H18V177H17ZM23 178H24V176H23ZM54 178H56V177L54 176ZM59 178H60V179H63V178H61V177H59ZM66 178H67V181L65 180ZM66 178L63 180V181H66V182H65V185H66L67 182L69 181V180H68V177H66ZM71 178H72V177H71ZM123 178H121V179H123ZM134 178H135V175H134ZM151 178H152V177H151ZM153 178H154V177H153ZM155 178H156V177H155ZM198 178H200V177H198ZM198 178L195 177V179H198ZM216 178H217V177H216ZM1 179H2V178H1ZM3 179H4V178H3ZM3 179H2V180H3ZM21 179H22V178H21ZM27 179H29V178L27 177ZM51 179H52V178H51ZM56 179H57V178H56ZM56 179H55V180H56ZM78 179H80V180H78ZM102 179H103V178H102ZM119 179H120V178H119ZM121 179H120V180H121ZM127 179H129V178H127ZM157 179H158V178H156V180H157ZM182 179L184 180V178H182ZM188 179H189V178H188ZM195 179H194V180H195ZM201 179H202V178H201ZM209 179H210V178H209ZM212 179H214V178H212ZM223 179H224V177H223ZM223 179H220V180L223 182ZM15 180H16V179H15ZM35 180H37V179H35ZM35 180H33V181H35ZM87 180H89V179H87ZM110 180H111V179H110ZM130 180H134V179H130ZM158 180H159V179H158ZM198 180H199V179H198ZM207 180H208V179H207ZM220 180H219V181H220ZM224 180H225V179H224ZM227 180H228V179H227ZM255 180H256V178H255ZM7 181H8V180H7ZM7 181H6V182H7ZM24 181H25V180H24ZM31 181H32V180H31ZM31 181H28V182H31ZM33 181H32V182H33ZM56 181H57V180H56ZM63 181H62V180H61V181L59 180L58 183H59V182H63ZM82 181H80V182H82ZM85 181H86V180H85ZM135 181H136V178H135ZM148 181H149V180L147 179V183H148ZM153 181H155V180H153ZM160 181H161V180H160ZM163 181H166V179H165V180L163 179ZM192 181H193V180H192ZM196 181H197V180H196ZM196 181H195V182H196ZM201 181H202V180H201ZM203 181H205V180L203 179ZM215 181H217V179L214 180V181H211V180H210V181H207V182L215 183ZM2 182H3V181H2ZM12 182H13V181H12ZM22 182H23V181H22ZM32 182H31V183H32ZM35 182H36V181H35ZM48 182H49V183H48ZM71 182H72V181H71ZM91 182H92V184H90ZM96 182H97V180H96ZM107 182H108V180H107ZM110 182H111L113 185H112ZM110 182H109L110 185H112V187H114V183H113L112 181H110ZM126 182H127V181H126ZM140 182H141V181H140ZM140 182H137V184H138V183L140 184ZM156 182H158V181H156ZM156 182H155V183H156ZM175 182H176V181H175ZM185 182H186V181H185ZM185 182H184V183H185ZM199 182H200V181H199ZM224 182L227 183L226 180H225ZM231 182H232V181H231ZM25 183H26V181H25ZM33 183H34V182H33ZM33 183H32V184H33ZM69 183H70V182H69ZM86 183H87V181H86ZM93 183H94V182H93L92 180L89 181V184L92 185V186H94ZM109 183H106V184H109ZM130 183H131V182H130ZM132 183H134V182L132 181ZM145 183H146V182H145ZM145 183L142 182V183H141V184H142L141 186L144 187L143 184H145ZM150 183H152V182H150ZM159 183H160V182H159ZM166 183H167V181H166ZM166 183H165V185H166ZM186 183H187V184H190L191 182H189V183L186 182ZM192 183H193V182H192ZM219 183H221V182H219ZM219 183H218V184H219ZM232 183H233V182H232ZM236 183H237V182H236ZM1 184H2V183H1ZM8 184H9V182H8ZM12 184H13V183H12ZM26 184H27V183H26ZM35 184H36V183H35ZM52 184H54V181H53ZM52 184H49V185L52 186ZM81 184H83V182H82ZM81 184H79V187H80ZM84 184H85V182H84ZM84 184H83V185H84ZM125 184H126V183L124 182V184H123L122 186H120V187H123V191H124V186H125ZM167 184H168V183H167ZM181 184H182V182H181ZM215 184H216V183H215ZM254 184H255V183H254ZM38 185H39V184H38ZM38 185H37V186H38ZM43 185H44V184H43ZM54 185H57V184L55 183ZM85 185H86V187H88V188L91 187V186H88V184H85ZM96 185H99V184H96V183H95V186H96ZM103 185H104V184H103ZM118 185H119V183L117 184V186H118ZM120 185H121V184H120ZM133 185H134V184H133ZM148 185H149V183H148ZM153 185L155 186V184H153ZM153 185H152V186H153ZM157 185H159V184H157ZM157 185H156V186H157ZM160 185H161V183H160ZM160 185H159V186H160ZM162 185H163V184H162ZM162 185H161V186H162ZM165 185H164V189H163L162 191L165 192V193L167 194L168 198L170 197L169 199H170L171 204H172V203H173V204H176V203L180 202L179 199H178V200H177V198L174 199L175 197H178V196H175V197L173 198L174 194H177L178 192H177V193H174V190H173L172 186H169V184H168V185H166V186H167V187H166ZM176 185H178V184H176ZM179 185H180V184H179ZM179 185H178V186H179ZM183 185H184V184H183ZM183 185L181 186V189H182V187H183V188H186V187H187V188L185 189V191L189 189L188 186H183ZM191 185L194 186V187H197L196 184L194 185V183L191 184ZM191 185H190V186H191ZM197 185H198V184H197ZM200 185H201V183H200ZM225 185H226V184H225ZM255 185H256V184H255ZM4 186H6V185L4 184ZM4 186H3V187H4ZM12 186H14V185H12ZM16 186L18 187V185H16ZM29 186H30V185H29ZM37 186L34 187V190H35V188L39 190V187L41 186V184L39 185V187H37ZM58 186H59V185H58ZM61 186H62V185H61ZM61 186H60V188L63 187V186H62V187H61ZM77 186H78V185H77ZM81 186H82V185H81ZM127 186H128V185H127ZM127 186H126V187H127ZM129 186H130V185H129ZM134 186H135L136 188L138 187V186H136V185H134ZM134 186H133V187H134ZM150 186H151V185H150ZM161 186H160V187H161ZM178 186H176V187H177V188H180V187H178ZM222 186H223V184H222ZM10 187H11V186H10ZM14 187H15V186H14ZM25 187H26V186H25ZM42 187H44V186H42ZM42 187H40V188H42ZM52 187H53V186H52ZM54 187H55V186H54ZM72 187H73V186H72ZM83 187H85V186H83ZM99 187H100V186H99ZM130 187H131V186H130ZM165 187H166V188H165ZM194 187H191V188H194ZM205 187H206V186H205ZM11 188H12V187H11ZM29 188H30V187H29ZM97 188H98V187H97ZM101 188L104 189L103 186H102ZM108 188H109V186H108ZM128 188H129V187H128ZM128 188H126V189H128ZM131 188H132V187H131ZM138 188H139V187H138ZM152 188H153V187H152ZM155 188H156V187H155ZM162 188H163V187H162ZM191 188H190V189H191ZM208 188H210V187H208ZM208 188H207V189H208ZM245 188H246V187H245ZM6 189H7V188H6ZM8 189H9V187H8ZM30 189H32V187H31ZM45 189H46V188H45ZM52 189H53V188H51V190H52ZM63 189H64V188H63ZM77 189H78V188H77ZM85 189H86V188H85ZM89 189H90V188H89ZM91 189H92V187H91ZM105 189H106V187H105ZM105 189H104V190H105ZM110 189H111V188H110ZM119 189H122V188H119ZM143 189H144V188H143ZM143 189H142V190H143ZM158 189H159V188H158ZM190 189H189V190H190ZM4 190H5V189H4ZM13 190H14V189H13ZM34 190L32 191V194L37 195L38 193H42V191H41V192H38V193L36 194V193H34ZM38 190H37V191H38ZM40 190H41V189H40ZM42 190H43V188H42ZM48 190H50V188H49ZM53 190H54V189H53ZM53 190H52V191H53ZM55 190H56V189H55ZM55 190H54V191H55ZM57 190H58V189H57ZM57 190H56V191H57ZM59 190H60V189H59ZM64 190H65V189H64ZM72 190H73V189H72ZM104 190H103V191H104ZM108 190H109V189H108ZM108 190H105V191L108 192ZM139 190H140V189H139ZM139 190H138V191H139ZM154 190H155V189H154ZM156 190H157V189H156ZM159 190L161 191V189H159ZM182 190H183V189H182ZM205 190H206V189H205ZM19 191H20V190H19ZM54 191H53V192H54ZM62 191H63L62 189L59 191V192H60V196H62V194H64V192L61 194ZM78 191H79V190H78ZM94 191H95V190H94ZM105 191H104V192H105ZM123 191H122V192H123ZM127 191L129 192V189H128ZM130 191H131V190H130ZM145 191H146V193L149 192V191H147V189H146ZM152 191H153V190H152ZM157 191H158V190H157ZM162 191H161V192H162ZM175 191H176V190H175ZM179 191H180V190H179ZM183 191H184V190H183ZM185 191H184V192H185ZM194 191H195V190H193V192H194ZM196 191H197V189H196ZM198 191H199V190H198ZM198 191H197V195H198ZM15 192H16V191H15ZM45 192H47V190H46ZM45 192H44V193H45ZM50 192H51V191H50ZM50 192L48 191V193H50ZM53 192H51V195H52ZM59 192L57 191V192H55L56 194H55V193H54V194H55L56 196H58L57 193L59 194ZM71 192H72V191H71ZM91 192H92V191H91ZM109 192H111V191H109ZM112 192H113V191H112ZM153 192H154V191H153ZM153 192H151V193H153ZM191 192H192V191H191ZM191 192H190V194H189V192H188L189 195L187 194V195H188L187 197H189V196L191 197ZM200 192H201V191H200ZM255 192H256V191H255ZM3 193H4V192H3ZM3 193H2V194H3ZM8 193H9V192H8ZM16 193H18V191H17ZM16 193H15V195H17ZM22 193H23V192H22ZM24 193H25V192H24ZM48 193L46 194V196H45V194H44V195H43V194H42V195H39V194H38L37 196H38V198L43 199L44 196H45V197L48 196ZM96 193H98V192H96ZM129 193H130V192H129ZM142 193H143V192H142ZM149 193H150V192H149ZM181 193H182V192H181ZM229 193L231 194V191H230ZM251 193H252V192H251ZM251 193H250V194H251ZM261 193H262L261 191H260V192H256V193H254L253 195H251L249 198H247L246 196H245V198H246L247 201H250L249 203H252V204L255 205L256 207H259L260 204H261V203H260L261 200H262V199L264 200V195L261 194ZM10 194H12V193H9V195H10ZM19 194H20V193H19ZM25 194H29V195H30L31 193L26 192ZM32 194H31V195H32ZM54 194H53V195H54ZM67 194H71V195H72L73 193H70V192H69V193H67ZM108 194H109V193H107V195H108ZM117 194H118V193H117ZM117 194H116V196H117ZM160 194H161V193H160ZM179 194H180V193H179ZM201 194H202V193H201ZM236 194H237V193H235V196L238 195V194H237V195H236ZM5 195H6V194H5ZM12 195H13V194H12ZM12 195H11V196H12ZM22 195H23V194H22ZM65 195H66V192H65ZM77 195H78V194H76L75 196L78 197ZM85 195H86V194H85ZM85 195H84V196H85ZM97 195H98V194H97ZM120 195H121V194H120ZM149 195H150V194H149ZM155 195H156V194H155ZM224 195H225V196H229V195H226V194H224ZM19 196H20V195H19ZM86 196H87V195H86ZM88 196H89V195H88ZM114 196H115V194H114ZM116 196H115V197H116ZM140 196H142V195H139V198H144V197H140ZM181 196H185V193H184V195H181ZM201 196H202V195H201ZM219 196H221V195H219ZM6 197H7V196H6ZM20 197H21V196H20ZM53 197H55V196H53ZM62 197H63V196H62ZM62 197H61V199H62ZM70 197H72V200H73V197H74V196L72 195V196H70ZM76 197H75V198H76ZM106 197H107V196H106ZM115 197H114V198H115ZM120 197H122V195H121ZM128 197H129V196H127V198H128ZM132 197H133V196H132ZM135 197H136V196H135ZM231 197H232V196H231ZM237 197H241V196H237ZM0 198H1V196H0ZM8 198H9L10 200H12V199H11L12 197H7V200H8ZM13 198H14V196H13ZM15 198H16V197H15ZM27 198H28V195H27ZM27 198H26V200H27ZM30 198H31V197H30ZM48 198H49V197H48ZM48 198H46V199H48ZM59 198H60V197H59ZM59 198L56 197V199H59ZM114 198L112 197V200L115 201L116 199H114ZM117 198H118V197H117ZM165 198H166V197H165ZM178 198H179V197H178ZM181 198H182V197H180V199H181ZM22 199H23V198H22ZM24 199H25V198H24ZM46 199H44V200H46ZM51 199H52V198H51ZM63 199H64V198H63ZM65 199H67V198H65ZM77 199H79V198H77ZM119 199H121V198H119ZM125 199H126V198H124L123 200L125 201ZM129 199H133V198H129ZM144 199H145V198H144ZM144 199L141 200V202H143V205H144V208H145V206H146V205H145L146 200H145V202H144ZM146 199H147V198H146ZM183 199L188 200V199H186V198H182V200H183ZM191 199H193V198H191ZM191 199H190V200H191ZM216 199H218V198H216ZM219 199H220V198H219ZM228 199H229V197H228ZM234 199H235V198H234ZM243 199H244V198H243ZM3 200H4V199H3ZM17 200H19V199H17ZM17 200H14V199H13L12 202H13V201H17ZM49 200H50V199H48V200H46V201H44V202H47V201H49ZM112 200H111V202H112ZM136 200H137V198H136ZM209 200H210V198H209ZM229 200H230V199H229ZM235 200H237V199H235ZM5 201H6V200H5ZM5 201H4V202H5ZM27 201H28V200H27ZM40 201H41V200H40ZM54 201H55V199H54ZM64 201H66V202H65L66 204H65V203H61V200H60V199H59L58 201H55V203H56V202H57V203L60 202V203L63 204L65 207H63L61 204H59V205H58V204H57V205L55 204L54 207L57 206V207L59 208V206L61 205L63 208H68V209H69L70 207L73 208V207L75 206V205L71 206L73 203L70 204L69 202H67V200H64ZM102 201H103V200H102ZM118 201H119V204H117V205H118V206L121 205V206L123 207V206L127 203L128 199H127V201H126L125 204L123 203L124 201H123L122 203H120L122 200H121V201H120V200H117L116 202H118ZM130 201H131V200H130ZM130 201H129L128 203H131ZM133 201H135V200H133ZM148 201H149V200H147V202H148ZM188 201H189V200H188ZM188 201H187V202H188ZM194 201H195V200H194ZM256 201H257V202H256ZM2 202H3V201H2ZM6 202H8V201H6ZM12 202H11V203H12ZM25 202H26V201H25ZM44 202H43V204H44ZM52 202H53V201H52ZM62 202H63V201H62ZM73 202H76L75 204H78L77 202H80V201L77 200V201H73ZM100 202H101V201H100ZM137 202H138V201H137ZM147 202H146V203H147ZM170 202H169V203H170ZM183 202H185V201H183ZM205 202H206V201H205ZM211 202H212V200H211L209 203L211 204ZM213 202H214V200H213ZM263 202H264V201H263ZM11 203H9V204H11ZM21 203L23 204L24 202H21ZM30 203H33V201H31ZM34 203H35V202H34ZM50 203H51V202H50ZM83 203H84V202H83ZM83 203H82V206H83ZM114 203H115V202H114ZM114 203H113V204H114ZM128 203H127V205H128ZM135 203H136V201H135ZM135 203H134V204H135ZM169 203H167L168 206H169ZM194 203H195V202H194ZM202 203H203V202H202ZM202 203H201V204H202ZM226 203H227V202H226ZM247 203H248V202H247ZM12 204H15V202H13ZM40 204H41V206H44V205H45V204L42 205V203H40ZM40 204H38V205H40ZM80 204H81V203H80ZM113 204H112L113 207L117 206L116 204H115V205H113ZM122 204H124V205H122ZM131 204H132V203H131ZM136 204H137V203H136ZM152 204H153V203H152ZM171 204H170V205H171ZM206 204H207V202L205 203V205H206ZM232 204H233V203H232ZM0 205H1V204H0ZM17 205H18V204H17ZM47 205H48V204H47ZM89 205H90V202H89V204H87V206L89 207ZM91 205H93V204L91 203ZM106 205H107V204H106ZM127 205H126L127 208H126L125 206H124V207H125V210L128 212V214L131 216L130 218H131V220H132L133 223H134V224L132 223V225L136 226V227H134V226H133V227H134V228H137L138 231H137V230H136V231L139 232V233H141L142 235H143V234H146V232H147V234H148V232L151 230L149 227H151L153 224L150 226V224H149L148 222H146L144 218L147 217L146 214L149 213V212H146L145 210H142L141 212L135 213V211H136L135 208H136V207H134V208H133V207L130 208V207L127 206ZM137 205H138V204H137ZM147 205H148V204H147ZM208 205H209V204H207V206H208ZM212 205H213V203H212ZM229 205H230V204H229ZM233 205H234V204H233ZM4 206H6V205L4 204ZM4 206H1V207H4ZM12 206L14 207V205H12ZM30 206H31V205H30ZM32 206H33V205H32ZM35 206H37V205L35 204ZM48 206H49V205H48ZM76 206H77V205H76ZM76 206H75V207H76ZM80 206H81V205H80ZM80 206L78 205L76 208H79ZM87 206H86V207H87ZM100 206H101V205H100ZM118 206H117V207H118ZM130 206H131V205H130ZM168 206H167V207H168ZM176 206H177V204H176ZM187 206H188V205H187ZM255 206H253V207H255ZM10 207H11V206H10ZM13 207H11V208H13ZM15 207L17 208V206H15ZM28 207H29V206H28ZM39 207H40V206H38V208H39ZM86 207L84 206V208H86ZM104 207H105V205H104ZM106 207H107V206H106ZM106 207H105V208H106ZM124 207H123V208H124ZM171 207H172V206H171ZM173 207H174V206H173ZM177 207H178V206H177ZM185 207H186V206H185ZM202 207H203V205H202ZM6 208H7V207H6ZM6 208H5V209L2 208V209L6 211ZM34 208H36V207H34ZM45 208H46V206H44L43 209L45 210ZM72 208H71V210H72V212H74V211H73L74 208H73V209H72ZM76 208H75V209H76ZM100 208H101V207H100ZM115 208H116V207H115ZM119 208H120V207H119ZM137 208L139 209V207H137ZM141 208H142V207H140V209H141ZM191 208H192V206H191ZM193 208H196V206L193 207ZM203 208H204V207H203ZM206 208H208V207H206ZM209 208H210V207H209ZM259 208H261V207H259ZM0 209H1V208H0ZM13 209H14V208H13ZM20 209H21V208H20ZM23 209H24V208H23ZM40 209H41V208H40ZM47 209H48V207H47ZM81 209H82V208H81ZM92 209H94V208L92 207ZM110 209H111V208H108L107 210H109V212H110ZM120 209H121V208H120ZM159 209H160V208H159ZM159 209H158V210H159ZM168 209H169V208H168ZM168 209H166V210L169 211ZM171 209H172V208H171ZM174 209H175V208H174ZM184 209H185V208H184ZM204 209H205V208H204ZM234 209H235V208H234ZM251 209H252V208H251ZM27 210H28V209H27ZM32 210H34V209H30V210H28V211L31 213ZM63 210H65V209H63ZM77 210H78V209H76L75 212H76ZM95 210H96V211H95ZM95 210H92V211H88V210H87L86 212H83V215H84V217H85V219H86L85 221H87L88 223H91V220H92V217H93L94 214L98 215L99 217H100V216L105 217V216H104L105 214H104V215H101L102 212H104V211H102V210H104V208L101 209V210H100V209L97 210V208H96ZM122 210H123V209H122ZM122 210H121V211H122ZM150 210H153V209L151 208ZM150 210H149V211H150ZM192 210H193V209H190V211H192ZM195 210H196V209H195ZM195 210H194V211H195ZM229 210H231V208H230ZM236 210H237V209H236ZM236 210H235V211H236ZM254 210H255V209H254ZM256 210H257V209H256ZM7 211L10 212V210H7ZM37 211H38V210H36V212H37ZM48 211H49V210H48ZM82 211H83V210H82ZM82 211H80L81 214H82ZM84 211H85V209H84ZM116 211H117V209H116ZM171 211H173V210H171ZM179 211H181V210L179 209ZM238 211H239V210H238ZM20 212H21V211H20ZM20 212H19V213H20ZM38 212H40V211H38ZM38 212H37V213H38ZM42 212H43V211H42ZM45 212H46V211H45ZM77 212H79V211H77ZM77 212H76V213H77ZM122 212H124V210H123ZM155 212H157V211H155ZM174 212H175V211H174ZM176 212H177V211H176ZM231 212L234 213V211H231ZM21 213H22V212H21ZM21 213H20V214H21ZM24 213H26V212H24ZM33 213H34V211H33ZM33 213H31V214H33ZM48 213H50V211H49ZM105 213H107V212L105 211ZM118 213H119V211L116 212V214H118ZM160 213H161V212H159V215L157 216L158 218H159L160 215H164V213H163V214H160ZM165 213H166V212H165ZM170 213L172 214L173 212H170ZM184 213H185V212H184ZM189 213H190V212H189ZM222 213H223V212H222ZM222 213H221V215H222ZM1 214H2V212H1ZM4 214H5V213H4ZM26 214L29 215L28 212H27ZM66 214H68V213H66ZM116 214H115V215H116ZM124 214H125V213H124ZM151 214H153V213H151ZM167 214H168V213H167ZM174 214H175V213H174ZM177 214H178V213H177ZM177 214H176V215H177ZM179 214H180V213H179ZM181 214H182V213H181ZM198 214L200 215V213H198ZM224 214H225V212H224ZM15 215H16V214H14V216H15ZM21 215H22V214H21ZM21 215H19V216L21 217ZM35 215L39 216V219H40V216H41V215H38V214H35ZM79 215H80V214H79ZM106 215H107V214H106ZM115 215H113V217H114ZM122 215H123V213H122ZM168 215H169V216H168L167 218H165L164 220H162V221L160 220V221H161V222H159V223H161V225L159 224V225H160V227H159L160 229L157 228V229H159V231H155L156 233H154V234L152 233V234H153V237H154V236L157 237V235H159V238H158V239H159V241H160V240L162 239V237H160V236L163 235L162 233H163V229H164V227L169 226L170 229H172V230H170L171 233H170L169 236L167 237V238H168L167 242H168V241H172V242H175V243L179 242V244L182 243L186 248H185L184 246H182V247L185 248L184 250H187V251H188V255L191 256L192 258H198V257H196V256L194 255V252H199V253H200V256H201V255H206L207 257H209V258L213 261L214 264H222V263H223V261H222V257H221V254H220L219 250H217V249H215V248H211L212 246H211V247L209 246L210 243H213L215 240L212 241V240H209V239H207V238H204V237L202 236V234L199 233V231H196V230H195V232L189 233V234H188L189 236H188L187 234H179V231L176 230V226H175V225H177V226L179 227V225H178V222H179L178 219L175 218V217H172L173 215H170V214H168ZM202 215H203V213H202ZM202 215H200V216L202 217ZM1 216H2V215H0V218H1ZM11 216H12V215H10V217H9V216H6V217L4 216V217L1 218V219H2V221H4V222H5V221H8V222H9L10 219H11ZM37 216H36V217H37ZM52 216H54V213H53ZM66 216H67V215H66ZM66 216H65V217H66ZM73 216H75V215H72V222H73V220H74V221H77L75 218L73 219ZM108 216H109V213H108ZM149 216H150V215H149ZM165 216H166V215H165ZM180 216H181V215H180ZM187 216H188V215H187ZM12 217H13V216H12ZM17 217H18V216H17ZM23 217H24V216H23ZM30 217H31V216H30ZM30 217H29V218H30ZM33 217H34V215H33ZM33 217H32V218H33ZM68 217H69V216H68ZM80 217H82V215H81ZM106 217H107V216H106ZM116 217H119V216L117 215ZM116 217H115V220L118 219V218L116 219ZM151 217H152V216H151ZM151 217H150V218H151ZM154 217H155V216H154ZM183 217H184V216H183ZM21 218H22V217H21ZM25 218H26V215H25ZM37 218H38V217H37ZM37 218H35V220H36ZM76 218H77V217H76ZM147 218H148V217H147ZM147 218H146V219H147ZM158 218H157V219H158ZM190 218H192V216H191ZM190 218H189V219H190ZM194 218H195V216L193 217V219H194ZM1 219H0V220H1ZM8 219H9V220H8ZM14 219H15V218H14ZM14 219H13V220H14ZM30 219H31V218H30ZM65 219H66V218H65ZM82 219H83V218H82ZM99 219H100V218H99ZM99 219H98L95 223H97L98 221H100L102 218H101L100 220H99ZM148 219H149V218H148ZM154 219H155V218H154ZM154 219H153V220H154ZM181 219H184V218H181ZM187 219H188V218H187ZM197 219H200V218L196 217V220H197ZM212 219H213V218H212ZM212 219H211V220H212ZM11 220H12V219H11ZM17 220H18V218H17ZM17 220H15V221H17ZM32 220H33V219H32ZM58 220H60V218H58ZM69 220H70V219H69ZM102 220H104V219H102ZM115 220H114V221H115ZM131 220H129L128 222H130ZM176 220H177L178 222H177ZM204 220H205V219H204ZM19 221H20V220H19ZM22 221H23V220H21V223H22ZM48 221H49V220H48ZM48 221H46V222H48ZM108 221H109V220H108ZM108 221H106V222L108 223V225L106 224L107 227H109V224L112 222L111 220H110L111 222H110V221L108 222ZM122 221H124V220H122ZM125 221H126V220H125ZM132 221H131V222H132ZM144 221H145L146 223H145ZM147 221H149V220H147ZM156 221H157V220H156ZM158 221H159V220H158ZM190 221H191V220H190ZM198 221H199V220H198ZM240 221H241V220H240ZM4 222H2V223H4ZM23 222H24V221H23ZM25 222H26V221H25ZM39 222H40L39 224L42 225V224H41V221H39ZM46 222H45V223H46ZM60 222H63V220L60 221ZM66 222H68L67 219H66ZM80 222L82 223V222H84V220H83V221H80ZM80 222H79V224H80ZM100 222H102V221H100ZM128 222H127V223H128ZM131 222H130V223H131ZM149 222H150V221H149ZM235 222H236V221H235ZM2 223H1V224H2ZM12 223H13V222H12ZM27 223H28V222H27ZM43 223H44V221H43ZM57 223H58V221H57ZM63 223H64V222H63ZM68 223H69V222H68ZM73 223H74V222H73ZM102 223H103V222H102ZM130 223H129L128 225H130ZM144 223H145V224H144ZM156 223H157V222H156ZM176 223H177V224H176ZM180 223H181V222H180ZM182 223H183V222H182ZM185 223H186V222H185ZM190 223H193V222L191 221ZM190 223L188 222V225H189ZM34 224H37V221H36V223H34ZM58 224H59V223H58ZM83 224H84V223H83ZM83 224H82V225H83ZM97 224H100V223L98 222ZM122 224H124V223L122 222ZM143 224H144L145 226H144ZM157 224H158V223H157ZM194 224H195V223H193V225H194ZM201 224H202V222H201ZM219 224H220V223H219ZM9 225H10V224H9ZM21 225H22V224H21ZM37 225H38V224H37ZM43 225H44V224H43ZM87 225H90V224H87ZM110 225H111V224H110ZM116 225H117V224H116ZM125 225H126V223H125ZM159 225H157V226H159ZM182 225H183V224H182ZM184 225H185V224H184ZM186 225H187V223H186ZM212 225H213V224H212ZM0 226H2V225H0ZM4 226H5V224H3L2 227H4ZM6 226H7V223H6ZM46 226L48 227V225H46ZM58 226H59V225H58ZM75 226H76V225H75ZM90 226H91V225H90ZM111 226H112V225H111ZM118 226H119V223H118ZM118 226H117V227H118ZM180 226H181V225H180ZM190 226H191V225H190ZM30 227H31V226H30ZM30 227H29V228H30ZM32 227H33V226H32ZM72 227H73V226H72ZM82 227H85V225H83ZM91 227H94V226L92 225ZM96 227L98 228L99 226H96ZM100 227L103 228V226H100ZM104 227H105V226H104ZM114 227H115V226H114ZM122 227H123V226H122ZM122 227H121V228H122ZM124 227H126V226H124ZM127 227H128V226H127ZM133 227H132V228H133ZM145 227H148V228H149V231H146V230H145ZM184 227H185V226H184ZM210 227H211V226H210ZM44 228H45V227H44ZM62 228H63V227H62ZM68 228H69V227H68ZM75 228H76V227H75ZM78 228H81V227L79 226ZM101 228H100V229H101ZM129 228H130V227H129ZM155 228H156V225H155ZM167 228H168V227H167ZM200 228H201V227H200ZM0 229H2V228H0ZM3 229H4V228H3ZM9 229H10V227H9V228L6 227V228L3 230V233H2V235H4V239H3V240H5V236H8V237L11 236V235H10L11 233H10V230H9ZM23 229H24V228H23ZM27 229H28V228H27ZM60 229H61V228H60ZM66 229H67V228H66ZM70 229H72V228H70ZM90 229H91V228H90ZM90 229H89V230H90ZM110 229H112V227H111ZM122 229H123V228H122ZM124 229H125V228H124ZM126 229H127V228H126ZM146 229H147V228H146ZM153 229H154V227H153ZM25 230H26V229H25ZM32 230H33V229H32ZM49 230H50V229H49ZM58 230H59V229H58ZM58 230H56V233H57ZM68 230H69V229H67L66 232H68ZM92 230H93V229H92ZM95 230H96V229H95ZM95 230H94V231H95ZM107 230H109V228H108ZM113 230H114V229H113ZM115 230H116V228H115ZM115 230H114V231H115ZM117 230H118V229H117ZM128 230H129V229H128ZM128 230H127V232H130V231H128ZM155 230H156V229H155ZM251 230H252V229H251ZM16 231H17V230H16ZM18 231H19V230H18ZM37 231H38V230H37ZM37 231H36V232H37ZM39 231H40V230H39ZM41 231H42V230H41ZM41 231H40V232H41ZM43 231H44V230H43ZM54 231H55V230H54ZM59 231H60V230H59ZM59 231H58V232H59ZM69 231H70V230H69ZM71 231H72V230H71ZM119 231H120V230H119ZM119 231H118V232H119ZM151 231H153V230H151ZM166 231H167V230H166ZM249 231H250V230H249ZM22 232H23V231H22ZM26 232H27V231H26ZM26 232H25V233H26ZM33 232H35V231H33ZM63 232H64V231H63ZM63 232L61 231V234H62ZM102 232H103V234H105L104 229H103ZM123 232H124V231H123ZM177 232H178V233H177ZM246 232H247V231H246ZM251 232H252V231H251ZM49 233H50V232H49ZM51 233H52V232H51ZM56 233L54 232V234H56ZM59 233H60V232H59ZM109 233H110V231H109ZM112 233H113V232H112ZM114 233H115V232H114ZM167 233H168V232H167ZM20 234H21V232H20ZM33 234H34V233H33ZM33 234H32V235H33ZM37 234H38V233H37ZM39 234H40V233H39ZM71 234H72V233H71ZM71 234H70V235H71ZM115 234H116V233H115ZM119 234H121V233H119ZM126 234H127V233H126ZM126 234H125V235H126ZM128 234H129V233H128ZM32 235H31L32 238H36V237H34V236H32ZM64 235H65V232H64ZM66 235H67V233H66ZM99 235H100V234H99ZM113 235H114V234H113ZM12 236H13V235H12ZM87 236H88V235H87ZM109 236H110V235H109ZM176 236H177V237H176ZM38 237H39V239L42 240V239H45V238H46V235H45V234H41V235H39ZM51 237H52V239H53L54 237L56 238V236H53V235H51ZM82 237H83V236H82ZM82 237H80V238H82ZM99 237H100V236H99ZM112 237H113V236H112ZM115 237H116V236H114V238H115ZM121 237H123V236H120V238H121ZM144 237H147V236L144 235ZM149 237H150V236H149ZM156 237H155V239H156ZM223 237H224V236H223ZM223 237H222V238H223ZM22 238H23V237H22ZM22 238H21V239H22ZM32 238H31V239H32ZM49 238H50V237H49ZM49 238H48V239H49ZM70 238H71V236H70ZM91 238H92V237H91ZM95 238H96V237H95ZM123 238H124V237H123ZM193 238H195V244L192 243ZM11 239H12V238H11ZM27 239H28V238H27ZM27 239H26V240H27ZM57 239H58V238H56V239H54V240H57ZM60 239H62V237H61ZM76 239H77V238H76ZM76 239H75V240H76ZM86 239H87V238H86ZM93 239H94V237H93ZM106 239H107V237H106ZM126 239H128V238H125V240H126ZM133 239H134V238H133ZM138 239H139V238H138ZM147 239H148V238H147ZM210 239H211V238H210ZM215 239H216V238H215ZM7 240H8V238H7ZM14 240H16V237H15ZM41 240H40V241H41ZM46 240H47V239H46ZM50 240H51V239H49V241H50ZM54 240H51V241H53V242L55 243ZM71 240H72V239H70V241H71ZM90 240L92 241V239H90ZM109 240H111V238H110ZM113 240H115V239H113ZM218 240H221V239H218ZM11 241H12V240H11ZM11 241L9 240V242H11ZM24 241H25V240H24ZM30 241H32V240H30ZM33 241H34V240H33ZM33 241H32V242H33ZM35 241H37V240L35 239ZM38 241H39V240H38ZM38 241H37V242H38ZM40 241H39V243H40ZM43 241H44V240H43ZM59 241H61V240H59ZM59 241H58V242H59ZM72 241H74V240H72ZM88 241H89V239H88ZM91 241H90V242H91ZM107 241H108V239H107ZM119 241H120V239H119ZM127 241H128V240H127ZM127 241H126V242H127ZM147 241H148V240H147ZM156 241H157V240H156ZM156 241H155V242H156ZM259 241H260V240H259ZM20 242H21V241H20ZM22 242H23V240H22ZM22 242H21V243H22ZM32 242H31V245H32ZM53 242H52V243H53ZM58 242H57V243H58ZM64 242H66V241H64ZM68 242H69V241H68ZM85 242H86V241H85ZM109 242H111V241H109ZM114 242H115V241H114ZM123 242H124V241L121 242L122 245H124ZM129 242H130V241H129ZM137 242H138V241H137ZM144 242H145V241H144ZM157 242H158V241H157ZM157 242H156L155 244H157ZM167 242H166V243H167ZM218 242L221 243V241H218ZM224 242H225V240H224ZM227 242H228V241H227ZM24 243H25V242H24ZM24 243H23V244H24ZM39 243H38V244H39ZM60 243H62V242H60ZM142 243H143V242H142ZM152 243H153V242H152ZM170 243H171V242H170ZM175 243H174V244L172 243V244L175 245ZM228 243H229V242H228ZM259 243H261V242H259ZM23 244H21V245H23ZM55 244H56V243H55ZM84 244H85V243H84ZM84 244H83V245H84ZM147 244H148V243H147ZM182 244H180V245H182ZM214 244H215V243H214ZM214 244H213V245H214ZM229 244H230V243H229ZM21 245H20V246H21ZM24 245H25V244H24ZM35 245L37 246V243H35ZM51 245H52V244H51ZM59 245H60V244H59ZM125 245H126V244H125ZM125 245H124V248H125ZM132 245H133V244H132ZM148 245H149V244H148ZM177 245H178V244H177ZM177 245H176V246H177ZM211 245H212V244H211ZM260 245H261V244H260ZM6 246H9V244L6 245ZM28 246H30V243H29ZM64 246H66V245H64ZM64 246H62L60 249L64 248ZM94 246H95V245H94ZM97 246H98V245H97ZM102 246H103V245H102ZM118 246H119V245H118ZM127 246H128V243H127ZM146 246H147V245H146ZM153 246H154V245H153ZM155 246H156V245H155ZM3 247H5V246H3ZM30 247L32 248V246H30ZM41 247H42V246H41ZM56 247H60V246L57 245ZM69 247H70V246H69ZM88 247H90V246H88ZM129 247H131V246H129ZM132 247H134V246H132ZM140 247H142V244H141ZM149 247H151V246H149ZM149 247H147V248H149ZM174 247H175V246H174ZM43 248H44V247H43ZM50 248H51V247H50ZM93 248H94V247H93ZM119 248H120V247H119ZM137 248H138V247H137ZM151 248H153V247H151ZM154 248H156V247H154ZM157 248H158V247H157ZM159 248H161V247H159ZM159 248H158V249H159ZM165 248H168V247L165 246ZM172 248H173V247H172ZM259 248H260V247H259ZM261 248H262V247H261ZM5 249H6V248H5ZM37 249H38V248H37ZM53 249H54V248H52V250H53ZM125 249H128V247H126ZM134 249H135V248H134ZM143 249L145 250V248H143ZM143 249H142V250H143ZM163 249H164V248H163ZM170 249H171V248H170ZM179 249H181V248H179ZM179 249H177V250H179ZM182 249H183V248H182ZM182 249H181V250H182ZM257 249H258V248H257ZM54 250H55V249H54ZM56 250H57V248H56ZM63 250H64V249H63ZM63 250H60V251L62 252ZM95 250H96V248H95ZM120 250H121V249H120ZM138 250H139V248H138ZM144 250H143V251H144ZM148 250H149V249H148ZM148 250H147V251H148ZM156 250H157V249H156ZM171 250H172V249H171ZM171 250H169V251H171ZM173 250H174V249H173ZM173 250H172V251H173ZM175 250H176V249H175ZM3 251H4V250H3ZM31 251H33V250H31ZM50 251H51V250H50ZM60 251H59V252H60ZM68 251H69V250H68ZM92 251H93V250H92ZM92 251H91V252H92ZM145 251H146V250H145ZM154 251H155V250H154ZM158 251H159V250H158ZM179 251H180V250H179ZM179 251H178V252H179ZM259 251H261V249H260ZM10 252H11V251H10ZM17 252H18L17 250H15V251L12 252V257H13L14 260H15V257H16ZM61 252H60V253H61ZM97 252H98V251H97ZM132 252H134V251H132ZM132 252H131V253H132ZM151 252H152V250H151L150 252L148 251V253H147V252H145V253H147V254L150 253V254H151ZM163 252H164V250H163ZM167 252H168V250H167ZM255 252L257 253L258 251L256 250ZM33 253H34V252H33ZM53 253H54V252H53ZM57 253H58V251H57ZM72 253H74V252H72ZM140 253H141V252H140ZM157 253H158V252H157ZM161 253H162V252H161ZM171 253H172V252H171ZM184 253H185V252H184ZM184 253H183L182 255H184ZM8 254H10V253H7V255H8ZM69 254H70V252H69ZM90 254H91V253H90ZM92 254H93V253H92ZM134 254H135V253H134ZM159 254H160V253H159ZM165 254H167V253H165ZM168 254H169V253H168ZM168 254H167V255H168ZM179 254H180V253H179ZM179 254H178V255H179ZM260 254H261V253H260ZM260 254L258 253L259 256H260ZM43 255H44V254H43ZM48 255H49V254H48ZM59 255H61V254H59ZM59 255H58V256H59ZM62 255H63V254H62ZM65 255H66V254H65ZM67 255H68V254H67ZM73 255H74V254H73ZM79 255H80V254H79ZM82 255H83V254H82ZM119 255H120V254H119ZM138 255H139V254H138ZM138 255H136V256H138ZM154 255H155V254H154ZM160 255H162V254H160ZM160 255H159V256H160ZM163 255H164V254H163ZM173 255H174V253H173ZM175 255H176V253H175ZM175 255H174V256H175ZM180 255H181V254H180ZM180 255H179V256H180ZM182 255H181V256H182ZM258 255H257V256H258ZM52 256H53V255H52ZM74 256H75V255H74ZM80 256H81V255H80ZM131 256H132V255H131ZM168 256H172V255L170 254V255H168ZM259 256H258L257 258L255 257V258H256V259H258V258L261 259L262 257L260 256V257H261V258H260ZM262 256H263V255H262ZM44 257H45V256H44ZM44 257H42V258H44ZM67 257H68V256H67ZM85 257H86V256H85ZM87 257H88V256H87ZM117 257H118V256H117ZM133 257H135V255H133ZM147 257H148V256H147ZM175 257H176V256H175ZM183 257H186V255L183 256ZM183 257H182V258H183ZM25 258L27 259V256L24 257V258L22 257V260L25 259ZM42 258H41V259H42ZM65 258H66V257H65ZM136 258H137V257H136ZM7 259H8V258H6V260H7ZM26 259H25V261H26ZM50 259H51V258H50ZM50 259L47 260V262H51V261H54V260H55L54 258H52V260H50ZM167 259H168V258H167ZM178 259H180V257L177 258V260H178ZM187 259H188V258H187ZM187 259H186V260H187ZM1 260H2V258H1ZM1 260H0V261H1ZM10 260L12 261V258H10ZM30 260H31V259H30ZM57 260H58V259H57ZM93 260H94V259H93ZM116 260H117V259H116ZM149 260H150V259H149ZM183 260H184V258H183ZM186 260H185L184 262H186ZM192 260H193V259H192ZM90 261H91V260H90ZM188 261H189V260H188ZM259 261H261V260H259ZM8 262H9V261H8ZM87 262H88V261H87ZM126 262H128V261H126ZM162 262H163V260H162ZM162 262H161V263H162ZM168 262H170V260H169ZM173 262H174V261H173ZM13 263H14V262H13ZM77 263H78V262L76 261V262H74L73 264H77ZM79 263H80V262H79ZM90 263H91V262H90ZM139 263H140V262H139ZM163 263H164V262H163ZM210 263H211V262H210ZM0 264H1V263H0ZM2 264H3V263H2ZM10 264H11V263H10ZM23 264H24V263H23ZM28 264H36V262H31V263L28 262ZM60 264H63V263H60ZM96 264H98V263H96ZM99 264H100V263H99ZM106 264H107V263H106ZM127 264H129V263H127ZM172 264H173V263H172ZM183 264H184V263H183ZM188 264H189V263H188ZM232 264H233V263H232Z\"/></svg>","mask_w":264,"mask_h":264},{"label":"snow or ice","instance_id":"3","mask_svg":"<svg viewBox=\"0 0 264 264\" xmlns=\"http://www.w3.org/2000/svg\"><path fill=\"white\" fill-rule=\"evenodd\" d=\"M214 6L215 5L213 4V5H204V6L196 5L195 7L199 8L200 13L203 14L208 7H214ZM24 7L35 10V9H45L48 6L28 4V5H25ZM59 7H60L59 5L52 6L53 11L50 13H46L44 11H36L35 12V15L37 17L36 27L38 30L42 26L44 17H47L48 20H51L53 16H57L61 20V22L57 24V27H59V28H64L65 26H67L71 23L70 18L61 17L60 14L57 11H55ZM81 7L83 8L85 6L82 5ZM103 7H106V9H109V10L114 9L116 11H119L121 9V5L119 3H111V4H108V5L103 6ZM255 7H257V6H255V5H235L234 4V5H232L233 11L228 13L227 18L239 23L240 20L247 19L248 17L252 16L253 10L255 9ZM259 9H260V13H259L260 16L264 17V4L259 5ZM112 15H114V13L109 12V18H111ZM7 16H8V13H5V15L0 16V27H3L6 30V35H11L13 37H19V36L27 35L29 33L30 29L23 24L17 23V24H12L10 26V22L7 19ZM201 19H203L204 24L208 25L210 28L215 27V25L211 24L210 18H205L202 15ZM260 26H261V32L264 33V19H261ZM89 55H91V54L89 53ZM240 55H242V53ZM259 55H260L261 63H264V46L261 47V51H260ZM108 70H109V72L111 71L110 68ZM57 75H59V73H57ZM109 78L111 79L112 77H109ZM157 88H159L158 84H157ZM133 91H134V89H133ZM76 95L79 96L80 93L77 92ZM128 99H129V97L127 95H125L124 100L127 101ZM131 102L133 104L136 103L135 100H133ZM49 115H51V113H49ZM156 123L163 124L164 122L161 120H157ZM175 127L178 129L179 125L177 124V125H175ZM260 128L262 131H264V118H262L260 121ZM157 194H159V193H157ZM102 211H107V210L104 209ZM153 211H155V209H153ZM99 218L100 217L98 215L94 214L92 217L91 223L95 224V222ZM11 235H14V233ZM5 243H8L7 238H5ZM192 243L195 244V238H193ZM261 243H262V245H264V233H262V236H261ZM261 251L264 252V246H262ZM25 255H27L28 257L31 258V257H34L35 253H33L31 251V248H29L26 252L23 249L18 250L16 257H15L14 264H23L22 257ZM194 255L196 257H200L199 252H194ZM36 264H56V262L55 261L47 262V261L41 260V261H37ZM248 264H251V262H248ZM260 264H264V257L261 258Z\"/></svg>","mask_w":264,"mask_h":264}]
</instances>
